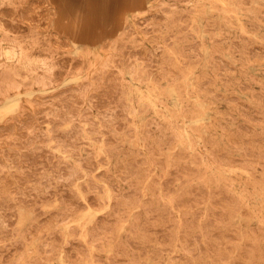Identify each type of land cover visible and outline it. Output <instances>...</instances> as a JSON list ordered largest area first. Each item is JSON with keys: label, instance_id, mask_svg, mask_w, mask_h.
Masks as SVG:
<instances>
[{"label": "rangeland", "instance_id": "obj_1", "mask_svg": "<svg viewBox=\"0 0 264 264\" xmlns=\"http://www.w3.org/2000/svg\"><path fill=\"white\" fill-rule=\"evenodd\" d=\"M0 18H3L2 21H0V112H3L6 115L8 114V116L6 117H2L0 116V184L3 185V188H9L8 191L5 192L2 191L4 189H2V186L0 185V207H2V211H0V264H142L141 261L143 262V264H211V262H213L212 264H249L248 262L252 261L250 263L252 264H257L260 263L262 264L263 259H264V219H262L264 217V178H262L264 175V137L262 138V136H264V98L262 96H264V91L262 89H264L263 85H264V60H262V57L264 55V22L260 21V19H264V0H140L141 6L138 9H134V8H127L125 10H123L121 12V16H120V23L118 25H114L111 23H107V28L108 31L110 32V34H107L101 43H99L98 45H92V46H74L72 43V36L71 34L67 31L64 32L62 30H59L56 26V20L58 17V7L57 4L55 2V0H0ZM8 1V2H7ZM24 1V2H23ZM160 1V2H159ZM190 1V2H189ZM206 1H209V3H207ZM214 1H215V5H214ZM236 4H234L235 2ZM15 2V3H14ZM35 2V3H33ZM166 4H165V3ZM169 2V6L166 7V5H168ZM172 2V3H171ZM185 2V3H184ZM197 2V3H196ZM204 2V3H202ZM224 2V3H223ZM238 2V3H237ZM241 2L242 5H239ZM247 2V3H245ZM10 3V4H9ZM14 3V4H11ZM18 3V4H17ZM30 3V4H29ZM164 3V4H161ZM189 3V4H187ZM202 3V4H201ZM212 3V4H210ZM222 3V4H221ZM253 3V4H252ZM260 3V5H259ZM3 4V5H2ZM25 4V5H24ZM30 6H29V5ZM32 4V5H31ZM35 4V5H34ZM45 4V5H44ZM180 4V5H179ZM201 4V5H199ZM204 4V5H203ZM210 4V5H209ZM224 4V5H223ZM239 7H238V5ZM263 4V5H262ZM15 7H13V6ZM161 5V7H160ZM173 5V7H171ZM198 5V6H196ZM245 5V7H244ZM250 5V7H249ZM254 5V6H253ZM255 5H259L258 8ZM21 6V7H20ZM48 6V7H47ZM155 6V7H154ZM214 6V8L212 7ZM247 6V7H246ZM251 6H253L251 8ZM5 7V8H4ZM32 7V9H31ZM47 7V8H46ZM156 7H158L156 9ZM241 7V8H240ZM256 7V8H254ZM262 7V9L260 8ZM20 10H17L19 9ZM38 12H37V9ZM40 8V10H39ZM49 8V9H48ZM154 8V9H153ZM163 8V9H162ZM167 10H166V9ZM191 8H193L194 10H192ZM203 8V9H202ZM248 8V10L245 12V10ZM252 10H257L254 12ZM261 10H260V9ZM28 9V10H27ZM30 9V11H29ZM34 9V10H33ZM151 9V10H150ZM170 9V10H168ZM186 9V10H185ZM187 9H190L189 11ZM228 9V10H227ZM250 9V11H249ZM2 10V11H1ZM11 10L13 12H11ZM36 10V11H35ZM162 12H159V11ZM175 12H173V11ZM180 10V11H179ZM234 10V11H233ZM260 10V11H259ZM263 10V11H262ZM17 11V12H16ZM31 12L33 14V16H31L32 14H30L28 12V14H30V16L27 14V12ZM37 12V14L35 12ZM172 11V12H170ZM183 11V12H182ZM198 11V12H197ZM45 12V13H44ZM142 14H140V13ZM150 12V13H149ZM157 12V14H156ZM167 12H170V14H167ZM192 12L194 14H192ZM200 12V14H199ZM202 12V13H201ZM231 12V13H230ZM251 12V14H250ZM253 12L256 14H253ZM260 12V13H259ZM4 13V14H3ZM35 13V14H34ZM154 16H153V14ZM162 13V14H161ZM164 13L165 16H164ZM174 16H173V14ZM178 14H182V16ZM185 13V14H184ZM215 13V14H213ZM259 15H258V14ZM156 14V16H155ZM159 14V16H157ZM184 14V15H183ZM187 14V15H186ZM2 15V16H1ZM4 15V16H3ZM42 15V16H40ZM152 15V16H151ZM168 15V16H166ZM172 15V16H171ZM188 19V21H184L187 20L186 17ZM253 15L257 16L254 17ZM22 18H21V17ZM25 16V18H24ZM27 16V18H26ZM48 16V17H47ZM51 16V17H49ZM54 16V17H53ZM135 16V17H134ZM147 16V17H145ZM164 16V17H162ZM177 16V17H175ZM189 16V17H188ZM204 16V17H203ZM222 16V17H221ZM253 16V17H252ZM5 17V18H4ZM10 19H9V18ZM29 17V18H28ZM45 17V18H43ZM131 17V18H130ZM145 17V18H144ZM161 17V18H160ZM169 17V18H168ZM174 17V18H173ZM180 17V18H179ZM191 17V18H190ZM228 17V18H227ZM248 19H246V18ZM43 20H42V19ZM144 18V19H143ZM157 18V19H156ZM178 18V19H177ZM185 18V19H184ZM227 18V20H226ZM231 18V21H228V19ZM235 18V19H233ZM254 18V19H253ZM27 19V21H26ZM34 21L33 23L30 20ZM34 19V20H33ZM41 19V20H40ZM137 19V20H136ZM155 19V20H154ZM158 19H159V24H158ZM162 19V20H161ZM183 19V20H181ZM223 19V20H222ZM1 20V19H0ZM15 20V21H14ZM136 20V21H135ZM165 20V21H164ZM167 20V21H166ZM172 20V21H171ZM177 20V21H176ZM178 20H180V24L178 23ZM190 20V21H189ZM251 20V21H250ZM255 22H253V21ZM259 20V21H258ZM5 21V22H4ZM24 21V22H23ZM26 21V23H25ZM37 21V22H36ZM39 21H41V23H39ZM135 21V22H134ZM151 26H150V23ZM164 21V22H162ZM210 21V22H207ZM264 21V20H263ZM4 24H3V23ZM142 22V23H141ZM171 22V24L169 23ZM173 22H175L173 24ZM183 22V24L181 23ZM189 22V23H188ZM212 22V23H211ZM215 22V23H213ZM230 22V23H229ZM235 22V24H234ZM245 22V23H243ZM259 22V23H256ZM262 22V23H261ZM12 23V24H11ZM15 23V24H14ZM35 23V24H34ZM36 23L38 25H36ZM157 23V24H156ZM165 23V25H164ZM177 23V24H176ZM191 23V25H190ZM229 27H227L225 24ZM250 23V24H249ZM7 24V25H5ZM129 24V25H128ZM146 27H145V25ZM150 27H148L147 26ZM158 26H156V25ZM179 24V25H178ZM182 24V26H181ZM187 24V25H186ZM207 24V26L205 25ZM212 26H211V25ZM248 24V25H247ZM258 25V26H254V25ZM263 24V26L261 25ZM5 25V26H4ZM135 25V26H134ZM144 27H143V26ZM153 25H154V29H153ZM161 27H160V26ZM163 25V26H162ZM174 25V26H171ZM185 25V26H184ZM216 25V26H215ZM230 25L233 27H230ZM235 25V27H234ZM244 25V26H243ZM2 26V27H1ZM4 26V27H3ZM130 26V27H129ZM164 26H166V29L164 28ZM189 26V27H188ZM203 26L205 29H203ZM253 30H252V27ZM9 27V29L7 30V28ZM13 27V28H10ZM143 27V28H142ZM148 27V28H147ZM152 27V28H151ZM159 28L157 30V28ZM163 27V28H162ZM182 27V29H181ZM210 29L207 30L206 29ZM212 29H211V28ZM237 27V28H236ZM246 27V28H245ZM251 27V28H250ZM3 28V30H2ZM22 28V29H21ZM139 28V29H137ZM162 28V29H161ZM195 28V29H194ZM235 28V29H234ZM254 31L252 33L249 32L250 30ZM256 28L259 30L258 33L255 30ZM5 29V30H4ZM13 29V30H12ZM43 29V30H42ZM123 29V30H122ZM130 31L132 32H129ZM146 29V30H145ZM148 29V30H147ZM163 31H161V30ZM165 29V30H164ZM167 29H171L167 30ZM197 29V30H196ZM241 29V30H240ZM246 31H245V30ZM22 30V31H21ZM27 30V31H26ZM127 30V32H126ZM140 30V31H139ZM142 30V31H141ZM177 30V31H176ZM187 30V31H186ZM190 30V31H189ZM213 32H212V31ZM221 30V31H220ZM249 30V31H248ZM10 31V32H9ZM149 33H148V32ZM154 31V32H152ZM166 33H165V32ZM182 33H180V32ZM186 31V32H185ZM189 31V32H188ZM196 31V32H194ZM4 35H3V33ZM32 32V33H31ZM121 32V33H120ZM126 32V33H125ZM143 34H141V33ZM146 32V34H145ZM157 32V33H155ZM177 32V33H176ZM188 32V33H187ZM191 32V33H190ZM221 32V33H220ZM248 32V34H247ZM23 33V34H22ZM134 33V34H133ZM148 33V35H147ZM161 33V34H160ZM166 35H164V34ZM172 33V34H171ZM179 33V34H178ZM186 33V34H184ZM204 33V34H203ZM213 33V36H212ZM246 33V34H245ZM250 33V34H249ZM255 33V34H254ZM34 34V35H33ZM66 34V35H65ZM125 34V35H124ZM133 34V35H132ZM152 34V37L151 35ZM156 34V35H154ZM158 34L160 36H158ZM215 34V37H214ZM229 34V35H228ZM23 35V36H21ZM49 35V36H48ZM52 35H56L55 37H53ZM132 35V36H131ZM161 35H164L161 37ZM171 38L172 35V39H169V37ZM183 35V37L181 36ZM192 35V36H191ZM211 35V36H210ZM240 35V36H239ZM242 35V36H241ZM17 38H16V37ZM21 36V37H20ZM34 36V37H33ZM154 36V37H153ZM190 36V37H189ZM263 36V38H262ZM10 38V40L8 41V39ZM15 37V38H14ZM117 37L119 38V40L117 39ZM123 37V38H122ZM127 37V38H126ZM134 37V38H133ZM136 37V39H135ZM151 37V38H149ZM157 37V38H156ZM176 37V38H175ZM186 37V38H185ZM210 37V38H209ZM212 37V38H211ZM238 37L240 39H238ZM250 37V38H249ZM261 37V38H260ZM8 38V39H7ZM12 38V40H11ZM122 38V39H121ZM133 38V39H132ZM155 38L152 42L149 41V39ZM181 38V39H180ZM188 38V39H187ZM191 38V39H190ZM227 38V39H226ZM244 40H243V39ZM246 38V39H245ZM248 39H252L250 42L247 40ZM5 39V40H4ZM19 39V40H18ZM29 39V41H28ZM50 41H49V40ZM64 39V41H63ZM131 39V41H130ZM139 39V41H138ZM163 39H165L163 41ZM183 39V40H182ZM203 39V41H202ZM214 39V40H213ZM229 39V40H228ZM16 40V41H15ZM46 40V41H45ZM48 40V42H47ZM115 40V41H114ZM122 40V41H121ZM128 40V42H127ZM135 40V41H133ZM138 41V44H136L134 46L133 49V45ZM145 40V41H144ZM148 40V41H147ZM170 40V41H168ZM176 40V41H175ZM187 40V41H186ZM189 40V41H188ZM197 44H195V41ZM199 40V42H198ZM211 42H209V41ZM216 40L218 41V43L216 42ZM222 40V41H221ZM242 40V41H241ZM24 41V42H23ZM32 41V42H31ZM141 41V42H140ZM156 41L158 42V44L156 43ZM202 41V42H201ZM219 41L222 42L219 44ZM244 41V42H243ZM248 41V44L246 45L245 43ZM256 41V42H255ZM27 42V43H26ZM105 42V43H104ZM115 42V43H114ZM127 42V43H126ZM131 42V43H130ZM156 44H155V43ZM163 42V43H162ZM189 42V43H188ZM192 42V44H191ZM200 42L202 44H200ZM216 45H212L215 44ZM231 42V43H230ZM233 42V43H232ZM234 42H236V44H234ZM13 43V44H12ZM26 43V44H25ZM40 43V45L44 44L43 46L38 45ZM50 43V44H49ZM113 43V44H112ZM123 43V44H122ZM153 43V44H152ZM199 43V44H198ZM230 43V44H229ZM239 43V44H238ZM250 43V46H249ZM252 43V44H251ZM115 44V45H114ZM149 44V45H148ZM152 44V45H151ZM166 44V45H165ZM168 44V45H167ZM191 44V45H189ZM194 44V45H193ZM212 46H211V45ZM219 44V45H218ZM257 46H256V45ZM3 45V46H2ZM30 45V46H29ZM112 45V47H111ZM114 45V46H113ZM121 45V46H120ZM124 45V46H123ZM126 45V47H125ZM139 45V46H138ZM198 45V46H197ZM225 45V46H224ZM234 45V46H233ZM246 45V46H245ZM251 45H255V46H251ZM7 46V47H6ZM45 46V47H44ZM48 46V47H47ZM68 48H67V47ZM103 46V47H102ZM107 46V47H106ZM125 47V48H122ZM131 48H129V47ZM153 46V47H152ZM185 46V47H184ZM196 47V48H193ZM221 46V47H220ZM236 46V47H235ZM249 46V47H248ZM31 47V48H30ZM40 47V48H39ZM66 47V48H65ZM106 47V48H105ZM137 47V48H136ZM139 47V48H138ZM163 47V48H161ZM165 47V48H164ZM168 47V48H167ZM184 47V48H183ZM213 47V48H211ZM218 49H215V48ZM235 51H234V49ZM240 47V48H239ZM246 47V48H245ZM253 49H252V48ZM258 47V49H256ZM3 48V49H2ZM11 48V49H10ZM16 48V49H15ZM24 48V49H23ZM33 48V49H32ZM43 48V49H42ZM47 48V49H45ZM58 48V50H57ZM143 48V49H142ZM157 48V49H156ZM183 48V49H182ZM187 48V50H186ZM193 48V49H192ZM197 48L199 51H197ZM211 48V49H210ZM227 48V49H226ZM231 48L233 50H231ZM239 48V49H237ZM245 48V49H243ZM263 48V49H262ZM7 49V50H6ZM45 49V50H44ZM62 51H61V50ZM117 49V50H115ZM131 49V50H130ZM146 49V51H145ZM153 49L156 51H153ZM163 49V50H162ZM182 49V50H181ZM185 49V51H184ZM190 49V50H189ZM214 49V50H213ZM222 49L223 55H222V51L220 50ZM242 49V50H241ZM255 49V50H254ZM38 50V51H37ZM51 52H50V51ZM127 50V58H126V52ZM130 50V51H129ZM141 50L144 51L142 52L143 55L141 54ZM212 50V52L210 51ZM227 52H226V51ZM249 52H248V51ZM252 50V51H251ZM256 50H260L259 55L256 53ZM19 51V52H18ZM26 51V52H25ZM46 51V52H45ZM118 51V52H116ZM150 51V52H149ZM161 51V52H159ZM194 51V52H193ZM197 53H196V52ZM217 51V52H216ZM234 51V52H233ZM240 51V52H239ZM242 51L247 52L246 53H242ZM5 52V53H4ZM17 52V53H16ZM44 52V53H43ZM54 52V53H53ZM122 52V53H121ZM137 52V54H136ZM146 52V54H145ZM182 54H181V53ZM254 52V53H253ZM13 53V54H12ZM48 53V54H47ZM117 53V54H116ZM124 53V54H123ZM130 53V54H129ZM140 55H139V54ZM160 53V54H159ZM162 53V55H161ZM174 53V54H173ZM217 55V53L221 54V55ZM233 53V54H232ZM235 53H238L239 55H235ZM251 55H249V54ZM3 54V55H2ZM25 54V55H24ZM34 54V57L32 56ZM41 54V55H40ZM50 54V55H49ZM115 54V55H114ZM159 56L157 57L156 56ZM159 54V55H158ZM180 54V55H179ZM188 54V56H187ZM190 54H193L194 57H191ZM214 56H211V55ZM230 54V55H229ZM244 54V55H243ZM255 54V55H254ZM262 54V55H261ZM5 55V56H4ZM27 55V56H26ZM31 58H29L28 57ZM46 58H44V56H46ZM117 55V56H116ZM122 55V56H121ZM133 55V56H132ZM136 55V56H135ZM138 55H139V59H138ZM182 55V56H181ZM185 55V56H184ZM199 55H202L201 57H199ZM237 57L235 58L234 57ZM249 55V56H248ZM254 57H253V56ZM256 55H258L256 57ZM26 56V57H25ZM32 56V57H31ZM152 56V57H151ZM157 58H156V57ZM161 56V57H160ZM167 56V57H165ZM173 56V58H172ZM221 58H219V57ZM223 56V57H222ZM247 56V57H244ZM253 57L250 59V57ZM6 57V58H5ZM28 57V58H27ZM41 59L39 60L38 58ZM119 58L117 60V58ZM134 57V59H133ZM143 57V59H142ZM163 57V58H162ZM171 57V59H170ZM187 57V58H186ZM197 57V58H196ZM198 57L201 59H198ZM213 57V58H211ZM243 58L245 60V62H243ZM259 58V64L255 65L256 63H258L256 58ZM49 58V59H48ZM51 58V59H50ZM67 58V59H66ZM137 58V59H136ZM159 58H161V60H159ZM165 58V60H164ZM177 58V59H176ZM179 58V59H178ZM185 58V59H184ZM193 58V59H192ZM211 58V62L209 63ZM218 58V59H215ZM247 58V60H246ZM27 59V60H26ZM30 59V60H29ZM37 59V60H35ZM43 59V60H42ZM45 59V61H44ZM54 59V60H52ZM126 59V61H125ZM128 59V60H127ZM130 59V60H129ZM146 61H145V60ZM170 59V60H169ZM214 59V60H213ZM221 59V60H220ZM222 59L225 60L222 61ZM250 59V60H249ZM253 59H256V63L253 66V63L255 62ZM264 59V58H263ZM35 60V61H34ZM60 60L61 63H60ZM117 60V61H116ZM135 60V61H134ZM141 60V61H139ZM144 60V61H143ZM148 60V61H147ZM164 60V61H163ZM173 60V61H172ZM180 60V61H179ZM183 60V61H182ZM186 60H189L186 62ZM200 62H198V61ZM220 60V61H218ZM242 60V61H241ZM252 60V62H251ZM262 60V61H261ZM31 61V62H30ZM37 61V62H36ZM39 61V62H38ZM76 61V62H75ZM119 61V62H118ZM121 61V63H120ZM127 61L129 63H127ZM133 63H132V62ZM138 61V62H137ZM150 61V62H149ZM155 61V63H154ZM160 61V62H159ZM162 61V63H161ZM171 61V62H170ZM197 61V65L196 64H191V62L196 63ZM214 61H216L217 65L219 67H216V64L213 63ZM233 61L235 63H233ZM248 63H247V62ZM249 61L252 63H249ZM261 61V62H260ZM47 64L44 65L43 64ZM46 62V63H45ZM52 62V63H51ZM119 64H117V63ZM136 62V63H135ZM174 62V63H173ZM176 62V63H175ZM180 62V63H179ZM186 62V63H183ZM219 62V63H218ZM228 62V63H227ZM238 64H237V63ZM32 65H31V64ZM34 63V64H33ZM55 63V64H53ZM57 63V64H56ZM160 63L162 65H160ZM165 63V64H163ZM172 65H168L171 64ZM184 65H183V64ZM199 63V64H198ZM213 63V64H212ZM229 66H227L226 65ZM243 63V64H242ZM52 64V65H51ZM59 64V65H58ZM65 66H60V65H65ZM73 64V65H72ZM75 64V65H74ZM126 64V65H125ZM128 64V65H127ZM131 64V66H130ZM134 64V66H132ZM145 64V65H144ZM149 64V65H148ZM156 66H155V65ZM160 66H159V65ZM177 65V68L174 67ZM189 64V65H188ZM191 64V65H190ZM242 66H241V65ZM245 64V65H244ZM248 64V65H247ZM35 65V66H34ZM41 67H40V66ZM77 65V66H76ZM121 65V66H120ZM147 65V66H146ZM153 67H152V66ZM166 65V66H165ZM210 65V66H209ZM225 65V68L223 67L221 69L222 66ZM243 65L248 66L245 69H243ZM34 66L32 69H28L29 67ZM39 66V67H38ZM53 66V67H52ZM76 66V67H75ZM108 66L110 68H108ZM113 66V67H112ZM126 66V67H125ZM131 68H130V67ZM138 66V67H137ZM145 66V68L143 67ZM162 66V67H161ZM170 66V67H169ZM187 66V67H186ZM240 66V68H239ZM4 67V68H3ZM6 67V68H5ZM8 67V68H7ZM28 67V68H27ZM37 69H36V68ZM49 67V70H47ZM57 67V69H56ZM61 67V68H60ZM63 67V68H62ZM65 67V68H64ZM76 69H74V68ZM130 69H129V68ZM134 69H133V68ZM163 68L165 70V72L161 69ZM169 67V68H168ZM182 67V68H181ZM211 67V68H210ZM216 67V69H215ZM227 67V68H226ZM234 69H232V68ZM19 68V69H18ZM21 68V69H20ZM23 68V69H22ZM28 70H26V69ZM41 68V69H40ZM51 68V69H50ZM73 68V69H72ZM120 68V69H119ZM141 68H144L141 69ZM153 68V69H151ZM158 68V69H157ZM167 69H170L168 71H166ZM215 70H214V69ZM7 69V70H6ZM39 69V71H38ZM56 69V70H55ZM66 69V70H65ZM111 69V70H110ZM141 69V70H140ZM160 69V70H159ZM180 69V70H179ZM213 69V70H212ZM244 71H243V70ZM6 70V71H5ZM30 70V71H29ZM35 72H34V71ZM37 70V71H36ZM45 70V72H44ZM53 70V71H52ZM74 70V71H73ZM122 70V71H121ZM128 70V71H127ZM130 70V71H129ZM134 70V72H132ZM147 70V71H146ZM172 70H175L172 71ZM221 70V73H220ZM229 76H228V72ZM2 71V72H1ZM21 71V72H20ZM28 71V72H27ZM42 71V72H40ZM50 73H49V72ZM61 74H60V72ZM150 71V72H148ZM162 73H161V72ZM172 73H170V72ZM183 71H185V73H183ZM224 71L226 72L225 75L228 76L226 77L224 75ZM10 72V73H8ZM26 72V73H25ZM40 72V73H38ZM47 72V73H46ZM51 72L56 75L54 76L53 74H51ZM62 72H65L62 73ZM70 72V74H69ZM117 72V74H116ZM148 72V73H147ZM160 72V73H159ZM192 72V73H191ZM16 73V74H15ZM32 73V74H31ZM57 73V74H56ZM59 73V74H58ZM130 73V74H129ZM140 73V74H139ZM146 73V74H145ZM151 73V75L149 74ZM160 74L157 76V74ZM174 74V77H177L179 74V76L177 78H170L169 74ZM178 74L176 76V74ZM183 73V74H182ZM219 73L220 76L222 75V82L220 81L219 78ZM235 75H234V74ZM263 73V74H262ZM2 74V75H1ZM46 74V75H45ZM49 74V75H48ZM64 74V75H63ZM149 74L148 76H145ZM167 75V77L164 76V78L162 77L163 75ZM185 74V75H184ZM197 74V75H196ZM233 74V76H231ZM14 75V76H13ZM104 75V76H103ZM135 75V76H134ZM154 77H158L153 78ZM197 79H201V81L203 82L204 86H209L210 91L213 92V94H210V91L207 90L205 87L203 88V86H201L202 83L200 80L199 81H195L196 80V76ZM202 75V76H201ZM218 75V76H217ZM250 75V76H249ZM17 76V77H16ZM36 76V78H35ZM42 76V77H41ZM78 76V77H77ZM110 76V77H109ZM195 76V77H194ZM235 76V77H234ZM13 77V78H12ZM40 77V80H39ZM45 77V78H44ZM51 79H48V78ZM56 77V80H52V78ZM59 77V78H58ZM135 77V79H134ZM160 77V79H159ZM173 77V75L171 76ZM201 77V78H200ZM206 82H211V80L214 82L209 85ZM212 77V78H210ZM230 77V78H229ZM232 77V78H231ZM250 77V78H249ZM252 77V78H251ZM257 79V82L259 80H261V82L263 84L260 83H252L254 78ZM10 78V79H9ZM111 78V79H109ZM113 78V80H112ZM161 78L164 81H161ZM170 78V79H169ZM216 78V79H215ZM224 78V79H223ZM228 78L229 80H226ZM262 78V79H261ZM36 79V80H35ZM38 79V80H37ZM46 79V80H45ZM93 79V80H92ZM141 79V82H140ZM144 79V80H143ZM153 79V80H151ZM155 79V80H154ZM176 81H172V80ZM180 79V80H178ZM195 79V80H194ZM211 79V80H209ZM254 79V82H256ZM9 80V81H8ZM68 80V81H67ZM112 80V82H111ZM134 80V82H133ZM136 80V81H135ZM143 80V82H142ZM156 84L155 81H157ZM178 80V81H177ZM236 80V81H235ZM252 80V81H251ZM39 81V82H38ZM46 81V83H45ZM53 81V82H52ZM67 83H64L66 82ZM151 81V82H150ZM153 81V83H152ZM172 81V82H171ZM183 81V82H182ZM195 83H194V82ZM220 81V82H219ZM243 81V82H242ZM83 82V83H82ZM96 82V83H95ZM101 82V84H100ZM109 82V83H108ZM115 82V83H114ZM119 82V83H117ZM146 82V83H145ZM171 82V83H170ZM205 82V84H204ZM225 82V83H224ZM49 83V84H47ZM63 83V84H62ZM141 83V84H140ZM167 83V86L165 85ZM169 83V84H168ZM178 83V84H177ZM187 83V85H186ZM198 83V84H197ZM229 83V84H228ZM230 83H233L230 84ZM242 83V85H241ZM34 84H36L34 86ZM42 84V85H41ZM44 84V85H43ZM82 84V85H81ZM113 84V85H112ZM120 84V85H119ZM159 84V85H158ZM196 84V87L195 85ZM228 84V85H227ZM245 84V86H244ZM4 85V86H3ZM48 85V86H47ZM62 85V86H61ZM75 85V86H74ZM132 85V86H131ZM134 85V87H133ZM157 85V86H155ZM176 85H180L177 86ZM183 85V86H182ZM200 85V86H197ZM231 85V86H230ZM263 86V87H259ZM31 88H30V87ZM41 86V87H40ZM50 86V87H49ZM68 86V87H67ZM81 86V88H80ZM86 86V87H85ZM117 86V87H116ZM162 86V87H161ZM181 86L183 88H181ZM219 89H216L218 88ZM237 86H240L239 88ZM244 86V87H242ZM248 86V88H247ZM11 87V88H10ZM113 87V89H112ZM119 87V89H118ZM130 87V88H129ZM133 87V88H132ZM137 87V88H136ZM162 89H160V88ZM174 87L176 90H174ZM180 87V88H179ZM195 87V89H194ZM225 89H224V88ZM233 87V88H232ZM241 87L246 91V89L248 91H246L245 93L243 92V89H241ZM28 88V89H27ZM71 88V89H70ZM97 88V89H96ZM118 90H117V89ZM227 88V89H226ZM250 88V90H249ZM50 89V90H49ZM64 89V90H63ZM74 89V90H73ZM136 89V90H135ZM164 89V90H163ZM182 93H181V91ZM197 89V90H196ZM203 89V91L201 90ZM206 89V91H204ZM241 89V90H240ZM43 90V91H42ZM46 90V91H45ZM79 90V91H78ZM97 90V92H96ZM178 90V91H177ZM191 90V91H190ZM262 90V92H261ZM40 91V92H39ZM70 91V92H69ZM74 91V92H73ZM78 91V92H75ZM115 91V92H114ZM124 91V92H123ZM152 91V92H151ZM204 92V94L202 93L199 97V94L201 92ZM242 91V92H241ZM256 91L258 93V95L256 94ZM13 92V93H12ZM31 92V93H30ZM35 92V93H34ZM114 92V95H113ZM140 94H139V93ZM148 92V93H147ZM163 92V93H161ZM190 92V93H189ZM195 92V93H194ZM199 92V94H198ZM211 92V93H212ZM229 92V93H228ZM254 92V93H253ZM27 93V94H26ZM30 93V96H28V94ZM33 93V94H32ZM63 93V94H62ZM82 93V94H81ZM126 93V94H125ZM179 95H177V94ZM184 93V94H183ZM189 93V94H188ZM193 93V94H192ZM197 93V94H196ZM209 93V94H206ZM234 93V94H233ZM251 93V94H250ZM262 95H260V94ZM20 94H26V95H21ZM32 94V95H31ZM181 94V97H180ZM194 96H192V95ZM219 94V95H218ZM222 94V95H221ZM250 94V95H249ZM253 95H257V96H252ZM65 97H64V96ZM95 97H92V96ZM107 95V96H106ZM111 95V96H110ZM119 95V96H118ZM140 95V97H139ZM165 95H167L165 97ZM190 95V96H189ZM204 95V96H203ZM218 95V97H217ZM235 95V96H234ZM84 96V97H83ZM89 96V97H88ZM91 96V97H90ZM99 96V97H98ZM109 96V97H108ZM116 96V97H115ZM178 96V97H177ZM214 97L211 98V97ZM222 96V97H221ZM251 96V97H250ZM261 96V97H258ZM20 97V98H19ZM60 97V98H59ZM62 97V98H61ZM71 97V98H70ZM82 97V98H81ZM120 97V98H119ZM142 97V98H141ZM152 97V99H151ZM168 97V98H167ZM236 97H238L239 99H237ZM7 98V99H6ZM30 98V99H29ZM51 98V99H50ZM67 98V99H66ZM88 98H90L88 100ZM114 98V99H112ZM148 100H147V99ZM194 98V99H193ZM220 98V99H219ZM228 98V99H226ZM229 98L232 100H229ZM233 98V99H232ZM255 99V101H253ZM258 98V99H257ZM11 101H8L10 100ZM45 99V100H44ZM83 99V100H82ZM93 99V100H92ZM106 99V100H105ZM146 99V100H144ZM161 99V100H160ZM204 99V101H202ZM207 99V100H206ZM234 99H236L234 101ZM260 99V100H259ZM262 99V100H261ZM18 100V101H17ZM69 100V101H68ZM81 102H80V101ZM91 100V102H90ZM105 101L102 102V101ZM122 100H124L122 102ZM130 100V101H129ZM158 100V101H157ZM213 103H212V101ZM259 100V101H258ZM5 101H8L9 103H5ZM17 101V103L15 102ZM66 101V102H64ZM89 101V102H88ZM110 101L112 102V105L110 103ZM114 101V102H113ZM136 101V103H135ZM144 101V102H143ZM149 101V103H148ZM207 101H209V103H207ZM211 101V102H210ZM230 101V106L228 102ZM242 101V102H241ZM13 102V103H12ZM72 102V103H71ZM102 102V103H100ZM110 104H109V103ZM117 102V105H116ZM122 102V103H121ZM151 102H153V104H151ZM161 102V103H160ZM190 102V103H189ZM192 102V104H191ZM200 102V103H199ZM261 104H260V103ZM12 103V104H11ZM19 103V104H18ZM40 103V104H39ZM58 103V104H57ZM64 103V104H63ZM96 103V105H94ZM119 103V105H118ZM121 103V104H120ZM161 105H160V104ZM187 103V104H185ZM212 103V104H211ZM220 103V104H219ZM238 105H237V104ZM11 106H8L10 105ZM37 104V105H36ZM73 104V105H72ZM77 104V105H76ZM99 104V105H98ZM146 104V105H144ZM151 104V107H150ZM190 104V105H189ZM236 104V105H235ZM242 104V105H241ZM12 105H17L12 106ZM19 105V106H18ZM62 105V106H60ZM103 105V106H101ZM122 107H121V106ZM154 105V106H153ZM214 105V106H213ZM216 105V107H215ZM219 105V106H218ZM221 105V106H220ZM234 105V106H233ZM240 105V106H239ZM248 105V106H246ZM66 106V107H65ZM94 106V107H92ZM97 106V107H96ZM99 106L101 108H99ZM109 106V107H108ZM120 108H119V107ZM146 106V109H145ZM153 106V107H152ZM186 106V107H184ZM188 106H190V110L188 113ZM210 108H207L209 107ZM226 106V107H225ZM239 106V107H238ZM5 107L8 108L7 112L5 109H3ZM13 107V109H12ZM62 107V108H61ZM68 107V108H67ZM155 107V108H154ZM183 111H182V109ZM194 107V108H193ZM196 107V109H195ZM206 107V109H205ZM236 107V108H235ZM238 107V108H237ZM244 107H246V111L244 109ZM15 108V109H14ZM71 108V110H70ZM75 108V110H74ZM95 108V109H94ZM99 110H98V109ZM110 110H109V109ZM126 108V110H125ZM159 108V109H158ZM161 108V109H160ZM186 108V109H185ZM192 108L195 109L197 112V116L194 115L192 112ZM213 108V109H212ZM227 108V109H226ZM234 108V109H233ZM240 108V109H239ZM253 108V109H252ZM255 108V109H254ZM2 109V111H1ZM50 109V110H49ZM63 109V110H62ZM84 109V110H83ZM86 109V110H85ZM117 109L118 114H117ZM139 109V110H138ZM214 109L217 110L218 112H214ZM221 109V110H220ZM238 109V110H237ZM11 110V111H10ZM14 110V111H13ZM101 110V113H100ZM114 110V111H113ZM124 110V111H123ZM204 110V111H203ZM231 110V111H230ZM236 110V111H235ZM256 110V111H255ZM6 111V112H4ZM45 111V112H44ZM50 111V112H49ZM108 111V112H107ZM148 111V112H147ZM175 114V119L174 116H172V113ZM186 111V112H185ZM194 111V110H193ZM201 111V112H200ZM228 113H227V112ZM238 111V112H237ZM242 113H241V112ZM244 111V112H243ZM248 111L250 113H248ZM252 111V112H251ZM14 112H16L14 114ZM67 112V113H65ZM82 112V115H81ZM84 112V113H83ZM90 112V113H88ZM99 112V113H98ZM110 112V113H109ZM132 112V114H131ZM141 112V113H138ZM182 112V113H181ZM184 112V113H183ZM214 112V113H213ZM229 112H233L231 114H229ZM246 112V113H245ZM257 116L255 117L253 115ZM7 113V114H6ZM87 113V114H86ZM97 113V114H96ZM115 116H113L112 115ZM120 113V114H119ZM137 113V115H136ZM171 113V114H169ZM181 113V114H180ZM187 113V114H185ZM202 113V114H201ZM223 115H221V114ZM225 113V114H224ZM241 113V114H240ZM249 115H248V114ZM256 113V114H255ZM260 113V114H257ZM0 114V115H1ZM46 114V116H45ZM51 114V115H50ZM60 114V115H59ZM74 114V115H73ZM84 114V117H83ZM96 116H95V115ZM102 114V115H101ZM108 114V115H106ZM124 116H123V115ZM146 114V115H145ZM183 114H185L186 116H184ZM189 114V115H188ZM217 114V116L215 115ZM219 114V115H218ZM251 114V115H250ZM11 115V116H10ZM48 115V116H47ZM50 115V116H49ZM98 115V116H97ZM106 115V117H105ZM111 115V116H110ZM183 117H182V116ZM225 115V116H224ZM233 115V116H231ZM13 116V117H12ZM85 120H83L82 118ZM90 116V117H89ZM102 116V117H99ZM112 116L114 118H116L115 120L112 118ZM118 116V117H117ZM121 116V117H120ZM128 116V117H127ZM192 116V117H191ZM219 119V120H216ZM220 116V118H219ZM222 116V117H221ZM229 116V117H228ZM237 116V117H236ZM244 116V117H241ZM250 118H247V117ZM260 116L261 118H263V120L258 117ZM60 117L65 120L63 121L62 119H60ZM97 117V118H96ZM99 117V118H98ZM109 117V118H108ZM120 117V118H119ZM127 117V118H126ZM173 117V118H172ZM177 117V118H176ZM189 117V118H187ZM212 117H214L212 119ZM234 117V118H233ZM246 117V118H245ZM254 118V120L256 121H252V119ZM4 118V119H3ZM59 118V120H58ZM71 118V119H70ZM91 118V119H90ZM107 120V121H103ZM108 118V119H107ZM223 120H222V119ZM232 118V119H231ZM245 118V119H243ZM252 118V119H251ZM257 118V119H256ZM261 121H260V119ZM67 119V120H66ZM69 119V121H68ZM92 121H90V120ZM98 119V120H97ZM111 119V120H109ZM119 119V120H118ZM127 119V120H126ZM129 119V120H128ZM183 119V120H182ZM188 119V120H187ZM230 120V122L228 123L226 120ZM251 119V121H250ZM3 120V121H2ZM40 120V122L38 121ZM54 120V121H53ZM71 120V122H70ZM76 120V121H75ZM88 120V121H86ZM95 120V121H94ZM190 120V121H189ZM235 120V121H234ZM247 120V121H246ZM259 120V121H258ZM63 121V122H61ZM74 121V122H73ZM84 121V122H83ZM108 121H110L109 123L112 124V126H115L114 128L112 126H110L113 128L112 130L108 129L109 127V123ZM129 121V122H128ZM146 121V123H145ZM215 121V124L212 123L210 125V122ZM221 121V122H220ZM225 121V122H223ZM246 121V122H245ZM258 121V122H257ZM5 122H8L5 123ZM57 122V123H56ZM82 122V123H81ZM86 122V123H85ZM90 122V124H88ZM95 122V123H94ZM104 122V124H103ZM109 124H107V123ZM116 122H122V123H116ZM128 122V123H127ZM151 122V123H150ZM153 122V123H152ZM155 122V124H154ZM171 122V123H170ZM181 122V123H180ZM220 122V123H219ZM248 122V123H247ZM258 124H257V123ZM3 123V124H2ZM20 123V124H19ZM28 123V124H27ZM53 125H52V124ZM63 125H62V124ZM66 123V124H65ZM92 123V124H91ZM108 125H106V124ZM149 123L151 124L149 126ZM159 123V124H158ZM186 123V124H185ZM221 123L223 125H221ZM227 123V124H226ZM256 123V124H255ZM55 124V125H54ZM61 124V126H60ZM75 124V125H74ZM114 124V125H113ZM116 124V125H115ZM119 124H121L122 126H118ZM147 124V126H145ZM205 124L210 125L211 127L209 128V126H205ZM220 124V125H219ZM237 124V125H236ZM263 125L262 127L259 125ZM33 125V127H32ZM79 125V126H78ZM89 126V128H91V126L95 129L93 130V128L89 129L87 128ZM96 125V126H95ZM102 125V126H101ZM106 125V126H105ZM125 128H124V126ZM162 126V128L159 127ZM201 125V126H200ZM214 125V126H213ZM229 125V126H228ZM251 125V126H250ZM257 125V126H256ZM53 126V127H52ZM77 126H78V130H77ZM104 126V127H103ZM149 126V127H148ZM190 126V128H189ZM217 126V127H216ZM222 126V127H221ZM224 126V127H223ZM227 126V127H226ZM244 126V127H242ZM249 126V127H248ZM259 126V127H258ZM46 127V128H45ZM74 127V129H73ZM81 127V128H80ZM96 127V128H95ZM106 127V128H105ZM142 127V129H141ZM146 129H145V128ZM149 130H147L148 128ZM164 127H166L164 129ZM180 127L179 129H176ZM193 127V129H192ZM204 127H207L204 129ZM222 129V131L220 132L219 129ZM237 127H241L240 130ZM31 128V129H30ZM73 130H72V129ZM80 128V129H79ZM83 128V130L81 131V129ZM87 128V129H86ZM122 128V129H121ZM135 128V129H134ZM157 128H160L157 130ZM194 128H198L196 129L198 132L194 131ZM214 128H218V129H214ZM227 128V129H226ZM247 128V131H245ZM251 128H254V132L253 133L251 131ZM97 129V130H96ZM121 129V130H120ZM161 129L163 131H161ZM236 129H238L239 134L238 135V131H236ZM242 129V130H241ZM248 129H250V131H248ZM263 129V130H262ZM3 130V131H2ZM71 130V131H70ZM88 130V131H87ZM108 130V131H107ZM118 130V132H117ZM120 130V131H119ZM132 130V131H131ZM209 130V131H207ZM228 131V133H232V134H226ZM57 131V132H56ZM78 131V132H77ZM87 131V134L86 132ZM94 131V132H93ZM104 131V132H102ZM122 131V132H121ZM127 131V133H126ZM151 131L149 134H151V139L149 138L147 132ZM161 131V132H160ZM166 131V132H165ZM168 131V132H167ZM172 131V132H171ZM207 131V132H206ZM224 131V132H223ZM243 131H245L246 133H244ZM259 131V132H258ZM59 132V133H58ZM77 135H75L74 134ZM79 134H77V133ZM92 132V133H90ZM97 132V134H96ZM114 132V133H113ZM146 132V133H144ZM159 132V133H158ZM164 132V133H163ZM193 132V133H192ZM215 132V133H213ZM236 132V133H235ZM243 132V133H242ZM63 135H61V134ZM68 133V136H67ZM73 133L71 135L70 138V134ZM94 134V135H90V134ZM112 133V134H111ZM122 133V134H120ZM125 133V134H124ZM162 133L160 136L158 134ZM166 136L168 137H165ZM188 133V134H187ZM198 133V134H197ZM224 133V135H223ZM248 133V134H247ZM27 134V135H26ZM37 134V135H36ZM59 138H56V136ZM58 134V135H57ZM66 134V136H65ZM108 134V135H107ZM154 134V137L153 136ZM196 134L198 135V137L196 136ZM213 136H212V135ZM236 134V135H235ZM244 134V135H243ZM247 134V136H246ZM254 134V135H253ZM260 134V135H259ZM76 137H75V136ZM79 135V136H78ZM114 135V136H113ZM128 135V136H127ZM172 136L170 137V136ZM211 135V136H210ZM242 135V136H241ZM252 135V137L250 136ZM44 136V137H43ZM54 137V139L51 138ZM61 136L63 137L62 140ZM99 136V137H98ZM110 136V138L108 137ZM127 136V137H126ZM162 136V137H161ZM176 136V138H175ZM215 136L216 141H214L215 139H213ZM222 136H225L224 138ZM228 139H226L227 137ZM246 136V137H245ZM257 136V137H256ZM260 136V137H259ZM27 137V138H26ZM65 137V138H64ZM69 137L70 141H68L67 138ZM73 137L75 138L76 142H72L74 145H72L70 142L73 141ZM79 137V138H77ZM103 137V138H102ZM107 137L108 140H104ZM115 137V138H114ZM122 137V139H121ZM131 137H133L131 139ZM165 137V138H164ZM170 137V138H169ZM191 139H190V138ZM203 137V140L201 139ZM213 137V138H212ZM222 137V138H221ZM231 137V138H229ZM235 139H234V138ZM88 138V139H87ZM99 138V140L97 139ZM112 138V139H111ZM173 139V144H171L172 141L167 140V144L166 146H162L165 145L163 142H166L165 139ZM175 138V140H174ZM210 139V140H205V139ZM221 138V140H220ZM245 138V139H243ZM249 140H248V139ZM254 143H252L251 141ZM256 138V139H255ZM28 139V140H27ZM72 139V140H71ZM93 139V140H91ZM95 139V140H94ZM118 139V140H117ZM120 139V140H119ZM147 139H149L151 142H149ZM154 139V141H153ZM161 139V140H160ZM201 139V140H200ZM230 139V140H229ZM234 139V140H233ZM242 139V140H241ZM247 139V140H246ZM17 140V141H16ZM45 142H44V141ZM54 140V141H53ZM58 140V141H57ZM79 140V141H78ZM104 140V141H102ZM111 140V143H110ZM117 140V141H116ZM122 140V141H121ZM157 140L159 141V143H161L162 145H160ZM164 140V141H162ZM192 140V143H191ZM223 140V141H222ZM228 140V141H226ZM238 140V141H236ZM257 140V141H256ZM259 140V141H258ZM30 141V142H29ZM32 141V142H31ZM88 141V142H87ZM107 141V145L106 142ZM156 141V142H155ZM162 141V142H161ZM170 141V142H168ZM176 141V142H175ZM178 141L180 143H178ZM203 141V142H202ZM215 144H214V142ZM218 141V142H217ZM222 141V142H220ZM230 141V142H229ZM240 141H244L243 144ZM56 142V143H55ZM61 142V144H60ZM65 142V144H64ZM69 142V143H68ZM100 142H102L100 144ZM104 142V143H103ZM116 145H114L113 144ZM155 142V143H154ZM235 144H233V143ZM239 142V143H238ZM250 144H248V143ZM256 142V144H255ZM258 142V143H257ZM31 143V144H30ZM38 143V144H37ZM48 143V144H47ZM58 143V145H56ZM148 143V144H147ZM155 146H154V144ZM169 143V144H168ZM202 143V144H201ZM204 143H206V145H204ZM212 143V144H210ZM223 143V144H222ZM228 143V144H227ZM231 143V144H230ZM237 143V144H236ZM262 143V144H261ZM33 144V145H32ZM55 144V145H54ZM60 144V145H59ZM68 144V146L66 145V147H64V145ZM76 144V146H75ZM80 144V145H79ZM86 144V145H85ZM91 144V145H90ZM97 144V145H96ZM109 144V145H108ZM113 144V145H112ZM146 144V145H145ZM151 144V145H150ZM158 144V145H157ZM189 144V145H188ZM213 144L215 146H213ZM226 144V145H225ZM240 144V145H239ZM261 144V145H259ZM29 145V146H27ZM37 145V146H36ZM54 145V146H53ZM71 145V146H69ZM88 145V146H87ZM101 145V146H100ZM106 145V147H105ZM142 145V146H141ZM145 145V146H144ZM148 145V146H147ZM173 145V146H171ZM204 145V146H203ZM209 145V146H207ZM226 147H225V146ZM232 145V146H230ZM235 147H234V146ZM239 145V146H236ZM244 146V148L242 146ZM248 145H250L249 147H247ZM18 146V147H17ZM27 146V147H26ZM56 146V148H55ZM61 146V147H60ZM64 150H63V147ZM75 146V147H74ZM148 147V151H144L147 150ZM150 146V147H149ZM162 146V147H161ZM170 146V148L168 150H166L168 147ZM189 146V147H188ZM212 146V147H211ZM219 146V147H218ZM68 147L67 150H65ZM113 147V149H112ZM144 147L146 149H144ZM157 147V148H156ZM162 148V151L159 150ZM173 149H172V148ZM194 147V148H193ZM210 147L212 149H210ZM262 147V148H261ZM55 148V149H54ZM69 148H71L70 151ZM152 149V151H150ZM166 148V149H165ZM207 148V149H206ZM217 148V149H216ZM219 148V149H218ZM228 148V149H227ZM233 148V149H232ZM235 148H237L238 150H236ZM247 148V149H246ZM252 148V151L249 150ZM28 149V150H27ZM38 149V150H37ZM76 149V152L74 151ZM78 149V151H77ZM83 149H85V153L83 152ZM108 149V150H107ZM111 149V150H110ZM117 149V150H116ZM158 149V150H156ZM166 151H165V150ZM172 149V150H170ZM180 149V150H178ZM182 149V150H181ZM216 149V151H214ZM222 149L224 151L225 154H228L225 156V154H222ZM231 149V150H230ZM240 149V150H239ZM243 149L245 150V153L243 151ZM260 149V151H258ZM3 150V151H2ZM69 150V151H68ZM106 150V151H105ZM110 150V151H109ZM113 150V151H112ZM124 152H122V151ZM184 150V151H183ZM220 151L219 153L217 152ZM227 150V151H226ZM61 153H60V152ZM66 151V152H65ZM68 151V152H67ZM88 151V152H87ZM91 152V156L90 152ZM137 151V152H136ZM138 151L140 153H138ZM169 151V152H168ZM179 151V152H178ZM183 151L184 154L181 152ZM202 151V152H201ZM218 153L215 154L213 152ZM232 151V152H231ZM239 151V152H238ZM249 151V152H248ZM46 152V153H45ZM48 152V154H47ZM83 152V153H82ZM121 152V153H120ZM152 153V155H150V153ZM207 152V153H206ZM211 154H210V153ZM230 152V153H229ZM257 158L258 160L254 157V159L252 158V154ZM258 152V155H257ZM7 153V154H6ZM25 153V154H24ZM29 153V155H27ZM33 153V154H32ZM64 153V154H62ZM76 153V154H75ZM120 153V154H119ZM126 153V154H125ZM176 153V154H175ZM181 153V154H180ZM213 153V154H212ZM233 153V154H232ZM238 153V154H237ZM250 153V154H248ZM256 153V154H255ZM9 154V155H8ZM74 154V155H73ZM78 154V155H77ZM111 154V155H110ZM135 156H133V155ZM141 154H143L142 156H140ZM154 154V155H153ZM171 154V155H170ZM196 154V155H195ZM232 154V155H231ZM249 155V156H244V155ZM27 155V156H26ZM31 155V156H30ZM88 155V156H87ZM131 155V156H130ZM137 155V156H136ZM180 155V157H179ZM193 155V156H192ZM197 155L199 156V158L201 159V161L198 159ZM217 155V156H216ZM221 155V156H219ZM263 155V156H262ZM14 156V157H13ZM109 156V157H108ZM149 156H151L149 158ZM181 156L183 158H181ZM186 158H185V157ZM190 156L193 157L190 159ZM196 156V158H195ZM213 156L215 157V159H213ZM225 157L222 158L223 161L220 160V157ZM231 158V163L229 158ZM17 159H16V158ZM91 157V158H89ZM129 157V158H128ZM140 157V158H139ZM144 157V158H143ZM154 157V158H153ZM179 157V158H177ZM210 157H212L210 159ZM219 157V158H217ZM243 157V158H242ZM249 158L251 161H249V159H245V158ZM263 157V158H262ZM15 158V159H14ZM57 158V159H56ZM97 158V159H96ZM124 158V159H123ZM135 160H134V159ZM156 160H153V159ZM173 158L175 159V162L177 160V162H173ZM188 158V159H187ZM259 158H261L260 161ZM2 159V160H1ZM10 159V160H9ZM12 159V160H11ZM14 159V160H13ZM20 159V160H19ZM121 159V160H118ZM130 161H128V160ZM141 159L145 160L142 161ZM157 159H161L160 161ZM168 159V160H167ZM179 159V160H178ZM237 161H236V160ZM240 159H244L242 162L238 161ZM256 159V160H255ZM80 160V161H78ZM91 160V161H90ZM117 160L119 161L117 164ZM136 161V163H138V165L134 164ZM155 162H153V161ZM182 160H186L185 162ZM195 160V162L193 161ZM205 160V161H204ZM214 160V161H213ZM227 160V161H226ZM30 161V162H27ZM50 161V162H48ZM78 161V162H77ZM82 161V163H81ZM87 161V162H86ZM116 161V163H115ZM121 161V162H120ZM128 162L127 163H125ZM132 161V162H131ZM142 163H141V162ZM154 165H153V163ZM201 163H200V162ZM215 161H218L217 163H215ZM226 161V162H224ZM236 161V162H235ZM245 161H247L246 165L241 164ZM254 161V162H252ZM256 161V162H255ZM12 162V164H11ZM14 162V163H13ZM57 162V163H56ZM85 162V163H83ZM91 162V163H90ZM123 162V163H122ZM143 162H145L143 164ZM160 162V163H158ZM163 162V165H162ZM177 164V166L174 164ZM195 163L194 165H192L193 163ZM223 162V163H221ZM234 162L236 163V166L234 165ZM238 162H240L238 164ZM248 162L250 165H248ZM262 162V163H259ZM29 163V164H28ZM56 163V164H55ZM77 163V164H76ZM81 163V164H80ZM88 166H87V164ZM121 163V165L119 164ZM130 163L131 166H130ZM184 163V164H183ZM186 163V164H185ZM188 163V164H187ZM203 163V164H202ZM225 163V165H224ZM254 163L255 166H253L252 164ZM259 163V164H258ZM5 164V165H2ZM31 164V166H30ZM61 164V165H60ZM142 164V165H141ZM180 165V169H179V165ZM182 164V165H181ZM191 164V166H190ZM229 164H233V166H230ZM261 164V165H260ZM263 164V166H262ZM7 165V166H6ZM33 165V167H32ZM80 165V167H79ZM120 165V166H119ZM124 165V167H123ZM132 165L134 167L137 166V168H132ZM158 165V166H157ZM161 165V167H160ZM173 166L171 168V166ZM185 165V166H184ZM200 167H199V166ZM218 165V166H217ZM229 165V166H228ZM241 165V166H240ZM252 165V166H251ZM257 165V166H256ZM2 166V167H1ZM4 166V167H3ZM6 166V167H5ZM12 166L13 168L11 169ZM28 166V168H27ZM53 166H55L53 168ZM69 166V168H68ZM94 166V167H93ZM113 166V167H112ZM119 166L116 171L115 168ZM126 166V167H125ZM141 166V167H140ZM163 166V167H162ZM188 168H187V167ZM192 168H190V167ZM198 166V168H197ZM251 166V167H250ZM261 168H259V167ZM17 169H16V168ZM61 167V169H60ZM66 167V168H64ZM85 167V168H84ZM109 167V168H108ZM122 167V168H121ZM129 167V168H128ZM132 170H131V168ZM146 167V168H145ZM159 167V168H158ZM177 167V172L176 168ZM186 167V168H184ZM196 167V168H195ZM243 167V168H242ZM249 167V169H248ZM15 168V169H14ZM83 168V169H82ZM128 172H127V169ZM145 168V169H144ZM163 168V169H160ZM171 168V169H170ZM217 168V169H215ZM255 172H252L254 171ZM6 169V170H5ZM14 169V170H13ZM28 169L30 172H28ZM32 169V170H31ZM34 169V170H33ZM84 169L86 171H84ZM94 169V171L92 170ZM125 173V171L127 173L123 174L120 172ZM124 169V171H122ZM126 169V170H125ZM136 169V170H135ZM140 169V171L138 170ZM147 169V170H146ZM175 169V171H174ZM192 170V171H188V170ZM230 169V170H228ZM246 169V170H245ZM251 169V170H250ZM3 170V171H2ZM12 170V171H11ZM20 170V171H17ZM47 170V171H46ZM59 170V172H57ZM65 170V171H63ZM67 170V172H66ZM69 170V172H68ZM88 170V171H87ZM97 170V171H96ZM129 170H131L129 172ZM137 172H135V171ZM143 170V171H142ZM152 170V171H151ZM188 172H187V171ZM196 170V171H194ZM198 170V171H197ZM204 170V171H203ZM234 170V171H233ZM240 170V171H239ZM12 174H11V172ZM23 171V172H22ZM39 173H38V172ZM64 172L62 174V172ZM91 171V172H90ZM93 171V172H92ZM104 171V172H102ZM113 171V172H112ZM181 171V172H179ZM185 171V172H183ZM223 171V172H222ZM229 171V172H228ZM231 171V173H230ZM239 171V172H238ZM243 171V172H242ZM26 172V173H25ZM41 172V173H40ZM54 172V173H53ZM87 172V173H86ZM90 172V173H89ZM133 172V173H131ZM135 172V173H134ZM143 172V173H142ZM147 172V174H146ZM173 172V173H171ZM193 172V173H191ZM199 172L198 175H200L198 178L196 177L197 174ZM247 172V173H246ZM263 172V173H261ZM15 173V174H14ZM33 173L36 175L33 176ZM68 173V175H66ZM86 173V174H85ZM99 173V176H98ZM100 173H103V175ZM117 173V174H115ZM121 173V174H120ZM145 177H142V175ZM169 173V174H168ZM183 174V175H180ZM222 173V174H221ZM227 173V174H226ZM244 173V174H243ZM262 176H261V174ZM2 174V175H1ZM32 176H31V175ZM41 176H38V175ZM78 174V175H77ZM89 174V176H88ZM91 174V175H90ZM114 174L116 175V177L114 176ZM119 174V175H118ZM123 174V175H122ZM134 174H136L137 176L140 174V178L138 176L139 179H137V176L135 175V178H133L132 176H134ZM172 174V175H170ZM176 174V175H175ZM178 174V175H177ZM185 174V176H184ZM189 176H187V175ZM196 174V175H195ZM224 174V175H223ZM230 174V175H229ZM11 175V176H10ZM66 175V176H65ZM76 175V176H75ZM97 178H96V176ZM125 175V176H124ZM128 175V176H127ZM132 175V176H131ZM147 175V176H146ZM157 175V177H156ZM161 175V177H159ZM190 175H194L193 177ZM39 177V181L42 182V184L40 182H38L37 179H35L36 177ZM68 176V177H67ZM71 176V178H70ZM78 176V177H77ZM86 176V177H85ZM94 176V177H93ZM102 176V177H101ZM110 176H112L113 178H111ZM122 178L121 176L125 177L121 179V181L118 180L119 177ZM152 176L154 178H152ZM171 176H177V177H171ZM182 176V178H181ZM12 177H14L12 179ZM21 177V179H20ZM37 177V178H38ZM41 177V178H40ZM60 179H58V178ZM63 177V178H62ZM65 177V178H64ZM84 177V178H83ZM92 177V178H91ZM101 177V178H98ZM107 177H110L107 179ZM129 177V178H128ZM132 177V178H131ZM170 177V180H168ZM179 177L181 179H179ZM186 177V178H185ZM188 177V178H187ZM194 180H192L191 179ZM195 177L197 178V180H195ZM221 177V178H220ZM15 178L17 180H15ZM31 178V179H28ZM32 178H34L32 180ZM70 178V179H68ZM73 178V179H72ZM77 178V179H76ZM83 178V179H82ZM96 178V180H95ZM117 178V179H116ZM128 178V180L130 179V184L132 185L131 189H130V184L128 183V180L126 179ZM145 180H144V179ZM154 180L152 181L151 180ZM156 178V180H155ZM159 178H161V180H159ZM174 178V179H172ZM209 178V179H207ZM227 178V180H226ZM2 179V180H1ZM18 179H20L21 181H19ZM41 179V180H40ZM48 179V180H47ZM50 179V180H49ZM71 184V186L68 184ZM76 179V180H75ZM101 179V180H100ZM104 179H106L107 181H109L110 183H107V181ZM110 179V180H109ZM116 179V180H115ZM137 179V181H136ZM167 179L166 184L165 181ZM178 179V180H176ZM187 179V180H186ZM191 182H190V180ZM206 179V180H205ZM232 179H235L234 182ZM260 179V182L259 180ZM9 180V181H8ZM25 180V183L23 182ZM29 180V181H28ZM31 180V182H30ZM37 180V181H35ZM46 180V181H45ZM65 180V181H64ZM115 180V181H113ZM118 180V181H117ZM139 180V181H138ZM142 180H144L145 182H143ZM185 180L187 182H185ZM246 180V182H245ZM256 180V181H255ZM262 180V181H261ZM5 181V182H4ZM11 181V183H10ZM27 181V182H26ZM48 181V182H47ZM70 181L72 183H70ZM75 181V182H74ZM86 181V182H85ZM89 181V182H88ZM142 181V182H141ZM153 183H152V182ZM174 181V182H171ZM184 181V182H182ZM206 181V182H205ZM207 181H211L207 182ZM214 181V182H213ZM230 181V182H228ZM7 182V183H6ZM18 182H20V184L24 183V186H21ZM23 182V183H22ZM35 182V183H34ZM47 182V183H44ZM91 182V183H90ZM106 182V184H105ZM116 182V183H114ZM139 182V183H138ZM189 182V183H188ZM9 183V184H8ZM34 183V185H33ZM66 183V184H65ZM89 183V184H88ZM123 183V184H121ZM142 183V184H140ZM152 183V184H151ZM182 183V184H181ZM202 183V184H201ZM229 184V187L227 184ZM260 183V184H259ZM115 185L112 187V185ZM134 184L139 185L140 186H136L134 187ZM148 184V186L146 187V185ZM151 184V186L149 185ZM158 184V185H156ZM189 184V185H188ZM8 187H7V186ZM47 185V186H46ZM100 185V186H99ZM128 185V186H127ZM142 185V186H141ZM156 185V186H155ZM166 185V186H165ZM168 185V186H167ZM204 185V187H203ZM227 185V186H225ZM232 185V186H231ZM260 185V187L258 186ZM6 186V187H4ZM26 186V187H25ZM39 186V187H38ZM41 186V188H40ZM44 189H43V187ZM52 186V187H50ZM58 186V189H57ZM70 186V188H69ZM82 186V188H81ZM86 186V188H85ZM92 186V187H91ZM162 186V188L160 187ZM163 186L167 187L166 189L163 188ZM173 186V187H172ZM181 186V187H180ZM189 186L191 187L190 189ZM218 186V187H217ZM224 186V187H222ZM22 187V188H21ZM47 187V188H46ZM66 189H65V188ZM80 187V188H79ZM100 187V189H98ZM118 187V188H117ZM138 189L135 190L134 188ZM201 187V189L199 188ZM228 187V188H227ZM262 187V188H261ZM17 188V190H16ZM21 188V189H20ZM33 188V189H32ZM46 188V189H45ZM63 188V189H62ZM91 188V189H90ZM95 188V189H93ZM110 188V189H109ZM112 188V189H111ZM117 188V189H115ZM122 188V189H121ZM149 188V189H147ZM170 188V189H168ZM187 191H185L186 189ZM203 188V189H202ZM222 188V189H221ZM227 188V190H225ZM261 188V189H260ZM24 189V190H23ZM30 189V190H27ZM37 189V191H36ZM82 189V190H80ZM89 189V190H88ZM102 189V190H101ZM109 189V190H108ZM128 189V191H127ZM134 189V190H133ZM147 189V190H146ZM152 189V191H151ZM179 189V191L177 190ZM198 189V190H197ZM207 189V190H206ZM212 189V190H210ZM23 190V191H22ZM34 190V191H33ZM40 190V191H39ZM48 192H47V191ZM57 190V191H56ZM59 190V191H58ZM63 190V191H62ZM70 190V191H68ZM86 192H85V191ZM98 190V192H97ZM114 190V191H113ZM118 190V191H117ZM130 190V191H129ZM149 190V191H148ZM157 190V191H156ZM162 193H161V191ZM194 190V191H193ZM215 190V191H214ZM218 192V200L221 202H219L217 200L216 196V192ZM263 190V191H262ZM10 191V192H9ZM17 191V192H15ZM26 191H31V192H26ZM74 194H73V192ZM76 191V192H75ZM82 191V192H81ZM91 191V192H90ZM102 191V192H101ZM108 191V192H107ZM125 193H123V192ZM136 191V192H135ZM140 191V192H139ZM149 193H148V192ZM167 191V192H165ZM174 191V192H173ZM181 191L183 194H181ZM197 191V194H195V192ZM198 191H200L198 193ZM205 191V192H204ZM210 191V192H209ZM224 191V192H223ZM3 192V193H2ZM8 193V195L6 196V194ZM13 192V193H12ZM22 192V193H21ZM45 192V193H44ZM51 192V193H50ZM56 192V193H55ZM60 192V193H59ZM71 192V193H70ZM85 192V193H84ZM115 192V193H113ZM119 192V193H118ZM135 192V193H134ZM138 192V194H137ZM144 192V193H143ZM152 192V193H151ZM171 192V193H170ZM194 194L195 197L190 196L191 193ZM14 195H12V194ZM31 193V195H30ZM67 195H66V194ZM121 193V194H120ZM132 193V194H131ZM164 193V194H163ZM167 193H169L167 195ZM204 193V194H203ZM209 193V194H206ZM211 193H215L214 195ZM225 193V197L224 194ZM2 194V195H1ZM5 197H4V195ZM11 196H10V195ZM34 194V195H32ZM45 194H48L45 195ZM50 194V195H49ZM65 194V195H64ZM94 194V195H93ZM108 194V195H107ZM117 194V195H115ZM124 194V195H123ZM130 196H127V195ZM152 194V195H150ZM154 194V195H153ZM156 194V195H155ZM166 194V195H165ZM187 194V196L185 195ZM221 194V195H220ZM240 194V195H239ZM263 194V195H262ZM17 195V196H16ZM38 195L40 198L42 197V199L36 197ZM45 195V196H44ZM58 195V197L56 196ZM64 195V196H63ZM134 195V196H133ZM144 195V196H143ZM180 197H178V196ZM184 195V198L182 199ZM199 195V196H198ZM202 195V197H201ZM207 195V196H206ZM228 195V196H227ZM234 196V202L232 200H230L231 196ZM252 195V196H251ZM13 196V197H12ZM25 196V197H24ZM28 196V197H27ZM31 196V198H30ZM70 196V197H69ZM74 196V197H73ZM93 196V197H91ZM115 196V197H114ZM119 196V197H117ZM121 196L123 198H121ZM137 196V198H136ZM152 198H151V197ZM155 196V197H154ZM182 196V197H181ZM185 196L187 198H185ZM196 196H198V198H196ZM204 196V197H203ZM223 196V197H222ZM24 197V198H23ZM36 197V198H35ZM48 199H47V198ZM62 199H61V198ZM90 197V199L88 198ZM113 197V198H112ZM130 197V198H129ZM140 197V198H139ZM158 197V198H157ZM177 197V202L175 201ZM211 197H215L216 200L214 198L211 199ZM18 198V199H17ZM22 198V199H21ZM49 198L51 200H49ZM57 198H59L58 200L62 201L60 203V201L57 200ZM65 198V199H63ZM78 199V200H74V199ZM94 201H92V199ZM118 198V199H117ZM132 198V201H130ZM136 198V199H135ZM156 198V200H155ZM175 198V200H173ZM194 198V200H193ZM220 198V199H219ZM225 198V200H224ZM4 199V201L2 202V200ZM13 199V200H12ZM18 201H17V200ZM23 199L25 200L24 202ZM29 199H31L32 201H30ZM35 199V200H34ZM81 199V200H80ZM88 199V200H87ZM96 199V200H95ZM99 199V200H97ZM115 201H114V200ZM123 199V200H122ZM127 199V200H125ZM134 199L136 200V203L134 202ZM148 199V200H147ZM151 199V200H150ZM181 199V200H179ZM207 199V200H206ZM228 199V201L226 200ZM16 200V201H15ZM20 200V201H19ZM40 200V201H39ZM49 200V201H48ZM64 200V201H63ZM83 201L82 203L80 201ZM89 201L88 203H86V201ZM106 200V202H105ZM118 200V201H117ZM125 200V201H124ZM139 202H138V201ZM150 200V202H152L151 204H148V201ZM183 200V201H182ZM201 200V202H200ZM202 200H204L202 202ZM211 200V202H209ZM8 201V202H7ZM29 201V203H28ZM36 203H35V202ZM42 201V202H41ZM52 201V202H51ZM70 201V202H69ZM72 201V202H71ZM93 203H91V202ZM104 201V202H103ZM108 201V202H107ZM117 201V202H116ZM127 201V202H126ZM130 201V202H129ZM145 201V202H144ZM157 201V203H156ZM182 201V203H181ZM192 201V202H191ZM232 201V202H231ZM239 201V202H238ZM262 201V202H261ZM19 202V203H18ZM24 204H22V203ZM27 202V203H26ZM58 202V203H57ZM78 202V205H77ZM98 202V203H97ZM116 204H115V203ZM132 202V203H131ZM186 202V203H185ZM196 202V203H195ZM206 202V203H204ZM216 202V203H214ZM227 206L229 205H233V211H237V213L231 210V206L230 208L227 206H224L223 203ZM226 202V203H225ZM231 202V203H230ZM238 204H236V203ZM12 206H11V204ZM17 203V204H16ZM33 203V204H32ZM35 203V204H34ZM64 203V205H63ZM97 203V205L95 204ZM104 203V206H103ZM112 203V204H111ZM120 203H122V207L119 205ZM125 203V204H124ZM129 203V204H126ZM135 203V204H133ZM142 205H147L146 208L145 206ZM168 203V204H167ZM180 203V205H179ZM220 203V204H219ZM229 203V204H228ZM235 203V206L234 204ZM18 204H21L19 206ZM62 206H61V205ZM90 204V205H89ZM93 206H92V205ZM114 204V205H113ZM167 204V205H166ZM187 204V206H186ZM200 204V205H197ZM202 204V205H201ZM204 204V206H203ZM207 204H211V208L209 205ZM214 204V205H213ZM7 205V206H6ZM31 205V206H29ZM33 205V206H32ZM38 206L36 208V206ZM80 205V206H79ZM86 205V206H85ZM102 205V206H101ZM130 205V206H129ZM135 205V206H134ZM139 207H138V206ZM141 205V206H140ZM172 205V206H171ZM174 205H179V206H175ZM189 205V206H188ZM219 205V206H217ZM12 208H10V207ZM15 206V209H14ZM29 206V207H28ZM64 206V207H63ZM90 206V207H89ZM114 206V207H113ZM119 207L118 209H115L116 207ZM125 206V208H124ZM129 206V208H128ZM132 208L135 207V208ZM148 206H151V210L150 208L148 209ZM164 206V207H162ZM194 206V207H193ZM197 208H196V207ZM203 206V208L201 207ZM209 206V207H207ZM214 206V208L212 207ZM27 207V208H25ZM66 207V209H65ZM68 207V208H67ZM93 207H97L98 210L95 209L93 210ZM114 210H112L113 208ZM142 207V208H141ZM156 207V208H155ZM176 207L180 208L178 210H176ZM183 207V208H181ZM185 207V208H184ZM188 209H187V208ZM220 207V208H219ZM239 207V208H236ZM243 207V209H242ZM5 210H4V209ZM39 208V209H38ZM71 208V209H70ZM88 208V209H85ZM123 208V209H121ZM132 210H131V209ZM145 208V210H144ZM164 208V209H163ZM175 208V209H174ZM227 208V209H226ZM11 209V210H8ZM14 209V211L12 210ZM22 209V210H21ZM33 209V210H32ZM36 209V211H35ZM67 211V214L65 213V211ZM82 209V210H81ZM125 209H130V211H126ZM155 209V210H154ZM166 209V210H165ZM174 209V210H173ZM184 210H192L191 214L189 215L188 213H190V211H183ZM200 209V210H199ZM210 209V210H209ZM219 209V210H218ZM225 209V210H223ZM230 209V210H229ZM237 209V210H236ZM242 209V210H241ZM259 209V210H258ZM35 212L33 213L32 211ZM75 212H74V211ZM78 210H80L78 212ZM87 210V212H86ZM102 212H101V211ZM112 210V211H111ZM150 212H149V211ZM154 212H153V211ZM160 210V212H159ZM169 210V211H168ZM194 210H196L194 212ZM207 210V211H206ZM214 210V212H213ZM219 212H218V211ZM248 210V211H247ZM4 211V212H3ZM27 211V212H26ZM40 213H39V212ZM52 211V212H51ZM64 211V212H62ZM100 211V212H99ZM117 211V213H116ZM125 211V212H124ZM147 211L148 214L145 212ZM152 211V212H151ZM156 211V212H155ZM165 211L167 214H165ZM168 211V212H167ZM178 211V212H177ZM183 211V212H182ZM221 211V212H220ZM224 211V213H223ZM229 211V212H228ZM243 211V212H242ZM260 211V212H258ZM2 212V213H1ZM10 212V213H8ZM17 212V213H16ZM56 212V213H55ZM61 214H57L60 213ZM73 212V214H72ZM86 212V213H85ZM128 212V213H127ZM142 212H145V214H143ZM199 212V213H198ZM206 212V213H205ZM214 214H213V213ZM218 212V213H217ZM242 212V213H241ZM246 212V213H245ZM248 212V213H247ZM5 213V214H3ZM12 213V214H11ZM16 213V215H15ZM96 213V214H94ZM122 213V214H121ZM124 213V215H123ZM150 213V214H149ZM155 213V215H154ZM171 213V214H169ZM184 213H186L185 215H183ZM236 213V214H235ZM245 213V214H244ZM11 214V215H10ZM55 214V215H54ZM102 214V215H101ZM105 214V216H103ZM126 214V216H125ZM136 216H134V215ZM182 214V215H181ZM194 214V215H193ZM213 214V216H211ZM216 214V216H215ZM230 214H232L231 216L233 218H230ZM240 214V215H239ZM243 214V215H242ZM249 214V215H248ZM7 217H6V216ZM8 215L10 217H8ZM37 215V216H36ZM58 215V216H57ZM61 215V216H59ZM93 215V216H92ZM101 215V216H100ZM145 215V216H143ZM148 215V216H147ZM152 215L157 216L158 219L152 217ZM165 215V216H164ZM170 215V216H169ZM171 215L173 217H171ZM185 219L182 218L181 216ZM188 215V216H187ZM199 217H197V216ZM236 215V216H235ZM248 215V216H247ZM256 215V216H255ZM13 216V217H12ZM16 216V217H14ZM36 216V217H35ZM40 216V217H39ZM43 216H46L45 218ZM55 216V217H53ZM91 216V217H90ZM103 216V217H102ZM115 216V217H114ZM117 216L120 218H117ZM122 216V217H121ZM148 218H147V217ZM163 216V217H162ZM187 216V217H186ZM192 216V217H191ZM210 218L212 220H207V218ZM244 218H243V217ZM5 217H6V221H5ZM13 219H12V218ZM40 219H39V218ZM53 217V218H52ZM71 217V218H70ZM73 217V218H72ZM106 217V218H105ZM134 217V218H133ZM144 217H145V221H144ZM160 217V219H159ZM167 217V218H165ZM171 217V218H169ZM192 219H191V218ZM213 217H215L213 219ZM222 217V218H221ZM226 217V218H225ZM262 217V218H261ZM9 218V219H8ZM15 218V219H14ZM50 218V219H49ZM55 218V219H54ZM69 218V219H68ZM113 218H116L117 220L114 221ZM122 218V219H121ZM136 218V219H135ZM151 218V219H150ZM165 218V219H163ZM179 218V219H178ZM206 218V220H205ZM34 219H37L36 221H34ZM39 219V220H38ZM52 219V220H51ZM57 219V220H56ZM68 219V221H67ZM95 219H97V221H95ZM119 219V220H118ZM121 219V221H120ZM125 219V220H124ZM134 219V220H132ZM148 219V221H147ZM154 221H153V220ZM187 219V220H186ZM199 219V220H198ZM248 219V220H246ZM3 220V221H2ZM11 222H10V221ZM15 220V221H14ZM41 220V222H40ZM46 220V221H44ZM103 220V221H102ZM108 220V222L106 221ZM111 220V222H110ZM113 220V221H112ZM158 220V222H157ZM160 220V221H159ZM165 220V221H164ZM169 220V221H168ZM215 220V222H214ZM218 222H217V221ZM4 221L6 223H4ZM9 221V222H8ZM57 221V222H56ZM61 221V222H60ZM141 221H144V225ZM150 221V222H149ZM157 222L160 224L154 223ZM162 221H164V225L162 223ZM171 221V224H170ZM174 221V222H173ZM177 224H175L176 222ZM182 221V222H181ZM191 221V222H190ZM202 221V224H201ZM206 221V222H205ZM221 221L222 224H219ZM228 221V223H227ZM3 222V223H2ZM33 222H37L39 224H35ZM67 222V223H65ZM69 222V223H68ZM96 222V223H95ZM105 222V223H102ZM115 222V223H114ZM187 222V223H185ZM190 222V223H189ZM224 222V223H223ZM12 223V224H11ZM31 223V224H30ZM45 223L47 225H45ZM59 223V224H58ZM62 223V224H61ZM81 223V224H80ZM100 223V225H99ZM110 224L109 227L106 224ZM114 223V224H113ZM119 223V224H118ZM151 226H150V224ZM166 223V224H165ZM174 223V226H173ZM183 225H182V224ZM197 223V224H196ZM205 223V224H203ZM216 223V225H215ZM227 223V224H226ZM4 224V226H3ZM8 227L9 230H5L6 225ZM10 224L11 226H13V228H10ZM49 224H52L49 225ZM57 227H56V225ZM62 226H61V225ZM65 224V225H64ZM72 224V225H71ZM97 224V225H96ZM105 224V225H104ZM145 226L143 228V225ZM169 224V226H168ZM186 224V226H185ZM224 226L226 227H223ZM232 224V225H231ZM237 224V225H235ZM44 225V226H43ZM55 225V226H53ZM60 225V226H59ZM78 225V226H77ZM100 227H99V226ZM111 225H116L115 226H111ZM132 225V226H131ZM134 225V226H133ZM136 225V226H135ZM141 225V226H140ZM159 225V226H158ZM177 227H176V226ZM188 225V226H187ZM191 225V227H190ZM197 227L195 228L194 227ZM199 225V226H198ZM206 229H205V226ZM28 227V229L26 230V227ZM35 226V228H34ZM37 226V227H36ZM86 226V227H85ZM92 226V227H91ZM97 226V227H96ZM107 226V227H105ZM149 226V227H148ZM153 226H155L153 228ZM200 226L202 228H200ZM210 226V227H207ZM232 226V228H231ZM239 226V228L237 227ZM257 226V227H256ZM5 227V228H4ZM17 227V228H16ZM32 227V228H31ZM40 229L42 230H39ZM55 227V228H54ZM91 227V228H89ZM105 227V228H102ZM113 227V228H112ZM115 227V229H114ZM134 229L133 230H131ZM141 227V229H140ZM148 227V228H146ZM160 227V228H159ZM175 227V228H173ZM183 227V228H182ZM190 227V228H189ZM223 228V230L221 228ZM253 227V228H252ZM262 227V228H261ZM38 228V229H37ZM67 228V229H66ZM82 228V229H81ZM87 228V229H86ZM97 228V229H94ZM136 228V229H135ZM139 228V229H138ZM150 228V230H149ZM164 228V229H163ZM174 230H172V229ZM200 228V231H199ZM211 228V229H210ZM221 230H220V229ZM225 228L228 229L225 231ZM251 228V229H249ZM257 228V231L259 230V232L263 231L262 233L257 232L255 229ZM7 229V228H6ZM16 229V230H15ZM31 229V230H30ZM32 229L34 232H32ZM84 229V230H83ZM94 229V230H93ZM101 229V230H100ZM105 229V232L104 230ZM107 229V231H106ZM110 229V230H108ZM144 229V230H143ZM159 229V230H158ZM167 230V232H165ZM192 229V230H191ZM202 229V230H201ZM213 229V230H212ZM216 229V230H215ZM232 229V230H231ZM237 229V230H236ZM254 229V230H253ZM6 232H5V231ZM39 234H37V232H39ZM72 230V231H71ZM76 230V231H75ZM78 230V231H77ZM90 230L91 233L88 231ZM103 230V231H102ZM113 230V231H111ZM137 230V233H135ZM148 230V231H146ZM152 230V231H151ZM156 230V231H155ZM170 230V231H169ZM172 233L171 236L169 234V232ZM181 230V232H180ZM184 230V231H183ZM190 230V231H189ZM205 230V231H204ZM215 230V231H214ZM14 233L16 234H13ZM18 231V232H17ZM28 232V233H25ZM30 231V232H29ZM45 231V232H43ZM58 231V232H57ZM75 231V232H74ZM81 231V232H80ZM102 231V232H99ZM109 231V232H108ZM130 231V233H129ZM140 231V232H139ZM159 234L158 235V232ZM161 231V232H160ZM163 231V232H162ZM169 231V232H168ZM210 231V232H209ZM228 231V232H227ZM239 231V232H238ZM248 231V232H247ZM250 231V232H249ZM43 232V233H42ZM70 232V235L68 234ZM94 232V234H93ZM150 233V236L149 233ZM165 232V233H164ZM187 234H185V233ZM188 232V233H187ZM198 232V233H197ZM207 234H206V233ZM216 232V233H215ZM225 232H227L225 234ZM230 232V233H229ZM237 232L239 233L238 235ZM243 232V233H242ZM247 232V233H246ZM256 232V233H255ZM2 233V234H1ZM4 233V235H3ZM22 233V234H20ZM78 236H77V234ZM88 233V234H87ZM90 233V234H89ZM99 235H98V234ZM103 233V234H102ZM105 233V234H104ZM110 235H108V234ZM133 233V234H132ZM140 233V234H139ZM142 233V234H141ZM144 233V235H143ZM146 233V234H145ZM153 233V234H152ZM155 233V234H154ZM164 235H163V234ZM182 233V234H181ZM184 233V234H183ZM196 233V234H195ZM210 233V234H209ZM232 233V234H231ZM235 233V234H234ZM241 233V234H240ZM250 233V234H249ZM253 233L255 234V236H251L253 235ZM8 234V235H7ZM11 234V235H10ZM42 236H41V235ZM45 236H44V235ZM93 234V236L91 235ZM101 234V235H100ZM107 234V235H106ZM113 236H112V235ZM139 235L137 237H135L136 235ZM153 236H152V235ZM189 234V235H188ZM193 236H192V235ZM199 234V236H198ZM202 234V235H201ZM205 234V235H204ZM213 234V235H211ZM248 234V236L246 235ZM16 237H15V236ZM19 235V236H18ZM20 235H23L21 238ZM31 235V236H29ZM39 235L37 238L36 236ZM49 235V236H48ZM56 235V236H55ZM58 235V236H57ZM61 239H60V237ZM73 235V236H72ZM88 235V236H87ZM127 235V236H126ZM147 235V236H145ZM179 235V236H177ZM207 235V237L205 238V236ZM219 235V236H218ZM250 235V236H249ZM12 236V237H11ZM50 238H48V237ZM53 236V237H52ZM77 236V237H76ZM95 236V237H94ZM101 237V239H96ZM104 236V237H103ZM155 236V237H154ZM165 236V237H164ZM170 236V237H168ZM184 236V237H183ZM190 236V237H189ZM192 236V237H191ZM204 236V237H203ZM212 236V237H211ZM238 236V237H237ZM246 236V237H245ZM257 236V237H256ZM5 237V238H4ZM11 237V238H10ZM20 237V238H19ZM74 237V238H73ZM83 237V238H82ZM88 237V238H87ZM109 237V240H108ZM113 237V240H112ZM146 240H145V238ZM158 237V238H157ZM186 237V239H184ZM188 237V238H187ZM210 237V238H209ZM224 237V238H223ZM237 237V238H236ZM243 237V238H242ZM246 239H245V238ZM253 239H252V238ZM255 237V239H254ZM262 237V238H260ZM15 238V239H14ZM25 238V240H24ZM43 238V239H42ZM54 238V239H53ZM93 240H92V239ZM111 238V239H110ZM129 239L127 241V239ZM143 238V239H142ZM157 240H155V239ZM160 238V239H159ZM171 238L170 242L169 239ZM178 238V239H177ZM190 238V239H189ZM193 238V239H192ZM200 238V241H198ZM204 238V239H203ZM212 238V239H211ZM235 238V239H234ZM242 238V240H241ZM249 238H251L252 240H254V242H252L251 239H249L250 241L247 242V240ZM256 238H258L256 240ZM260 238V239H259ZM10 239V240H9ZM12 239V240H11ZM67 239V240H66ZM72 239V240H70ZM83 239H85L83 241ZM104 239V240H103ZM126 239V240H125ZM139 239V241H138ZM150 239V240H149ZM174 239V240H173ZM206 239V240H205ZM240 239V240H238ZM245 239V241H244ZM262 239V240H261ZM17 240V241H16ZM40 240V241H39ZM46 240V241H44ZM52 240V241H51ZM66 240V241H65ZM96 240V243L95 241ZM125 240V241H124ZM141 240H143L141 242ZM163 240V241H161ZM209 240V241H207ZM260 240V241H258ZM13 241V242H11ZM16 241V242H15ZM31 241V242H30ZM37 241V242H36ZM66 243H65V242ZM68 241V242H67ZM94 243H91V242ZM119 241V242H118ZM149 241V242H148ZM159 242L158 243L156 242ZM185 241V242H184ZM215 241V242H213ZM237 241V243H236ZM258 241V242H257ZM4 242V243H3ZM7 242V243H6ZM11 242V243H10ZM20 242V243H19ZM24 242V243H23ZM27 242V244H26ZM30 242V244H29ZM46 242V243H44ZM60 242H62L63 244H61ZM75 242V243H74ZM84 242V243H83ZM127 242V243H126ZM130 242V243H129ZM133 242V245H131ZM147 244H146V243ZM163 242V243H162ZM168 242V243H167ZM174 242V243H173ZM200 242V243H199ZM205 242V243H204ZM210 242V243H209ZM212 242V243H211ZM241 242V243H240ZM243 242V243H242ZM252 242V244H251ZM255 242H257V244H255ZM10 243V244H9ZM14 243V244H13ZM23 243V244H21ZM60 243V244H59ZM73 243V244H72ZM79 243V244H77ZM82 243V244H80ZM91 243V244H89ZM106 243V244H105ZM117 243V244H116ZM121 245H120V244ZM145 245H144V244ZM168 245H167V244ZM180 243V245H179ZM197 243V244H196ZM234 246L235 247H231ZM246 243V244H245ZM250 243V244H247ZM6 244V245H5ZM9 244V245H7ZM13 246H12V245ZM40 244V245H39ZM48 244V245H47ZM52 244V245H51ZM65 244V245H64ZM70 244V245H69ZM89 244V245H88ZM94 244V245H92ZM110 244V245H109ZM129 244V245H128ZM141 244V245H140ZM165 244V246H164ZM171 244V245H170ZM197 246H194V245ZM207 244V245H206ZM216 244V245H214ZM228 244V246H226ZM238 244V245H237ZM254 244V246H253ZM4 247H3V246ZM57 245V246H56ZM88 245V246H87ZM99 246L98 247H96ZM153 245V246H152ZM162 245L164 247H162ZM170 245V246H169ZM173 245V246H172ZM183 245V246H182ZM237 245V246H236ZM243 245V247L241 246ZM48 248H47V247ZM52 246V247H51ZM59 246V247H58ZM86 246V248L84 247ZM113 246H115L116 248H114ZM128 246V247H127ZM140 246V248H139ZM146 246V247H145ZM150 246V248H149ZM169 246V248H168ZM190 246V247H189ZM239 246V248H238ZM241 246V247H240ZM263 246V248H262ZM43 247L47 248L44 249ZM54 247V248H53ZM95 247V248H93ZM131 247V249L129 248ZM144 247V248H143ZM174 249H173V248ZM177 247V248H176ZM182 247V249H181ZM191 249H189V248ZM198 250H196L195 248ZM246 247V248H245ZM259 247V248H258ZM3 248V249H2ZM9 248V249H8ZM40 248H43L42 250ZM61 250H59V249ZM67 248V249H65ZM75 248V249H73ZM85 248V249H84ZM98 248V249H97ZM136 248V249H135ZM152 248V249H151ZM156 248V249H155ZM164 248V249H162ZM172 248V249H171ZM179 248V249H178ZM188 248V249H187ZM225 248V249H224ZM233 248L234 254H233ZM241 248V249H240ZM15 249V250H14ZM17 249V250H16ZM52 249V250H50ZM63 249V250H62ZM83 249V250H81ZM92 249V250H91ZM119 249V250H118ZM122 249V250H121ZM130 249V251H129ZM139 251H138V250ZM162 251H161V250ZM186 249V250H185ZM206 249V250H205ZM224 249V250H223ZM246 249V250H245ZM260 252H259V250ZM6 250V251H4ZM11 250V251H10ZM24 250V251H23ZM30 250V251H29ZM56 250V251H55ZM74 252H72V251ZM120 251L117 252L118 255H116V251ZM127 250V251H126ZM144 250V251H143ZM155 250V251H154ZM183 252H182V251ZM184 250L186 252H184ZM203 250V251H202ZM5 252V255L3 254ZM9 251V252H8ZM18 251V252H17ZM23 251V253H22ZM32 251V252H31ZM45 251V255L43 254V252ZM59 251V252H58ZM71 251V252H70ZM102 251V252H101ZM138 251V252H136ZM141 251V253H140ZM151 251V252H150ZM159 251V252H157ZM168 251H170L168 253ZM190 251V252H189ZM195 251V252H194ZM224 251V252H223ZM228 253H226V252ZM240 251V252H238ZM254 251V252H252ZM3 252V253H2ZM7 252V253H6ZM16 252V255H14ZM29 252V253H27ZM52 252V253H50ZM76 252V253H75ZM83 252V253H82ZM91 252V253H90ZM124 252V253H123ZM134 254H133V253ZM154 252V253H152ZM162 252V254H161ZM188 252V254H186ZM200 252V253H199ZM205 252H210L205 254ZM251 252V254L249 253ZM258 252V253H257ZM21 254V259L19 254ZM39 253V254H38ZM50 253V255H48ZM55 253V254H54ZM70 253V254H69ZM108 253V254H107ZM116 253V254H115ZM134 258H132V256ZM151 253V254H150ZM158 253V254H157ZM184 253V254H183ZM191 253V254H190ZM202 255V257H200V255ZM215 253V255H214ZM254 253V254H252ZM261 253V254H260ZM3 254V255H2ZM8 254V255H7ZM24 254V255H23ZM64 254V255H63ZM79 258H78V255ZM114 254V255H113ZM138 254V255H137ZM153 254V255H152ZM156 254V255H155ZM170 254V255H169ZM205 254V255H203ZM209 254H212L211 256ZM245 254V255H244ZM250 254V256L248 255ZM258 254V255H257ZM263 254V255H262ZM11 255V256H10ZM44 257H42V256ZM48 255V257H46ZM55 257H54V256ZM57 255V256H56ZM89 255V257L87 256ZM125 255V256H124ZM127 255V257H126ZM162 255V256H160ZM165 255V256H164ZM180 255V256H179ZM199 255V256H198ZM214 255V256H213ZM229 255V256H228ZM233 255V256H232ZM252 255V256H251ZM255 255V256H254ZM2 256V257H1ZM19 256V257H18ZM24 256V257H23ZM54 258H53V257ZM62 256V257H61ZM85 256V258H84ZM120 256V257H119ZM139 256V258L137 257ZM144 256V257H143ZM147 256V257H146ZM149 256V257H148ZM154 256V257H153ZM170 256V257H169ZM175 256V257H174ZM186 256V257H185ZM192 256V258H191ZM204 256V257H203ZM217 256V257H216ZM221 256V257H220ZM231 256V257H230ZM238 256V257H237ZM263 256V257H262ZM4 257V258H3ZM23 257V258H22ZM35 257V258H33ZM41 257V258H40ZM67 259H65V258ZM77 257V258H76ZM95 257V258H94ZM119 257V258H118ZM143 257V259L141 258ZM159 257V258H158ZM162 257V258H161ZM196 259H195V258ZM214 257V259H213ZM220 257V258H219ZM226 257V259H225ZM228 257V258H227ZM235 257V258H234ZM261 258L259 260V262L257 261L256 258ZM13 258V259H11ZM18 258V259H17ZM38 258V259H37ZM62 258V259H61ZM81 258V259H80ZM87 258V259H86ZM93 258V259H92ZM99 260H98V259ZM101 258V260H100ZM113 258V259H112ZM118 259V261L116 259ZM122 258V259H120ZM138 258V259H136ZM148 258H150V261ZM158 258V259H157ZM173 259L172 261L170 259ZM175 258V259H174ZM198 258V259H197ZM212 258V259H211ZM240 258V259H239ZM9 259V260H8ZM36 259V261H35ZM41 259L43 261H41ZM48 259V260H47ZM52 259V260H50ZM91 259V260H90ZM97 259V261H96ZM107 259V260H106ZM128 259V260H126ZM132 259V260H131ZM135 259V260H134ZM177 259V260H176ZM192 259V260H191ZM199 259H201V261H199ZM218 259V261H217ZM232 259H235L233 261H230ZM238 259V261H237ZM255 259V260H254ZM18 260V261H16ZM20 260V261H19ZM31 260V261H30ZM38 260H40L38 262ZM72 260H75L74 262ZM89 260V261H88ZM113 260H116L114 262H112ZM120 260V261H119ZM130 260V262H129ZM139 260V261H138ZM146 260V261H145ZM158 260V261H157ZM185 260V261H184ZM197 260V261H196ZM207 260V262H206ZM228 260V262H227ZM246 260V261H245ZM12 261V262H11ZM14 261V262H13ZM49 261V262H48ZM77 261V262H76ZM99 261V262H98ZM104 261V262H101ZM125 261V262H124ZM132 261V262H131ZM135 261V262H134ZM154 261V262H153ZM171 263H170V262ZM176 261V262H174ZM191 261V262H190ZM217 261V262H216ZM220 261V262H219ZM20 262V263H19ZM25 262V263H24ZM29 262V263H28ZM36 262V263H35ZM43 262V263H42ZM64 262V263H62ZM73 262V263H72ZM89 262V263H88ZM164 262V263H163ZM181 262V263H180ZM244 262V263H243ZM264 264V263H263Z\"/></svg>", "mask_w": 264, "mask_h": 264}, {"label": "bare ground", "instance_id": "obj_2", "mask_svg": "<svg viewBox=\"0 0 264 264\" xmlns=\"http://www.w3.org/2000/svg\"><path fill=\"white\" fill-rule=\"evenodd\" d=\"M162 1H163V0H162ZM186 1H187V0H186ZM217 1H218V0H217ZM240 1H242V0H240ZM249 1H250V0H249ZM253 1H254V0H253ZM0 2H1V1H0ZM7 2H8V1H7ZM23 2H24V1H23ZM55 2H56L57 7H58V17H57V20H56V26H57V28H58L59 30H62V31H64V32H67V31H68V32L71 34V36H72V43H73V45H74V46H77V47H78V46H92V45H98L99 43L102 42L103 38H104L107 34H110V32L108 31V28H107V23H111V24H114V25H118V24L120 23L121 12H122L123 10H125V9H127V8L138 9V8L141 6L140 0H55ZM159 2H160V1H159ZM189 2H190V1H189ZM206 2L209 3V1H206ZM234 2H235V1H234ZM242 2H243V1H242ZM14 3H15V2H14ZM14 3H11V4H14ZM33 3H35V2H33ZM164 3H165V2H164ZM164 3H161V4H164ZM171 3H172V2H171ZM184 3H185V2H184ZM196 3H197V2H196ZM202 3H204V2H202ZM202 3H201V4H202ZM223 3H224V2H223ZM237 3H238V2H237ZM245 3H247V2H245ZM9 4H10V3H9ZM17 4H18V3H17ZM29 4H30V3H29ZM29 4H28V5H29ZM165 4H166V3H165ZM187 4H189V3H187ZM201 4H199V5H201ZM210 4H212V3H210ZM210 4H209V5H210ZM221 4H222V3H221ZM234 4H236V2H235ZM252 4H253V3H252ZM2 5H3V4H2ZM24 5H25V4H24ZM31 5H32V4H31ZM34 5H35V4H34ZM44 5H45V4H44ZM169 5H170V4H169V2H168V5H166V7L169 6ZM179 5H180V4H179ZM203 5H204V4H203ZM214 5H215V1H214ZM216 5H217V3H216ZM216 5H215V7H216ZM223 5H224V4H223ZM237 5H238V4H237ZM239 5H242L241 2H240ZM239 5H238V7H239ZM259 5H260V3H259ZM259 5H258V6H259ZM262 5H263V4H262ZM12 6H13V5H12ZM29 6H30V5H29ZM196 6H198V5H196ZM253 6H254V5H253ZM253 6H251V8H252ZM255 6H257V5H255ZM258 6H257V8H258ZM13 7H15V6H13ZM20 7H21V6H20ZM47 7H48V6H47ZM47 7H46V8H47ZM154 7H155V6H154ZM160 7H161V5H160ZM169 7H170V6H169ZM171 7H173V5H172ZM198 7H199V6H198ZM212 7L214 8V6H212ZM244 7H245V5H244ZM246 7H247V6H246ZM249 7H250V5H249ZM0 8H1V7H0ZM4 8H5V7H4ZM157 8H158V7H156V9H157ZM216 8H217V7H216ZM240 8H241V7H240ZM251 8H250V9H251ZM254 8H256V7H254ZM260 8L262 9V7H260ZM260 8H259V9H260ZM263 8H264V7H263ZM31 9H32V7H31ZM36 9H37V8H36ZM48 9H49V8H48ZM153 9H154V8H153ZM162 9H163V8H162ZM165 9H166V8H165ZM191 9L194 10L193 8H191ZM202 9H203V8H202ZM250 9H249V11H250ZM261 9H260V10H261ZM17 10H20V8L17 9ZM27 10H28V9H27ZM33 10H34V9H33ZM39 10H40V8H39ZM150 10H151V9H150ZM166 10H167V9H166ZM168 10H170V9H168ZM185 10H186V9H185ZM187 10L189 11L190 9H187ZM227 10H228V9H227ZM247 10H248V8L245 10V12H246ZM251 10H252V9H251ZM256 10H257V12H258V9H256ZM256 10H252V11L255 12ZM260 10H259V11H260ZM1 11H2V10H1ZM29 11H30V9H29ZM29 11H28V12H29ZM35 11H36V10H35ZM35 11H34V12H35ZM40 11H41V10H40ZM158 11H159V10H158ZM162 11H163V10H162ZM162 11H159V12H162ZM172 11H173V10H172ZM172 11H170V12H172ZM175 11H176V10H175ZM175 11H173V12H175ZM179 11H180V10H179ZM194 11H195V10H194ZM233 11H234V10H233ZM262 11H263V10H262ZM11 12H13V11L11 10ZM16 12H17V11H16ZM26 12H27V11H26ZM28 12H27V14H28ZM37 12H38V9H37ZM37 12H35V13L37 14ZM170 12H167V14H170ZM182 12H183V11H182ZM197 12H198V11H197ZM254 12H253V14L256 13V12H255V13H254ZM29 13L32 14L31 12H29ZM35 13H34V14H35ZM44 13H45V12H44ZM139 13H140V12H139ZM149 13H150V12H149ZM162 13H163V12H162ZM162 13H161V14H162ZM201 13H202V12H201ZM230 13H231V12H230ZM246 13H247V12H246ZM259 13H260V12H259ZM3 14H4V13H3ZM30 14H28V15L30 16ZM140 14H142V13H140ZM152 14H153V13H152ZM156 14H157V12H156ZM156 14H155V16H156ZM165 14H166V13H164V16H165ZM172 14H173V13H172ZM184 14H185V13H184ZM184 14H183V15H184ZM192 14H194V13L192 12ZM199 14H200V12H199ZM213 14H215V13H213ZM250 14H251V12H250ZM257 14H258V13H257ZM176 15H177V13H176ZM178 15H179V16H180V15L182 16V14H178ZM178 15H177V16H178ZM186 15H187V14H186ZM186 15H185V17H186ZM255 15H256V14H255ZM255 15H253V16H254V17H257V16H255ZM258 15H259V14H258ZM1 16H2V15H1ZM3 16H4V15H3ZM31 16H33V14H32ZM40 16H42V15H40ZM151 16H152V15H151ZM153 16H154V14H153ZM157 16H159V14H158ZM164 16H162V17H164ZM166 16H168V15H166ZM171 16H172V15H171ZM173 16H174V14H173ZM177 16H175V17H177ZM253 16H252V17H253ZM20 17H21V16H20ZM47 17H48V16H47ZM49 17H51V16H49ZM53 17H54V16H53ZM134 17H135V16H134ZM145 17H147V16H145ZM145 17H144V18H145ZM188 17H189V16H188ZM203 17H204V16H203ZM221 17H222V16H221ZM263 17H264V16H263ZM4 18H5V17H4ZM8 18H9V17H8ZM21 18H22V17H21ZM24 18H25V16H24ZM26 18H27V16H26ZM28 18H29V17H28ZM43 18H45V17H43ZM130 18H131V17H130ZM144 18H143V19H144ZM160 18H161V17H160ZM168 18H169V17H168ZM173 18H174V17H173ZM179 18H180V17H179ZM190 18H191V17H190ZM227 18H228V17H227ZM227 18H226V20H227ZM245 18H246V17H245ZM0 19H1L0 21H2L3 18H0ZM9 19H10V18H9ZM41 19H42V18H41ZM41 19H40V20H41ZM156 19H157V18H156ZM177 19H178V18H177ZM184 19H185V18H184ZM186 19H187V17H186ZM188 19H189V18H188ZM188 19H187V20H184V21H188ZM230 19H231V18H229L228 21H231ZM233 19H235V18H233ZM246 19H248V18H246ZM253 19H254V18H253ZM257 19H258V17H257ZM29 20H30V19H29ZM33 20H34V19H33ZM42 20H43V19H42ZM136 20H137V19H136ZM136 20H135V21H136ZM154 20H155V19H154ZM161 20H162V19H161ZM181 20H183V19H181ZM222 20H223V19H222ZM259 20L262 21V22H264V21H263L264 19L262 20V19L259 18ZM259 20H258V21H259ZM14 21H15V20H14ZM26 21H27V19H26ZM26 21H25V23H26ZM30 21H31L32 23L34 22V21H32V20H30ZM135 21H134V22H135ZM164 21H165V20H164ZM164 21H162V22H164ZM166 21H167V20H166ZM171 21H172V20H171ZM176 21H177V20H176ZM189 21H190V20H189ZM250 21H251V20H250ZM252 21H253V20H252ZM4 22H5V21H4ZM23 22H24V21H23ZM36 22H37V21H36ZM159 22H160V21H159V19H158V24H159ZM179 22H180V20H178V23H179ZM207 22H210V21H207ZM253 22H254V21H253ZM262 22H261V23H262ZM2 23H3V22H2ZM39 23H41V21H39ZM141 23H142V22H141ZM149 23H150V21H149ZM169 23L171 24V22H169ZM174 23H175V22H173V24H174ZM181 23L183 24V22H181ZM188 23H189V22H188ZM211 23H212V22H211ZM213 23H215V22H213ZM229 23H230V22H229ZM243 23H245V22H243ZM254 23H255V22H254ZM256 23H259V22H256ZM0 24H1V23H0ZM3 24H4V23H3ZM11 24H12V23H11ZM14 24H15V23H14ZM34 24H35V23H34ZM156 24H157V23H156ZM156 24H155V25H156ZM176 24H177V23H176ZM179 24H180V23H179ZM179 24H178V25H179ZM182 24H181V26H182ZM215 24H216V23H215ZM224 24H225V23H224ZM226 24H227V23H226ZM226 24H225V25H226ZM234 24H235V22H234ZM249 24H250V23H249ZM5 25H7V24H5ZM5 25H4V26H5ZM36 25H38V24L36 23ZM128 25H129V24H128ZM144 25H145V24H144ZM164 25H165V23H164ZM174 25H175V24H174ZM174 25H171V26H174ZM186 25H187V24H186ZM190 25H191V23H190ZM205 25L207 26V24H205ZM210 25H211V24H210ZM212 25H213V24H212ZM212 25H211V26H212ZM227 25H228V24H227ZM227 25H226V26H227ZM247 25H248V24H247ZM253 25H254V24H253ZM261 25L263 26V24H261ZM4 26H3V27H4ZM134 26H135V25H134ZM142 26H143V25H142ZM147 26H148V24H147ZM150 26H151V23H150ZM156 26H157V25H156ZM159 26H160V25H159ZM162 26H163V25H162ZM184 26H185V25H184ZM215 26H216V25H215ZM232 26H233V25H232ZM232 26L230 25V27H232ZM243 26H244V25H243ZM254 26H258V25L256 24V25H254ZM254 26H253V27H254ZM1 27H2V26H1ZM129 27H130V26H129ZM143 27H144V26H143ZM143 27H142V28H143ZM145 27H146V25H145ZM148 27H149V26H148ZM148 27H147V28H148ZM157 27H158V26H157ZM157 27H156V28H157ZM160 27H161V26H160ZM182 27H183V26H182ZM182 27H181V29H182ZM188 27H189V26H188ZM227 27H229V26H227ZM234 27H235V25H234ZM251 27H252V26H251ZM251 27H250V28H251ZM253 27H252V30H253ZM6 28H7V27H6ZM10 28H13V27H10ZM149 28H150V27H149ZM151 28H152V27H151ZM162 28H163V27H162ZM162 28H161V29H162ZM164 28L166 29V26H164ZM210 28H211V27H210ZM232 28H233V27H232ZM236 28H237V27H236ZM245 28H246V27H245ZM250 28H249V30H250ZM8 29H9V27L7 28V30H8ZM21 29H22V28H21ZM137 29H139V28H137ZM153 29H154V25H153ZM158 29H159V28H157V30H158ZM161 29H160V30H161ZM165 29H164V30H165ZM194 29H195V28H194ZM203 29H205L204 26H203ZM206 29H207V27H206ZM211 29H212V28H211ZM234 29H235V28H234ZM2 30H3V28H2ZM4 30H5V29H4ZM12 30H13V29H12ZM42 30H43V29H42ZM122 30H123V29H122ZM145 30H146V29H145ZM147 30H148V29H147ZM167 30H170V31H171V29H167ZM196 30H197V29H196ZM207 30H210V29H207ZM240 30H241V29H240ZM244 30H245V29H244ZM249 30H248V31H249ZM252 30H250L249 32H251ZM21 31H22V30H21ZM26 31H27V30H26ZM132 31H133V30H132ZM132 31H130V29H129V32H132ZM139 31H140V30H139ZM141 31H142V30H141ZM161 31H162V30H161ZM176 31H177V30H176ZM186 31H187V30H186ZM186 31H185V32H186ZM189 31H190V30H189ZM189 31H188V32H189ZM211 31H212V30H211ZM220 31H221V30H220ZM245 31H246V30H245ZM256 31H257V33H258L259 30L256 28L255 33H256ZM9 32H10V31H9ZM126 32H127V30H126ZM126 32H125V33H126ZM147 32H148V31H147ZM152 32H154V31H152ZM162 32H163V31H162ZM164 32H165V31H164ZM179 32H180V31H179ZM188 32H187V33H188ZM194 32H196V31H194ZM212 32H213V31H212ZM253 32H254V31H252V33H253ZM2 33H3V32H2ZM31 33H32V32H31ZM120 33H121V32H120ZM140 33H141V32H140ZM148 33H149V32H148ZM148 33H147V35H148ZM155 33H157V32H155ZM165 33H166V32H165ZM176 33H177V32H176ZM180 33H182V32H180ZM190 33H191V32H190ZM220 33H221V32H220ZM255 33H254V34H255ZM22 34H23V33H22ZM133 34H134V33H133ZM133 34H132V35H133ZM141 34H142V33H141ZM143 34H144V33H143ZM143 34H142V35H143ZM145 34H146V32H145ZM160 34H161V33H160ZM163 34H164V33H163ZM171 34H172V33H171ZM178 34H179V33H178ZM184 34H186V33H184ZM203 34H204V33H203ZM245 34H246V33H245ZM247 34H248V32H247ZM249 34H250V33H249ZM3 35H4V33H3ZM33 35H34V34H33ZM65 35H66V34H65ZM124 35H125V34H124ZM132 35H131V36H132ZM150 35H151V37H152V34H150ZM154 35H156V34H154ZM164 35H165V34H164ZM164 35H161L160 38H162V36H164ZM228 35H229V34H228ZM21 36H23V35H21ZM21 36H20V37H21ZM48 36H49V35H48ZM52 36L55 37L56 35H52ZM158 36H160V35L158 34ZM165 36H166V35H165ZM181 36L183 37V35H181ZM191 36H192V35H191ZM210 36H211V35H210ZM212 36H213V33H212ZM239 36H240V35H239ZM241 36H242V35H241ZM15 37H16V36H15ZM15 37H14V38H15ZM33 37H34V36H33ZM151 37H149V38H151ZM153 37H154V36H153ZM168 37H169V35H168ZM172 37H173V35H172ZM172 37H171V38L169 37V39H172ZM189 37H190V36H189ZM214 37H215V34H214ZM8 38H9V37H8ZM8 38H7V39H8ZM16 38H17V37H16ZM122 38H123V37H122ZM122 38H121V39H122ZM126 38H127V37H126ZM133 38H134V37H133ZM133 38H132V39H133ZM149 38H148V39H149ZM156 38H157V37H156ZM175 38H176V37H175ZM185 38H186V37H185ZM209 38H210V37H209ZM211 38H212V37H211ZM249 38H250V37H249ZM260 38H261V37H260ZM262 38H263V36H262ZM117 39L119 40L118 37H117ZM135 39H136V37H135ZM154 39H155V38H153V40H154ZM180 39H181V38H180ZM187 39H188V38H187ZM190 39H191V38H190ZM226 39H227V38H226ZM238 39H240V38L238 37ZM242 39H243V38H242ZM245 39H246V38H245ZM4 40H5V39H4ZM9 40H10V38L8 39V41H9ZM11 40H12V38H11ZM18 40H19V39H18ZM48 40H49V39H48ZM48 40H47V42H48ZM150 40H152V39H149V41H150ZM153 40H152V41H153ZM164 40H165V39H163V41H164ZM182 40H183V39H182ZM213 40H214V39H213ZM228 40H229V39H228ZM243 40H244V39H243ZM247 40L249 41L250 39L247 38ZM251 40H252V39H251ZM251 40H250V41H251ZM15 41H16V40H15ZM28 41H29V39H28ZM45 41H46V40H45ZM49 41H50V40H49ZM63 41H64V39H63ZM114 41H115V40H114ZM121 41H122V40H121ZM130 41H131V39H130ZM133 41H135V40H133ZM136 41H137V40H136ZM138 41H139V39H138ZM138 41L133 45V49H134V46H135L136 44H138ZM144 41H145V40H144ZM147 41H148V40H147ZM152 41H150V42H152ZM154 41H155V40H154ZM168 41H170V40H168ZM175 41H176V40H175ZM186 41H187V40H186ZM188 41H189V40H188ZM194 41H195V40H194ZM202 41H203V39H202ZM202 41H201V42H202ZM207 41H209V40H207ZM221 41H222V40H221ZM241 41H242V40H241ZM248 41L245 43L246 45L248 44ZM250 41H249V42H250ZM23 42H24V41H23ZM31 42H32V41H31ZM127 42H128V40H127ZM127 42H126V43H127ZM140 42H141V41H140ZM198 42H199V40H198ZM201 42H200V44H202ZM209 42H211V41H209ZM216 42L218 43L217 40H216ZM243 42H244V41H243ZM251 42H252V41H251ZM255 42H256V41H255ZM26 43H27V42H26ZM26 43H25V44H26ZM104 43H105V42H104ZM114 43H115V42H114ZM130 43H131V42H130ZM154 43H155V42H154ZM156 43L158 44L157 41H156ZM156 43H155V44H156ZM162 43H163V42H162ZM188 43H189V42H188ZM214 43H215V42H214ZM220 43H222V42L219 41V44H220ZM230 43H231V42H230ZM230 43H229V44H230ZM232 43H233V42H232ZM12 44H13V43H12ZM49 44H50V43H49ZM112 44H113V43H112ZM122 44H123V43H122ZM152 44H153V43H152ZM152 44H151V45H152ZM191 44H192V42H191ZM191 44H189V45H191ZM195 44H197L196 41H195ZM198 44H199V43H198ZM203 44H204V43H203ZM203 44H202V45H203ZM219 44H218V45H219ZM234 44H236V42H234ZM238 44H239V43H238ZM251 44H252V43H251ZM38 45H40V43H39ZM41 45H42V44H41ZM41 45H40V46H41ZM43 45H44V44H43ZM43 45H42V46H43ZM114 45H115V44H114ZM114 45H113V46H114ZM148 45H149V44H148ZM165 45H166V44H165ZM167 45H168V44H167ZM193 45H194V44H193ZM204 45H205V44H204ZM204 45H203V46H204ZM210 45H211V44H210ZM212 45L214 46V45H216V43H215V44L212 43ZM212 45H211V46H212ZM236 45H237V44H236ZM246 45H245V46H246ZM255 45H256V44H255ZM255 45H251V46H255ZM2 46H3V45H2ZM29 46H30V45H29ZM120 46H121V45H120ZM123 46H124V45H123ZM123 46H122V48H125V47H126V45H125V47H123ZM138 46H139V45H138ZM197 46H198V45H197ZM197 46H196V47H197ZM224 46H225V45H224ZM233 46H234V45H233ZM249 46H250V43H249ZM249 46H248V47H249ZM256 46H257V45H256ZM6 47H7V46H6ZM44 47H45V46H44ZM47 47H48V46H47ZM66 47H67V46H66ZM66 47H65V48H66ZM102 47H103V46H102ZM106 47H107V46H106ZM106 47H105V48H106ZM111 47H112V45H111ZM128 47H129V46H128ZM152 47H153V46H152ZM184 47H185V46H184ZM184 47H183V48H184ZM191 47H192V45H191ZM196 47L193 46V48H196ZM220 47H221V46H220ZM220 47H218V48H220ZM235 47H236V46H235ZM0 48H1V47H0ZM30 48H31V47H30ZM39 48H40V47H39ZM67 48H68V47H67ZM129 48H131V47H129ZM136 48H137V47H136ZM138 48H139V47H138ZM161 48H163V47H161ZM164 48H165V47H164ZM167 48H168V47H167ZM183 48H182V49H183ZM193 48H192V49H193ZM211 48H213V47H211ZM211 48H210V49H211ZM218 48L216 47L215 49H218ZM232 48H233V47H232ZM232 48H231V50L234 49V48H233V49H232ZM239 48H240V47H239ZM239 48H237V49H239ZM245 48H246V47H245ZM245 48H243V49H245ZM251 48H252V47H251ZM263 48H264V47H263ZM263 48H262V49H263ZM2 49H3V48H2ZM10 49H11V48H10ZM15 49H16V48H15ZM23 49H24V48H23ZM32 49H33V48H32ZM42 49H43V48H42ZM45 49H47V48H45ZM45 49H44V50H45ZM131 49H132V48H131ZM131 49H130V50H131ZM142 49H143V48H142ZM156 49H157V48H156ZM156 49H155V50H156ZM182 49H181V50H182ZM226 49H227V48H226ZM252 49H253V48H252ZM256 49H258V47H257ZM6 50H7V49H6ZM57 50H58V48H57ZM60 50H61V49H60ZM115 50H117V49H115ZM130 50H129V51H130ZM134 50H135V49H134ZM155 50L153 49V51H155ZM162 50H163V49H162ZM186 50H187V48H186ZM189 50H190V49H189ZM213 50H214V49H213ZM219 50H220V49H219ZM241 50H242V49H241ZM254 50H255V49H254ZM37 51H38V50H37ZM49 51H50V50H49ZM51 51H52V50H51ZM51 51H50V52H51ZM61 51H62V50H61ZM145 51H146V49H145ZM184 51H185V49H184ZM187 51H188V50H187ZM197 51H199L198 48H197ZM210 51L212 52V50H210ZM220 51H222V49H221ZM225 51H226V50H225ZM227 51H228V50H227ZM227 51H226V52H227ZM234 51H235V49H234ZM234 51H233V52H234ZM247 51H248V50H247ZM251 51H252V50H251ZM262 51H264V50H262ZM18 52H19V51H18ZM25 52H26V51H25ZM45 52H46V51H45ZM116 52H118V51H116ZM142 52H144V51L141 50V54L143 55ZM149 52H150V51H149ZM155 52H156V51H155ZM159 52H161V51H159ZM193 52H194V51H193ZM195 52H196V51H195ZM216 52H217V51H216ZM223 52H224V51H222V55H223ZM239 52H240V51H239ZM243 52H244V51H242V53H243ZM248 52H249V51H248ZM259 52H260V50H259ZM259 52H258V50H256V53H257L258 55H259ZM4 53H5V52H4ZM16 53H17V52H16ZM43 53H44V52H43ZM53 53H54V52H53ZM121 53H122V52H121ZM127 53H128V52H127V50H126V52H125V54H126V58H127ZM180 53H181V52H180ZM196 53H197V52H196ZM244 53L247 54V52H244ZM253 53H254V52H253ZM12 54H13V53H12ZM47 54H48V53H47ZM116 54H117V53H116ZM123 54H124V53H123ZM129 54H130V53H129ZM136 54H137V52H136ZM138 54H139V53H138ZM145 54H146V52H145ZM159 54H160V53H159ZM159 54H158V55H159ZM173 54H174V53H173ZM181 54H182V53H181ZM212 54H214V53H212ZM218 54H219V53H217V55H218ZM232 54H233V53H232ZM236 54L239 55L238 53H235V55H236ZM248 54H249V53H248ZM2 55H3V54H2ZM24 55H25V54H24ZM40 55H41V54H40ZM49 55H50V54H49ZM114 55H115V54H114ZM139 55H140V54H139ZM139 55H138V59H139ZM161 55H162V53H161ZM179 55H180V54H179ZM190 55H191V57H194V58H195V56H193V54H190ZM210 55H211V54H210ZM214 55H216V54H214ZM214 55H211V56H214ZM217 55H216V56H217ZM219 55H221V54H219ZM229 55H230V54H229ZM235 55H234V57H235ZM243 55H244V54H243ZM249 55H251V54H249ZM249 55H248V56H249ZM254 55H255V54H254ZM258 55H256V57H257ZM261 55H262V54H261ZM4 56H5V55H4ZM26 56H27V55H26ZM26 56H25V57H26ZM32 56L34 57V54H33ZM32 56H31V57H32ZM116 56H117V55H116ZM121 56H122V55H121ZM132 56H133V55H132ZM135 56H136V55H135ZM156 56H157V54H156ZM156 56H155V57H156ZM181 56H182V55H181ZM184 56H185V55H184ZM187 56H188V54H187ZM201 56H202V55H199V57H201ZM252 56H253V55H252ZM252 56L250 57V59L254 57V56H253V57H252ZM28 57H29V55H28ZM28 57H27V58H28ZM46 57H47V55L44 56V58H46ZM151 57H152V56H151ZM157 57H159V56H157ZM157 57H156V58H157ZM160 57H161V56H160ZM165 57H167V56H165ZM199 57H198V59H200ZM214 57H215V56H214ZM218 57H219V56H218ZM222 57H223V56H222ZM244 57H247V56H244ZM256 57H255V58H256ZM5 58H6V57H5ZM29 58H30V57H29ZM116 58H117V57H116ZM119 58H120V57H119ZM119 58H117V60H118ZM162 58H163V57H162ZM172 58H173V56H172ZM186 58H187V57H186ZM196 58H197V57H196ZM211 58H213V57H211ZM211 58H209V59H210L209 63H210L211 60H212ZM219 58H221V57H219ZM235 58H237V57H235ZM240 58H241V57H240ZM247 58H248V57H247ZM247 58H246V60H247ZM263 58H264V55H263V57H262V60H264ZM30 59H31V58H30ZM30 59H29V60H30ZM38 59L40 60L41 57L38 58ZM48 59H49V58H48ZM50 59H51V58H50ZM66 59H67V58H66ZM133 59H134V57H133ZM136 59H137V58H136ZM142 59H143V57H142ZM170 59H171V57H170ZM170 59H169V60H170ZM173 59H174V58H173ZM176 59H177V58H176ZM178 59H179V58H178ZM184 59H185V58H184ZM192 59H193V58H192ZM215 59H218V58H215ZM241 59H243V58H241ZM250 59H249V60H250ZM256 59H257V61H258L259 58H256ZM256 59H253V60L255 61V62L253 63V66H254V64L257 62ZM26 60H27V59H26ZM35 60H37V59H35ZM35 60H34V61H35ZM42 60H43V59H42ZM52 60H54V59H52ZM117 60H116V61H117ZM127 60H128V59H127ZM129 60H130V59H129ZM144 60H145V59H144ZM144 60H143V61H144ZM159 60H161V58H159ZM164 60H165V58H164ZM164 60H163V61H164ZM213 60H214V59H213ZM220 60H221V59H220ZM220 60H218V61H220ZM224 60H225V59H224ZM224 60L222 59V61H224ZM262 60H261V61H262ZM44 61H45V59H44ZM61 61H62V60H60V63H61ZM125 61H126V59H125ZM134 61H135V60H134ZM139 61H141V60H139ZM145 61H146V60H145ZM147 61H148V60H147ZM172 61H173V60H172ZM179 61H180V60H179ZM182 61H183V60H182ZM187 61H189V60H186V62H187ZM197 61H198V60H197ZM197 61H196V63L191 62V64H192V65H193V64H196V65H197ZM200 61H201V59H200ZM200 61H198V62H200ZM241 61H242V60H241ZM261 61H260V62H261ZM30 62H31V61H30ZM36 62H37V61H36ZM38 62H39V61H38ZM75 62H76V61H75ZM118 62H119V61H118ZM131 62H132V61H131ZM137 62H138V61H137ZM141 62H142V61H141ZM149 62H150V61H149ZM159 62H160V61H159ZM170 62H171V61H170ZM186 62H183V63H186ZM225 62H226V60H225ZM225 62H222V63H225ZM243 62H245L244 59H243ZM246 62H247V61H246ZM251 62H252V60H251ZM251 62L249 61V63H251ZM263 62H264V61H263ZM45 63H46V62H45ZM51 63H52V62H51ZM116 63H117V62H116ZM120 63H121V61H120ZM127 63H129V62L127 61ZM132 63H133V62H132ZM135 63H136V62H135ZM142 63H143V62H142ZM154 63H155V61H154ZM161 63H162V61H161ZM161 63H160V65H162ZM173 63H174V62H173ZM175 63H176V62H175ZM179 63H180V62H179ZM183 63H182V64H183ZM213 63L216 64V67H219V66L222 64V63H221V64L218 66L217 63H216V61H214ZM213 63H212V64H213ZM218 63H219V62H218ZM227 63H228V62H227ZM227 63H226V65H227ZM233 63H235V62L233 61ZM236 63H237V62H236ZM247 63H248V62H247ZM30 64H31V63H30ZM33 64H34V63H33ZM43 64H44V62H43ZM53 64H55V63H53ZM56 64H57V63H56ZM117 64H119V63H117ZM163 64H165V63H163ZM191 64H190V65H191ZM198 64H199V63H198ZM237 64H238V63H237ZM242 64H243V63H242ZM257 64H259V61H258V63H256L255 65H257ZM31 65H32V64H31ZM44 65L47 66V64H44ZM51 65H52V64H51ZM58 65H59V64H58ZM72 65H73V64H72ZM74 65H75V64H74ZM125 65H126V64H125ZM127 65H128V64H127ZM144 65H145V64H144ZM148 65H149V64H148ZM154 65H155V64H154ZM158 65H159V64H158ZM160 65H159V66H160ZM168 65H172V63H171V64H168ZM173 65H174V67L177 68V65H176V66H175V64H173ZM183 65H184V64H183ZM188 65H189V64H188ZM240 65H241V64H240ZM244 65H245V64H244ZM244 65H243V69H245L246 67H248V66H245V67H244ZM247 65H248V64H247ZM251 65H252V63H251ZM34 66H35V65H34ZM34 66H32V68H33ZM39 66H40V65H39ZM39 66H38V67H39ZM60 66H65V67H66V64H65V65H60ZM76 66H77V65H76ZM76 66H75V67H76ZM120 66H121V65H120ZM130 66H131V64H130ZM130 66H129V67H130ZM132 66H134V64H133ZM146 66H147V65H146ZM151 66H152V65H151ZM155 66H156V65H155ZM165 66H166V65H165ZM209 66H210V65H209ZM227 66H228V65H227ZM241 66H242V65H241ZM40 67H41V66H40ZM52 67H53V66H52ZM65 67H64V68H65ZM110 67H111V66H110ZM110 67L108 66V68H110ZM112 67H113V66H112ZM125 67H126V66H125ZM129 67H128V68H129ZM137 67H138V66H137ZM143 67L145 68V66H143ZM152 67H153V66H152ZM161 67H162V66H161ZM161 67H159V68H161ZM169 67H170V66H169ZM169 67H168V68H169ZM186 67H187V66H186ZM216 67H215V69H216ZM223 67L225 68V65L222 66L221 69H222ZM228 67H229V66H228ZM3 68H4V67H3ZM5 68H6V67H5ZM7 68H8V67H7ZM27 68H28V67H27ZM32 68H31V66H30L28 69H32ZM35 68H36V67H35ZM60 68H61V67H60ZM62 68H63V67H62ZM73 68H74V67H73ZM73 68H72V69H73ZM130 68H131V67H130ZM130 68H129V69H130ZM132 68H133V67H132ZM144 68H141V69L144 70ZM181 68H182V67H181ZM210 68H211V67H210ZM226 68H227V67H226ZM231 68H232V67H231ZM239 68H240V66H239ZM18 69H19V68H18ZM20 69H21V68H20ZM22 69H23V68H22ZM25 69H26V68H25ZM28 69H26V70H28ZM33 69H34V68H33ZM36 69H37V68H36ZM40 69H41V68H40ZM50 69H51V68H50ZM56 69H57V67H56ZM56 69H55V70H56ZM74 69H75V68H74ZM119 69H120V68H119ZM133 69H134V68H133ZM141 69H140V70H141ZM151 69H153V68H151ZM157 69H158V68H157ZM161 69L165 72V70H164L163 68H161ZM170 69H171V68H170ZM170 69H167V68H166V71H168V70H170ZM213 69H214V68H213ZM213 69H212V70H213ZM215 69H214V70H215ZM232 69H233V68H232ZM243 69H242V70H243ZM6 70H7V69H6ZM6 70H5V71H6ZM47 70H49V67H48ZM65 70H66V69H65ZM75 70H76V69H75ZM110 70H111V69H110ZM159 70H160V69H159ZM179 70H180V69H179ZM233 70H234V69H233ZM29 71H30V70H29ZM33 71H34V70H33ZM36 71H37V70H36ZM38 71H39V69H38ZM52 71H53V70H52ZM73 71H74V70H73ZM121 71H122V70H121ZM127 71H128V70H127ZM129 71H130V70H129ZM146 71H147V70H146ZM172 71L175 72V70H172ZM243 71H244V70H243ZM1 72H2V71H1ZM20 72H21V71H20ZM27 72H28V71H27ZM34 72H35V71H34ZM40 72H42V71H40ZM40 72H38V73H40ZM44 72H45V70H44ZM48 72H49V71H48ZM59 72H60V71H59ZM132 72H134V70H133ZM148 72H150V71H148ZM148 72H147V73H148ZM160 72H161V71H160ZM160 72H159V73H160ZM169 72H170V71H169ZM227 72H228V70H227ZM8 73H10V72H8ZM25 73H26V72H25ZM46 73H47V72H46ZM49 73H50V72H49ZM62 73L65 74V72H62ZM161 73H162V72H161ZM170 73H172V72H170ZM183 73H185V71H183ZM183 73H182V74H183ZM191 73H192V72H191ZM220 73H221V70H220ZM220 73H219V78H220V77L222 78V75H223V74L220 76ZM225 73H226V72L224 71V75H225ZM229 73H231V72H228V76H229ZM263 73H264V72H263ZM263 73H262V74H263ZM15 74H16V73H15ZM31 74H32V73H31ZM40 74H41V73H40ZM51 74H53V73L51 72ZM56 74H57V73H56ZM58 74H59V73H58ZM60 74H61V72H60ZM64 74H63V75H64ZM69 74H70V72H69ZM116 74H117V72H116ZM129 74H130V73H129ZM134 74H135V72H134ZM139 74H140V73H139ZM145 74H146V73H145ZM149 74L151 75V73H149ZM149 74H147V75H145V76H148ZM156 74H157V73H156ZM168 74H169V73H168ZM168 74H167V75H168ZM175 74H176V73H175ZM233 74H234V73H233ZM233 74H232L231 76H233ZM1 75H2V74H1ZM45 75H46V74H45ZM48 75H49V74H48ZM53 75H54V74H53ZM158 75H160V74H157V76H158ZM161 75H163V74H161ZM167 75H163L162 77H163V78H164V76L167 77ZM169 75H170V78H174V79H175V78H177L180 74H179V75L176 74V76L178 75L177 77H174V74H169ZM172 75H173V77H171ZM184 75H185V74H184ZM196 75H197V74H196ZM196 75H195V76H196ZM224 75H223V77H224ZM226 75H227V74H226ZM226 75H225V76H226ZM234 75H235V74H234ZM263 75H264V74H263ZM13 76H14V75H13ZM54 76H56V75H54ZM103 76H104V75H103ZM134 76H135V75H134ZM152 76H153V75H152ZM195 76H194V77H195ZM201 76H202V75H201ZM217 76H218V75H217ZM228 76H226V77H228ZM249 76H250V75H249ZM16 77H17V76H16ZM41 77H42V76H41ZM77 77H78V76H77ZM109 77H110V76H109ZM234 77H235V76H234ZM12 78H13V77H12ZM35 78H36V76H35ZM44 78H45V77H44ZM55 78H56V77L52 78V80H53V79L56 80ZM58 78H59V77H58ZM153 78H156V77L153 76ZM157 78H158V77H157ZM157 78H156V79H157ZM170 78H169V79H170ZM195 78H196V80H195V79H194V80H195L196 82L199 81V80L201 81V79H202V78L200 77L201 79L198 80V79H197V76H196ZM210 78H212V77H210ZM221 78H220V81L222 80ZM229 78H230V77H229ZM231 78H232V77H231ZM249 78H250V77H249ZM251 78H252V77H251ZM253 78H254V77H253ZM263 78H264V77H263ZM0 79H2V78H0ZM9 79H10V78H9ZM48 79H51V78L49 77ZM109 79H111V78H109ZM134 79H135V77H134ZM159 79H160V77H159ZM215 79H216V78H215ZM223 79H224V78H223ZM225 79H226V78H225ZM254 79H256V78H254ZM254 79H253V82H252V83H259V81H260V83L263 84V83H262L263 81L261 82V80H259V81L257 82V79L255 80L256 82H254ZM261 79H262V78H261ZM35 80H36V79H35ZM37 80H38V79H37ZM39 80H40V77H39ZM45 80H46V79H45ZM92 80H93V79H92ZM112 80H113V78H112ZM112 80H111V82H112ZM143 80H144V79H143ZM143 80H142V82H143ZM151 80H153V79H151ZM154 80H155V79H154ZM164 80H165V79H164ZM164 80L161 78V81H164ZM171 80H172V79H171ZM178 80H180V79H178ZM178 80H177V81H178ZM203 80H204V77H203ZM209 80H211V79H209ZM226 80H229V79L227 78ZM8 81H9V80H8ZM67 81H68V80H67ZM67 81L64 82V83H67ZM135 81H136V80H135ZM161 81H160V83H161ZM165 81H166V80H165ZM172 81H174V80H172ZM172 81H171V82H172ZM204 81H205V80H204ZM220 81H219V82H220ZM229 81H231V80H229ZM235 81H236V80H235ZM251 81H252V80H251ZM38 82H39V81H38ZM52 82H53V81H52ZM133 82H134V80H133ZM140 82H141V79H140ZM150 82H151V81H150ZM156 82H158V80L155 81V83H153V81H152L153 84H156ZM171 82H170V83H171ZM174 82H176V81H174ZM182 82H183V81H182ZM193 82H194V81H193ZM205 82H206V81H205ZM205 82H204V84H205ZM211 82L213 83L214 80H213V81L211 80ZM221 82H222V81H221ZM242 82H243V81H242ZM45 83H46V81H45ZM82 83H83V82H82ZM95 83H96V82H95ZM108 83H109V82H108ZM114 83H115V82H114ZM117 83H119V82H117ZM134 83H135V82H134ZM145 83H146V82H145ZM158 83H159V82H158ZM160 83H159V84H160ZM194 83H195V82H194ZM199 83H202L201 86H203V88H204V87H205V88H206V87L209 88V86H207L206 84H205L206 86H204L202 81L199 82ZM206 83L209 84L210 81H209V82H206ZM212 83H210L209 85H211ZM224 83H225V82H224ZM47 84H49V83H47ZM62 84H63V83H62ZM100 84H101V82H100ZM140 84H141V83H140ZM159 84H158V85H159ZM168 84H169V83H168ZM177 84H178V83H177ZM197 84H198V83H197ZM228 84H229V83H228ZM228 84H227V85H228ZM230 84L233 85V83H230ZM35 85H36V84H34V86H35ZM41 85H42V84H41ZM43 85H44V84H43ZM81 85H82V84H81ZM112 85H113V84H112ZM119 85H120V84H119ZM165 85L167 86V83H166ZM186 85H187V83H186ZM194 85H195V87H196V84H194ZM241 85H242V83H241ZM3 86H4V85H3ZM47 86H48V85H47ZM61 86H62V85H61ZM74 86H75V85H74ZM131 86H132V85H131ZM155 86H157V85H155ZM177 86H180V85H176V87H177ZM182 86H183V85H182ZM182 86H181V88H183ZM197 86H200V85H197ZM201 86H200V87H201ZM230 86H231V85H230ZM244 86H245V84H244ZM244 86H242V87H244ZM263 86H264V85H263ZM263 86H260V85H259L260 88L263 87ZM29 87H30V86H29ZM40 87H41V86H40ZM49 87H50V86H49ZM67 87H68V86H67ZM85 87H86V86H85ZM116 87H117V86H116ZM133 87H134V85H133ZM133 87H132V88H133ZM161 87H162V86H161ZM195 87H194V89H195ZM237 87L239 88L240 86H237ZM242 87H241V89H243ZM10 88H11V87H10ZM30 88H31V87H30ZM80 88H81V86H80ZM129 88H130V87H129ZM134 88H135V87H134ZM136 88H137V87H136ZM159 88H160V87H159ZM179 88H180V87H179ZM207 88H206V89H207ZM223 88H224V87H223ZM232 88H233V87H232ZM247 88H248V86H247ZM263 88H264V87H263ZM27 89H28V88H27ZM70 89H71V88H70ZM96 89H97V88H96ZM112 89H113V87H112ZM116 89H117V88H116ZM118 89H119V87H118ZM118 89H117V90H118ZM160 89H162V88H160ZM206 89H205L204 91H206ZM210 89H211V88H210ZM210 89H207V90L210 91ZM216 89H219V86H218V88H216ZM224 89H225V88H224ZM226 89H227V88H226ZM241 89H240V90H241ZM49 90H50V89H49ZM63 90H64V89H63ZM73 90H74V89H73ZM135 90H136V89H135ZM163 90H164V89H163ZM174 90H176L175 87H174ZM179 90H180V89H179ZM181 90H182V89H181ZM181 90H180V91H181ZM196 90H197V89H196ZM200 90H201V89H200ZM249 90H250V88H249ZM262 90L264 91V89H262ZM262 90H261V92H262ZM42 91H43V90H42ZM45 91H46V90H45ZM78 91H79V90H78ZM78 91H75V92H78ZM177 91H178V90H177ZM190 91H191V90H190ZM201 91H203V89H202ZM201 91H199V92H201ZM212 91H213V90H212ZM212 91H210V94H213L214 91H213V92H212ZM246 91H248V90L246 89ZM246 91L243 89V92H244V93H245ZM39 92H40V91H39ZM69 92H70V91H69ZM73 92H74V91H73ZM96 92H97V90H96ZM114 92H115V91H114ZM114 92H113V95H114ZM123 92H124V91H123ZM151 92H152V91H151ZM199 92H198V94H199ZM211 92H212V93H211ZM241 92H242V91H241ZM12 93H13V92H12ZM30 93H31V92H30ZM30 93L28 94V96L26 95L27 93H26V94H20V96H21V95H26L27 97H29V96H30ZM34 93H35V92H34ZM138 93H139V92H138ZM147 93H148V92H147ZM161 93H163V92H161ZM181 93H182V91H181ZM189 93H190V92H189ZM189 93H188V94H189ZM194 93H195V92H194ZM202 93L204 94V92H201V93L199 94V97H201L200 95H201ZM228 93H229V92H228ZM253 93H254V92H253ZM32 94H33V93H32ZM32 94H31V95H32ZM62 94H63V93H62ZM81 94H82V93H81ZM125 94H126V93H125ZM139 94H140V93H139ZM176 94H177V93H176ZM183 94H184V93H183ZM192 94H193V93H192ZM192 94H191V95H192ZM196 94H197V93H196ZM206 94H209V93H206ZM233 94H234V93H233ZM250 94H251V93H250ZM250 94H249V95H250ZM256 94L258 95L257 91H256ZM259 94H260V93H259ZM261 94H262V93H261ZM261 94H260V95H261ZM263 94H264V93H263ZM177 95H179V94H177ZM218 95H219V94H218ZM218 95H217V97H218ZM221 95H222V94H221ZM257 95H253V94H252V96H254V97L257 96ZM63 96H64V95H63ZM106 96H107V95H106ZM110 96H111V95H110ZM118 96H119V95H118ZM166 96H167V95H165V97H166ZM189 96H190V95H189ZM192 96H194V95H192ZM203 96H204V95H203ZM234 96H235V95H234ZM261 96H262V95H261ZM261 96H258V97H261ZM0 97H1V96H0ZM21 97H22V96H21ZM64 97H65V96H64ZM83 97H84V96H83ZM88 97H89V96H88ZM90 97H91V96H90ZM92 97H95V96L93 95ZM98 97H99V96H98ZM108 97H109V96H108ZM115 97H116V96H115ZM139 97H140V95H139ZM177 97H178V96H177ZM180 97H181V94H180ZM214 97H215V96H213V97H211V98L214 99ZM221 97H222V96H221ZM250 97H251V96H250ZM262 97L264 98V96H262ZM19 98H20V97H19ZM59 98H60V97H59ZM61 98H62V97H61ZM70 98H71V97H70ZM81 98H82V97H81ZM119 98H120V97H119ZM141 98H142V97H141ZM167 98H168V97H167ZM236 98L239 99L238 97H236ZM6 99H7V98H6ZM29 99H30V98H29ZM50 99H51V98H50ZM66 99H67V98H66ZM89 99H90V98H88V100H89ZM112 99H114V98H112ZM146 99H147V98H146ZM146 99H144V100H146ZM151 99H152V97H151ZM193 99H194V98H193ZM215 99H216V98H215ZM215 99H214V100H215ZM219 99H220V98H219ZM226 99H228V98H226ZM232 99H233V98H232ZM255 99H256V98H254L253 101H255ZM257 99H258V98H257ZM44 100H45V99H44ZM82 100H83V99H82ZM92 100H93V99H92ZM105 100H106V99H105ZM147 100H148V99H147ZM160 100H161V99H160ZM206 100H207V99H206ZM216 100H217V99H216ZM229 100H231V99L229 98ZM235 100H236V99H234V101H235ZM239 100H240V99H239ZM259 100H260V99H259ZM259 100H258V101H259ZM261 100H262V99H261ZM8 101H11V99L8 100ZM8 101H5V103H6V102L9 103ZM17 101H18V100H17ZM17 101H15V102L17 103ZM68 101H69V100H68ZM79 101H80V100H79ZM123 101H124V100H122V102H123ZM129 101H130V100H129ZM157 101H158V100H157ZM202 101H204V99H203ZM211 101H212V100H211ZM211 101H210V102H211ZM231 101H232V100H231ZM234 101H233V102H234ZM64 102H66V101H64ZM80 102H81V101H80ZM88 102H89V101H88ZM90 102H91V100H90ZM102 102L105 103L104 100H103ZM102 102H100V103H102ZM113 102H114V101H113ZM122 102H121V103H122ZM143 102H144V101H143ZM227 102H228V101H227ZM233 102H232V104H233ZM235 102H236V101H235ZM241 102H242V101H241ZM255 102H256V101H255ZM12 103H13V102H12ZM12 103H11V104H12ZM71 103H72V102H71ZM108 103H109V102H108ZM110 103H111V105H112V102H111V101H110ZM110 103H109V104H110ZM121 103H120V104H121ZM123 103H124V102H123ZM135 103H136V101H135ZM148 103H149V101H148ZM160 103H161V102H160ZM160 103H159V104H160ZM189 103H190V102H189ZM199 103H200V102H199ZM207 103H209V101H207ZM212 103H213V101H212ZM212 103H211V104H212ZM228 103H229V105H230V101H229ZM259 103H260V102H259ZM11 104L8 105V106H11ZM18 104H19V103H18ZM39 104H40V103H39ZM57 104H58V103H57ZM63 104H64V103H63ZM151 104H153V102H151ZM151 104H150V107H151ZM185 104H187V103H185ZM191 104H192V102H191ZM219 104H220V103H219ZM232 104H231V105H232ZM236 104H237V103H236ZM236 104H235V105H236ZM260 104H261V103H260ZM36 105H37V104H36ZM72 105H73V104H72ZM76 105H77V104H76ZM94 105H96V103H95ZM98 105H99V104H98ZM116 105H117V102H116ZM118 105H119V103H118ZM144 105H146V104H144ZM160 105H161V104H160ZM189 105H190V104H189ZM192 105H193V104H192ZM231 105H230V106H231ZM237 105H238V104H237ZM241 105H242V104H241ZM12 106H15V105H12ZM16 106H17V105H16ZM16 106H15V107H16ZM18 106H19V105H18ZM60 106H62V105H60ZM101 106H103V105H101ZM120 106H121V105H120ZM153 106H154V105H153ZM153 106H152V107H153ZM213 106H214V105H213ZM218 106H219V105H218ZM220 106H221V105H220ZM233 106H234V105H233ZM239 106H240V105H239ZM239 106H238V107H239ZM246 106H248V105H246ZM263 106H264V105H263ZM65 107H66V106H65ZM92 107H94V106H92ZM96 107H97V106H96ZM108 107H109V106H108ZM118 107H119V106H118ZM121 107H122V106H121ZM184 107H186V106H184ZM188 107H189V108H187V109H188L187 111H188V113H190L189 110H190L191 107H190V106H188ZM215 107H216V105H215ZM225 107H226V106H225ZM238 107H237V108H238ZM61 108H62V107H61ZM67 108H68V107H67ZM99 108H101V107L99 106ZM119 108H120V107H119ZM154 108H155V107H154ZM193 108H194V107H193ZM193 108H192V112H195L197 109H196V107H195L196 110L193 109ZM207 108H210V106L207 107ZM235 108H236V107H235ZM245 108H246V107H244V109H245ZM3 109H5V107H4ZM7 109H8V108H6L5 110L7 111ZM12 109H13V107H12ZM14 109H15V108H14ZM94 109H95V108H94ZM97 109H98V108H97ZM108 109H109V108H108ZM145 109H146V106H145ZM158 109H159V108H158ZM160 109H161V108H160ZM181 109H182V107H181ZM185 109H186V108H185ZM205 109H206V107H205ZM212 109H213V108H212ZM226 109H227V108H226ZM233 109H234V108H233ZM239 109H240V108H239ZM246 109H247V108H246ZM246 109H245V111H246ZM252 109H253V108H252ZM254 109H255V108H254ZM49 110H50V109H49ZM62 110H63V109H62ZM70 110H71V108H70ZM74 110H75V108H74ZM83 110H84V109H83ZM85 110H86V109H85ZM98 110H99V109H98ZM109 110H110V109H109ZM125 110H126V108H125ZM138 110H139V109H138ZM193 110H194V111H193ZM206 110H207V109H206ZM220 110H221V109H220ZM237 110H238V109H237ZM1 111H2V109H1ZM6 111H4V112H6ZM8 111H9V110H8ZM8 111H7V112H8ZM10 111H11V110H10ZM13 111H14V110H13ZM113 111H114V110H113ZM118 111H119V110L117 109V114H118ZM123 111H124V110H123ZM182 111H183V109H182ZM203 111H204V110H203ZM215 111L218 112L217 110L214 109V112H215ZM230 111H231V110H230ZM235 111H236V110H235ZM255 111H256V110H255ZM44 112H45V111H44ZM49 112H50V111H49ZM107 112H108V111H107ZM147 112H148V111H147ZM185 112H186V111H185ZM197 112H198V111H196V112L193 113V114L197 116V115H198ZM200 112H201V111H200ZM214 112H213V113H214ZM226 112H227V111H226ZM237 112H238V111H237ZM240 112H241V111H240ZM243 112H244V111H243ZM251 112H252V111H251ZM1 113H2V114H5V113H3V112H0V114H1ZM8 113H9V112H8ZM15 113H16V112H14V114H15ZM65 113H67V112H65ZM83 113H84V112H83ZM88 113H90V112H88ZM98 113H99V112H98ZM100 113H101V110H100ZM109 113H110V112H109ZM138 113H141V112H138ZM171 113H172V111H171ZM171 113H169V114H171ZM181 113H182V112H181ZM181 113H180V114H181ZM183 113H184V112H183ZM227 113H228V112H227ZM231 113H233V112H231ZM231 113L229 112V114H231ZM235 113H236V112H235ZM235 113H233V114H235ZM241 113H242V112H241ZM241 113H240V114H241ZM245 113H246V112H245ZM248 113H250V112L248 111ZM248 113H247V114H248ZM2 114H1L0 116H2ZM6 114H7V113H6ZM86 114H87V113H86ZM90 114H91V113H90ZM96 114H97V113H96ZM119 114H120V113H119ZM131 114H132V112H131ZM185 114H187V113H185ZM185 114H183V115L186 116ZM201 114H202V113H201ZM220 114H221V113H220ZM224 114H225V113H224ZM255 114H256V113H255ZM257 114H260V113H257ZM50 115H51V114H50ZM50 115H49V116H50ZM59 115H60V114H59ZM73 115H74V114H73ZM81 115H82V112H81ZM94 115H95V114H94ZM101 115H102V114H101ZM106 115H108V114H106ZM106 115H105V117H106ZM112 115H113V113H112ZM122 115H123V114H122ZM136 115H137V113H136ZM145 115H146V114H145ZM188 115H189V114H188ZM215 115L217 116V114H215ZM218 115H219V114H218ZM221 115H223V114H221ZM248 115H249V114H248ZM250 115H251V114H250ZM253 115H254V112H253ZM3 116L5 117L6 115H3ZM3 116H2V117H3ZM7 116H8V114H7ZM7 116H6V117H7ZM10 116H11V115H10ZM45 116H46V114H45ZM47 116H48V115H47ZM95 116H96V115H95ZM97 116H98V115H97ZM110 116H111V115H110ZM113 116H114V115H113ZM113 116H112V118L115 120L116 118H114L115 116H114V117H113ZM123 116H124V115H123ZM172 116H174V118H173V117H172V118L175 119V114L172 113ZM181 116H182V115H181ZM224 116H225V115H224ZM231 116H233V115H231ZM254 116H255V115H254ZM12 117H13V116H12ZM83 117H84V114H83ZM85 117H86V116H85ZM85 117H84V118H85ZM89 117H90V116H89ZM99 117H102V116H99ZM99 117H98V118H99ZM117 117H118V116H117ZM120 117H121V116H120ZM120 117H119V118H120ZM127 117H128V116H127ZM127 117H126V118H127ZM182 117H183V116H182ZM191 117H192V116H191ZM214 117H215V116H214ZM214 117H212V119H213ZM221 117H222V116H221ZM228 117H229V116H228ZM236 117H237V116H236ZM241 117H244V116H241ZM246 117H247V116H246ZM246 117H245V118H246ZM250 117H251V116H250ZM250 117H247V118H250ZM255 117H257V116H255ZM255 117H253V119L251 118L252 121L254 120ZM258 117H260V116H258ZM263 117H264V115H263ZM81 118H82V116H81ZM96 118H97V117H96ZM108 118H109V117H108ZM108 118H107V119H108ZM176 118H177V117H176ZM187 118H189V117H187ZM219 118H220V116H219ZM233 118H234V117H233ZM245 118H243V119H245ZM260 118H261V117H260ZM260 118H259V119H260ZM0 119H1V118H0ZM3 119H4V118H3ZM60 119H62V118L60 117ZM70 119H71V118H70ZM82 119H83V118H82ZM90 119H91V118H90ZM90 119H89V120H90ZM102 119H103V118H102ZM189 119H190V118H189ZM215 119H216V117H215ZM221 119H222V118H221ZM231 119H232V118H231ZM251 119H250V121H251ZM256 119H257V118H256ZM261 119L263 120V118H261ZM261 119H260V121H261ZM58 120H59V118H58ZM62 120H63V119H62ZM66 120H67V119H66ZM83 120H84V119H83ZM97 120H98V119H97ZM109 120H111V119H109ZM118 120H119V119H118ZM126 120H127V119H126ZM128 120H129V119H128ZM182 120H183V119H182ZM187 120H188V119H187ZM190 120H191V119H190ZM190 120H189V121H190ZM216 120H219V119H216ZM222 120H223V119H222ZM225 120H226V119H225ZM2 121H3V120H2ZM38 121L40 122V120H38ZM53 121H54V120H53ZM63 121H65V120H63ZM63 121H61V122H63ZM68 121H69V119H68ZM75 121H76V120H75ZM84 121H85V120H84ZM84 121H83V122H84ZM86 121H88V120H86ZM90 121H91V120H90ZM94 121H95V120H94ZM103 121L105 122V121H107V120H104V119H103ZM226 121H227L228 123L230 122V120H229V121L226 120ZM234 121H235V120H234ZM246 121H247V120H246ZM246 121H245V122H246ZM252 121H251V122H252ZM254 121H256V120H254ZM258 121H259V120H258ZM258 121H257V122H258ZM70 122H71V120H70ZM73 122H74V121H73ZM91 122H92V121H91ZM104 122H103V124H104ZM109 122H110V121H108V123H109ZM128 122H129V121H128ZM128 122H127V123H128ZM220 122H221V121H220ZM220 122H219V123H220ZM223 122H225V121H223ZM257 122H256V123H257ZM262 122H264V121H262ZM5 123L8 124V122H5ZM56 123H57V122H56ZM81 123H82V122H81ZM85 123H86V122H85ZM94 123H95V122H94ZM106 123H107V122H106ZM106 123H105V124H106ZM108 123H107V124H108ZM110 123H111V122H110ZM110 123H109V124H110ZM116 123H122V122H116ZM145 123H146V121H145ZM150 123H151V122H150ZM150 123H149V126L151 125ZM152 123H153V122H152ZM170 123H171V122H170ZM180 123H181V122H180ZM212 123L215 124V121L210 122V125H211ZM247 123H248V122H247ZM256 123H255V124H256ZM2 124H3V123H2ZM19 124H20V123H19ZM27 124H28V123H27ZM51 124H52V123H51ZM61 124H62V123H61ZM61 124H60V126H61ZM63 124H64V123H63ZM63 124H62V125H63ZM65 124H66V123H65ZM88 124H90V122H89ZM91 124H92V123H91ZM107 124H106V125H107ZM109 124H108V125H109ZM122 124H124V123H122ZM154 124H155V122H154ZM158 124H159V123H158ZM185 124H186V123H185ZM226 124H227V123H226ZM257 124H258V123H257ZM262 124H264V123H262ZM52 125H53V124H52ZM54 125H55V124H54ZM74 125H75V124H74ZM106 125H105V126H106ZM108 125H107V126H108ZM113 125H114V124H113ZM115 125H116V124H115ZM117 125H118V124H117ZM119 125L122 126L121 124H119ZM119 125H118V126H119ZM155 125H156V124H155ZM206 125H207V124H205V126H206ZM210 125H207V126H209V128H210V127L212 126V125H211V126H210ZM219 125H220V124H219ZM221 125H223V124L221 123ZM236 125H237V124H236ZM259 125H260L261 127L263 126V125H261V124H259ZM78 126H79V125H78ZM78 126H77V130H78ZM89 126H90V125H88L87 128H89ZM92 126H93V125H92ZM92 126H91V128L94 127V126H93V127H92ZM95 126H96V125H95ZM101 126H102V125H101ZM110 126H112V124L109 125L108 129H110ZM120 126H119V127H120ZM123 126H124V125H123ZM145 126H147V124H146ZM149 126H148V127H149ZM162 126H163V125H162ZM162 126L160 127V125H159L160 128H162ZM200 126H201V125H200ZM213 126H214V125H213ZM228 126H229V125H228ZM250 126H251V125H250ZM256 126H257V125H256ZM32 127H33V125H32ZM52 127H53V126H52ZM103 127H104V126H103ZM112 127L114 128L115 126H112ZM112 127H111L110 130L113 129ZM148 127H147V128H148ZM216 127H217V126H216ZM221 127H222V126H221ZM221 127H220V128H221ZM223 127H224V126H223ZM226 127H227V126H226ZM242 127H244V126H242ZM248 127H249V126H248ZM258 127H259V126H258ZM45 128H46V127H45ZM80 128H81V127H80ZM80 128H79V129H80ZM87 128H86V129H87ZM91 128H89V129H91ZM95 128H96V127H95ZM105 128H106V127H105ZM115 128H116V127H115ZM124 128H125V126H124ZM144 128H145V127H144ZM160 128H157V130L160 129ZM165 128H166V127H164V129H165ZM189 128H190V126H189ZM205 128H207V127H204V129H205ZM237 128H239V130H240L241 127H237ZM30 129H31V128H30ZM71 129H72V128H71ZM73 129H74V127H73ZM73 129H72V130H73ZM121 129H122V128H121ZM121 129H120V130H121ZM134 129H135V128H134ZM141 129H142V127H141ZM145 129H146V128H145ZM162 129H163V128H162ZM162 129H161V131H163ZM176 129H179V130H180V127H179V128L176 127ZM190 129H191V128H190ZM192 129H193V127H192ZM196 129H198V128H196ZM196 129L194 128L193 132H194V131L198 132ZM214 129H218V128H214ZM222 129H223V128L219 129L220 132L222 131ZM226 129H227V128H226ZM82 130H83V128L81 129V131H82ZM93 130H95V129L93 128ZM96 130H97V129H96ZM120 130H119V131H120ZM147 130H149V128H148ZM205 130H206V129H205ZM241 130H242V129H241ZM253 130H254V128H253V129L251 128V131H252L253 133H256V132H254ZM262 130H263V129H262ZM2 131H3V130H2ZM70 131H71V130H70ZM87 131H88V130H87ZM87 131H85L86 134H87ZM107 131H108V130H107ZM131 131H132V130H131ZM161 131H160V132H161ZM207 131H209V130H207ZM207 131H206V132H207ZM236 131H238V129H236ZM245 131H247V128H246ZM245 131H243V132L246 133ZM248 131H250V129H248ZM56 132H57V131H56ZM77 132H78V131H77ZM77 132H76V133H77ZM93 132H94V131H93ZM102 132H104V131H102ZM117 132H118V130H117ZM121 132H122V131H121ZM150 132H151V131L147 132V134L150 133ZM165 132H166V131H165ZM167 132H168V131H167ZM171 132H172V131H171ZM193 132H192V133H193ZM223 132H224V131H223ZM225 132H227V133H225V135H226V134H228V135H229V134H232V133H228L227 130H226ZM243 132H242V133H243ZM258 132H259V131H258ZM58 133H59V132H58ZM90 133H92V132H90ZM90 133H89V134H90ZM104 133H105V132H104ZM113 133H114V132H113ZM118 133H119V132H118ZM126 133H127V131H126ZM144 133H146V132H144ZM151 133H152V132H151ZM158 133H159V132H158ZM163 133H164V132H163ZM213 133H215V132H213ZM235 133H236V132H235ZM60 134H61V133H60ZM69 134H70V133H69ZM72 134H73V133L70 134V138H71V135H72ZM74 134H75V132H74ZM77 134H79V133H77ZM94 134H95V133H94ZM94 134H90V135H94ZM96 134H97V132H96ZM96 134H95V135H96ZM111 134H112V133H111ZM120 134H122V133H120ZM124 134H125V133H124ZM161 134H162V133H160V134H158V135L160 136ZM187 134H188V133H187ZM197 134H198V133H197ZM197 134H196V136L198 137ZM247 134H248V133H247ZM247 134H246V136H247ZM26 135H27V134H26ZM36 135H37V134H36ZM54 135H55V134H54ZM57 135H58V134H57ZM61 135H62V134H61ZM75 135H76V134H75ZM75 135H74V136H75ZM87 135H88V134H87ZM107 135H108V134H107ZM211 135H212V134H211ZM211 135H210V136H211ZM223 135H224V133H223ZM235 135H236V134H235ZM238 135H240V134H239V131H238ZM243 135H244V134H243ZM253 135H254V134H253ZM259 135H260V134H259ZM262 135H263V134H262ZM262 135H261V137L263 138L264 136H262ZM55 136H56V135H55ZM62 136H63V135H62ZM62 136H61V139L63 138ZM65 136H66V134H65ZM67 136H68V133H67ZM76 136H77V135H76ZM76 136H75V137H76ZM78 136H79V135H78ZM113 136H114V135H113ZM127 136H128V135H127ZM127 136H126V137H127ZM148 136H149V134H148ZM150 136H151V134H150ZM150 136H149V138L151 139ZM164 136L167 137V136H166V133H165ZM169 136H170V135H169ZM171 136H172V135H171ZM171 136H170V137H171ZM212 136H213V135H212ZM241 136H242V135H241ZM246 136H245V137H246ZM250 136L252 137V135H250ZM43 137H44V136H43ZM98 137H99V136H98ZM107 137H108V136H107ZM107 137H106L104 140H108V141H109V139H107ZM152 137L155 138L156 136L154 137V134H153ZM161 137H162V136H161ZM165 137H164V138H165ZM170 137H169V138H170ZM222 137L224 138L225 136H222ZM222 137H221V138H222ZM226 137H227V136H226ZM256 137H257V136H256ZM259 137H260V136H259ZM26 138H27V137H26ZM51 138L54 139V137H52V136H51ZM56 138H58V137L56 136ZM64 138H65V137H64ZM66 138H67V137H66ZM77 138H79V137H77ZM102 138H103V137H102ZM108 138H110V136H109ZM114 138H115V137H114ZM132 138H133V137H131V139H132ZM167 138H168V137H167ZM167 138L165 139L166 142H163L164 144H165V143L167 144V140H170V139H167ZM172 138H173V136H172ZM175 138H176V136H175ZM175 138H174V140H175ZM189 138H190V137H189ZM212 138H213V137H212ZM221 138H220V140H221ZM229 138H231V137H229ZM233 138H234V137H233ZM58 139H59V138H58ZM67 139H68V141H70L69 137H68ZM73 139H74V140L70 142L72 145H74L72 142H76L74 137H73ZM87 139H88V138H87ZM97 139L99 140V138H97ZM111 139H112V138H111ZM121 139H122V137H121ZM190 139H191V138H190ZM201 139L203 140V137H202ZM201 139H200V140H201ZM204 139H205V138H204ZM213 139H215L214 141H216L215 136H214ZM226 139H228V137H227ZM234 139H235V138H234ZM234 139H233V140H234ZM243 139H245V138H243ZM247 139H248V138H247ZM247 139H246V140H247ZM255 139H256V138H255ZM27 140H28V139H27ZM54 140H55V139H54ZM54 140H53V141H54ZM62 140H64V139H62ZM71 140H72V139H71ZM91 140H93V139H91ZM94 140H95V139H94ZM104 140H102V141H104ZM117 140H118V139H117ZM117 140H116V141H117ZM119 140H120V139H119ZM147 140H148L149 142H151L149 139H147ZM151 140H152V139H151ZM160 140H161V139H160ZM172 140H173V139H171L170 141H172ZM205 140H210V139H207V138H206ZM229 140H230V139H229ZM241 140H242V139H241ZM248 140H249V139H248ZM16 141H17V140H16ZM43 141H44V140H43ZM57 141H58V140H57ZM78 141H79V140H78ZM121 141H122V140H121ZM153 141H154V139H153ZM162 141H164V140H162ZM162 141H161V142H162ZM170 141H168V142H170ZM214 141H213V142H214ZM222 141H223V140H222ZM222 141H220V142H222ZM226 141H228V140H226ZM236 141H238V140H236ZM251 141H252V138H251ZM253 141H255V140H253ZM253 141H252L251 144L254 143ZM256 141H257V140H256ZM258 141H259V140H258ZM29 142H30V141H29ZM31 142H32V141H31ZM44 142H45V141H44ZM87 142H88V141H87ZM105 142H106V145H107V141H105ZM155 142H156V141H155ZM155 142H154V143H155ZM157 142L159 143L158 140H157ZM175 142H176V141H175ZM202 142H203V141H202ZM217 142H218V141H217ZM229 142H230V141H229ZM240 142H242V141H240ZM243 142H244V141H243ZM243 142H242V144H243ZM55 143H56V142H55ZM68 143H69V142H68ZM101 143H102V142H100V144H101ZM103 143H104V142H103ZM110 143H111V140H110ZM154 143H153V144H154ZM178 143H180V142L178 141ZM191 143H192V140H191ZM232 143H233V142H232ZM238 143H239V142H238ZM247 143H248V142H247ZM257 143H258V142H257ZM30 144H31V143H30ZM37 144H38V143H37ZM47 144H48V143H47ZM60 144H61V142H60ZM60 144H59V145H60ZM64 144H65V142H64ZM64 144H63V145H64ZM113 144H114V142H113ZM113 144H112V145H113ZM147 144H148V143H147ZM159 144L162 145L161 143H159ZM166 144H165V145H162V146L165 147ZM168 144H169V143H168ZM171 144H173V141L171 142ZM201 144H202V143H201ZM210 144H212V143H210ZM214 144H215V142H214ZM214 144H213V146H215ZM222 144H223V143H222ZM227 144H228V143H227ZM230 144H231V143H230ZM233 144H235V143H233ZM236 144H237V143H236ZM248 144H250V143H248ZM255 144H256V142H255ZM261 144H262V143H261ZM261 144H259V145H261ZM32 145H33V144H32ZM54 145H55V144H54ZM54 145H53V146H54ZM56 145H58V143H57ZM66 145L68 146V144H66ZM66 145H64V147H66ZM79 145H80V144H79ZM85 145H86V144H85ZM90 145H91V144H90ZM96 145H97V144H96ZM106 145H105V147H106ZM108 145H109V144H108ZM114 145H115V144H114ZM145 145H146V144H145ZM145 145H144V146H145ZM150 145H151V144H150ZM157 145H158V144H157ZM188 145H189V144H188ZM204 145H206V143H204ZM204 145H203V146H204ZM225 145H226V144H225ZM225 145H224V146H225ZM239 145H240V144H239ZM239 145H236V146H239ZM243 145H244V144H243ZM27 146H29V145H27ZM27 146H26V147H27ZM36 146H37V145H36ZM69 146H71V145H69ZM75 146H76V144H75ZM75 146H74V147H75ZM87 146H88V145H87ZM100 146H101V145H100ZM115 146H116V145H115ZM141 146H142V145H141ZM147 146H148V145H147ZM147 146H146V147H147ZM154 146H155V144H154ZM162 146H161V147H162ZM171 146H173V145H171ZM207 146H209V145H207ZM230 146H232V145H230ZM233 146H234V145H233ZM241 146H242V145H241ZM249 146H250V145H248L247 147H249ZM17 147H18V146H17ZM60 147H61V146H60ZM62 147H63V146H62ZM64 147H63V150H64ZM76 147H77V146H76ZM149 147H150V146H149ZM167 147H168V146H167ZM188 147H189V146H188ZM211 147H212V146H211ZM211 147H210V149H212ZM218 147H219V146H218ZM225 147H226V146H225ZM234 147H235V146H234ZM242 147L244 148V146H242ZM55 148H56V146H55ZM55 148H54V149H55ZM156 148H157V147H156ZM169 148H170V146H169L167 149H166V148H165V149L168 150ZM171 148H172V147H171ZM193 148H194V147H193ZM261 148H262V147H261ZM67 149H68V147H67L65 150H67ZM70 149H71V148H69V150H70ZM112 149H113V147H112ZM144 149H146V148L144 147ZM152 149H153V148H151L150 151H152ZM165 149H164V150H165ZM172 149H173V148H172ZM172 149H170V150H172ZM206 149H207V148H206ZM216 149H217V148H216ZM216 149H215L214 151H216ZM218 149H219V148H218ZM227 149H228V148H227ZM232 149H233V148H232ZM235 149L238 150L237 148H235ZM246 149H247V148H246ZM263 149H264V148H263ZM27 150H28V149H27ZM37 150H38V149H37ZM69 150H68V151H69ZM107 150H108V149H107ZM110 150H111V149H110ZM110 150H109V151H110ZM116 150H117V149H116ZM156 150H158V149H156ZM159 150L162 151V148L160 149V147H159ZM166 150H165V151H166ZM178 150H180V149H178ZM181 150H182V149H181ZM230 150H231V149H230ZM239 150H240V149H239ZM249 150L252 151V148L249 149ZM2 151H3V150H2ZM68 151H67V152H68ZM70 151H71V150H70ZM74 151L76 152V149H75ZM77 151H78V149H77ZM84 151H85V149H83V152H84ZM105 151H106V150H105ZM112 151H113V150H112ZM120 151H122V150H120ZM144 151L147 152V151H148V147H147V150H144ZM153 151H154V149H153ZM153 151H152V153H153ZM183 151H184V150H183ZM183 151H181V152L184 154ZM220 151H221V150H220ZM220 151L217 150L218 153H219ZM222 151H223V149H222ZM224 151H225V150H224ZM224 151L222 152V154H225ZM226 151H227V150H226ZM243 151H244V153H245V150H244V149H243ZM258 151H260V149H259ZM59 152H60V151H59ZM65 152H66V151H65ZM71 152H72V151H71ZM83 152H82V153H83ZM87 152H88V151H87ZM89 152H90V151H89ZM122 152H124V151H122ZM136 152H137V151H136ZM168 152H169V151H168ZM178 152H179V151H178ZM201 152H202V151H201ZM212 152H213V151H212ZM231 152H232V151H231ZM238 152H239V151H238ZM248 152H249V151H248ZM45 153H46V152H45ZM60 153H61V152H60ZM84 153H85V152H84ZM120 153H121V152H120ZM120 153H119V154H120ZM138 153H140V152L138 151ZM149 153H150V155H152L151 152H149ZM206 153H207V152H206ZM209 153H210V152H209ZM213 153H215V154L218 155V153H216V152H213ZM213 153H212V154H213ZM229 153H230V152H229ZM250 153H251V152H250ZM250 153H248V154H250ZM6 154H7V153H6ZM24 154H25V153H24ZM32 154H33V153H32ZM47 154H48V152H47ZM62 154H64V153H62ZM75 154H76V153H75ZM125 154H126V153H125ZM175 154H176V153H175ZM180 154H181V153H180ZM210 154H211V153H210ZM232 154H233V153H232ZM232 154H231V155H232ZM237 154H238V153H237ZM245 154H246V153H245ZM248 154H247V155H244V156H245V157H246V156H249ZM251 154H252V153H251ZM255 154H256V153H255ZM8 155H9V154H8ZM27 155H29V153H28ZM27 155H26V156H27ZM73 155H74V154H73ZM77 155H78V154H77ZM90 155H91V152H90ZM110 155H111V154H110ZM132 155H133V154H132ZM142 155H143V154H141L140 156H142ZM153 155H154V154H153ZM170 155H171V154H170ZM195 155H196V154H195ZM217 155H216V156H217ZM226 155H228V154H225V156H226ZM257 155H258V152H257ZM30 156H31V155H30ZM87 156H88V155H87ZM91 156H93V155H91ZM130 156H131V155H130ZM133 156H135V155H133ZM136 156H137V155H136ZM192 156H193V155H192ZM219 156H221V155H219ZM253 156H254V155L252 154V158L254 159L255 156H254V157H253ZM262 156H263V155H262ZM13 157H14V156H13ZM108 157H109V156H108ZM150 157H151V156H149V158H150ZM179 157H180V155H179ZM179 157H177V158H179ZM184 157H185V156H184ZM197 157H198V159L201 161V159L199 158L198 155H197ZM227 157H228V156H227ZM245 157H244V158H245ZM263 157H264V156H263ZM263 157H262V158H263ZM15 158H16V157H15ZM15 158H14V159H15ZM89 158H91V157H89ZM128 158H129V157H128ZM139 158H140V157H139ZM143 158H144V157H143ZM153 158H154V157H153ZM153 158H152V159H153ZM181 158H183V157L181 156ZM185 158H186V157H185ZM191 158H193V157L190 156V159H191ZM195 158H196V156H195ZM211 158H212V157H210V159H211ZM217 158H219V157H217ZM222 158H225V157H223V156L220 157V160H221V161H223ZM228 158H229V157H228ZM242 158H243V157H242ZM247 158H248V157H247ZM247 158H245V159H247ZM249 158H250V157H249ZM249 158H248V159H249ZM255 158H256V157H255ZM14 159H13V160H14ZM16 159H17V158H16ZM56 159H57V158H56ZM96 159H97V158H96ZM123 159H124V158H123ZM133 159H134V158H133ZM150 159H151V158H150ZM187 159H188V158H187ZM213 159H215L214 156H213ZM230 159H231V158H229V160H230ZM250 159H251V158H250ZM250 159H249V161L252 160V159H251V160H250ZM256 159L258 160V157H257ZM256 159H255V160H256ZM260 159H261V158H259V160H260ZM1 160H2V159H1ZM9 160H10V159H9ZM11 160H12V159H11ZM19 160H20V159H19ZM118 160H121V159H118ZM118 160H117V164H118V162H119ZM126 160H128V159H126ZM130 160H131V159H130ZM130 160H128V161H130ZM134 160H135V159H134ZM134 160H132L133 163H134ZM141 160H142V161H145V160H143V159H141ZM153 160H156V159H153ZM153 160H152V161H153ZM157 160H159V159H157ZM160 160H161V159H160ZM160 160H159V161H160ZM167 160H168V159H167ZM178 160H179V159H178ZM231 160H232V159H231ZM231 160H230V163H231ZM235 160H236V159H235ZM241 160L243 161L244 159H240V160H238V161H241ZM262 160H263V159H262ZM262 160H260V161H262ZM78 161H80V160H78ZM78 161H77V162H78ZM90 161H91V160H90ZM132 161H131V162H132ZM136 161H137V160H136ZM136 161H135L134 164H135V165H136V164L138 165V163H136ZM152 161H151V162H152ZM182 161H184V160H182ZM185 161H186V160H185ZM185 161H184V162H185ZM193 161L195 162V160H193ZM200 161H199V162H200ZM204 161H205V160H204ZM213 161H214V160H213ZM226 161H227V160H226ZM226 161H224V162H226ZM236 161H237V160H236ZM236 161H235V162H236ZM242 161H241V162H242ZM27 162H30V161H27ZM48 162H50V161H48ZM86 162H87V161H86ZM120 162H121V161H120ZM140 162H141V161H140ZM153 162H155V161H153ZM153 162H152V163H153ZM173 162H175V159H174V158H173ZM173 162H172V164H173ZM176 162H177V160H176ZM176 162H175V163H176ZM217 162H218V161H215V163H217ZM235 162H234V165L236 166V163H235ZM252 162H254V161H252ZM255 162H256V161H255ZM13 163H14V162H13ZM56 163H57V162H56ZM56 163H55V164H56ZM81 163H82V161H81ZM81 163H80V164H81ZM83 163H85V162H83ZM90 163H91V162H90ZM115 163H116V161H115ZM122 163H123V162H122ZM125 163L128 164V162H126V161H125ZM141 163H142V162H141ZM144 163H145V162H143V164H144ZM158 163H160V162H158ZM175 163H174V164H175ZM177 163H178V162H177ZM192 163H193V162H192ZM200 163H201V162H200ZM218 163H219V162H218ZM221 163H223V162H221ZM239 163H240V162H238V164H239ZM244 163H245V161H244L243 163H241V164H244ZM246 163H247V161H246ZM246 163H245V165H246ZM259 163H262V162H259ZM259 163H258V164H259ZM11 164H12V162H11ZM28 164H29V163H28ZM76 164H77V163H76ZM86 164H87V163H86ZM119 164L121 165V163H119ZM131 164H132V163H130V166H131ZM145 164H146V163H145ZM174 164H173V165H174ZM183 164H184V163H183ZM185 164H186V163H185ZM187 164H188V163H187ZM194 164H195V163H193L192 165H194ZM202 164H203V163H202ZM251 164H252V163H251ZM2 165H5V164H2ZM60 165H61V164H60ZM120 165H119V166H120ZM141 165H142V164H141ZM153 165H154V163H153ZM162 165H163V162H162ZM175 165L177 166V164H175ZM178 165H179V164H178ZM181 165H182V164H181ZM224 165H225V163H224ZM229 165H230V166H233V164H232V165L229 164ZM229 165H228V166H229ZM248 165H250L249 162H248ZM252 165L255 166L254 163H253ZM252 165H251V166H252ZM260 165H261V164H260ZM6 166H7V165H6ZM6 166H5V167H6ZM30 166H31V164H30ZM87 166H88V164H87ZM119 166H117V167L115 168V171H116V169H117ZM154 166H155V165H154ZM157 166H158V165H157ZM170 166H171V165H170ZM184 166H185V165H184ZM190 166H191V164H190ZM190 166H189V167H190ZM194 166H195V165H194ZM198 166H199V165H198ZM198 166H197V168H198ZM217 166H218V165H217ZM240 166H241V165H240ZM251 166H250V167H251ZM256 166H257V165H256ZM262 166H263V164H262ZM262 166H261V167H262ZM1 167H2V166H1ZM3 167H4V166H3ZM10 167H11V169L13 168L12 166H10ZM32 167H33V165H32ZM54 167H55V166H53V168H54ZM79 167H80V165H79ZM88 167H89V166H88ZM93 167H94V166H93ZM112 167H113V166H112ZM123 167H124V165H123ZM125 167H126V166H125ZM133 167H134V166L132 165V168H133ZM140 167H141V166H140ZM160 167H161V165H160ZM162 167H163V166H162ZM172 167H173V166H171V168H172ZM177 167H178V166H177ZM177 167L175 168L176 171H175V169H174L175 172H177V170H178ZM186 167H187V166H186ZM186 167H184V168H186ZM192 167H193V166H192ZM192 167H190V168H192ZM199 167H200V166H199ZM236 167H237V166H236ZM258 167H259V166H258ZM261 167H259V168H261ZM263 167H264V166H263ZM263 167H262V168H263ZM15 168H16V167H15ZM15 168H14V169H15ZM17 168H18V167H17ZM17 168H16V169H17ZM27 168H28V166H27ZM64 168H66V167H64ZM68 168H69V166H68ZM84 168H85V167H84ZM108 168H109V167H108ZM121 168H122V167H121ZM128 168H129V167H128ZM130 168H131V167H130ZM132 168H131V170H132ZM134 168H137V166L134 167ZM145 168H146V167H145ZM145 168H144V169H145ZM158 168H159V167H158ZM171 168H170V169H171ZM187 168H188V167H187ZM195 168H196V167H195ZM242 168H243V167H242ZM0 169H1V168H0ZM14 169H13V170H14ZM60 169H61V167H60ZM82 169H83V168H82ZM126 169H127V168H126ZM126 169H125V170H126ZM160 169H163V168H160ZM179 169H180V165H179ZM215 169H217V168H215ZM248 169H249V167H248ZM253 169H254V168H253ZM5 170H6V169H5ZM31 170H32V169H31ZM33 170H34V169H33ZM92 170L94 171V169H92ZM117 170H118V169H117ZM119 170H120V169H119ZM131 170H129V172H130ZM135 170H136V169H135ZM135 170H134V171H135ZM138 170L140 171V169H138ZM146 170H147V169H146ZM187 170H188V169H187ZM187 170H186V171H187ZM228 170H230V169H228ZM245 170H246V169H245ZM250 170H251V169H250ZM2 171H3V170H2ZM11 171H12V170H11ZM11 171H10V172H11ZM17 171H20V170H17ZM46 171H47V170H46ZM63 171H65V170H63ZM84 171H86V170L84 169ZM87 171H88V170H87ZM93 171H92V172H93ZM96 171H97V170H96ZM122 171H124V169H123ZM142 171H143V170H142ZM151 171H152V170H151ZM188 171H189V170H188ZM188 171H187V172H188ZM190 171H192V170H190ZM190 171H189V172H190ZM194 171H196V170H194ZM197 171H198V170H197ZM203 171H204V170H203ZM233 171H234V170H233ZM239 171H240V170H239ZM239 171H238V172H239ZM22 172H23V171H22ZM28 172H30L29 169H28ZM37 172H38V171H37ZM57 172H59V170H58ZM60 172H62V171H60ZM66 172H67V170H66ZM68 172H69V170H68ZM90 172H91V171H90ZM90 172H89V173H90ZM94 172H95V171H94ZM102 172H104V171H102ZM112 172H113V171H112ZM116 172L119 173V171H116ZM120 172H121V170H120ZM127 172H128V169H127ZM127 172L125 171V173H127ZM135 172H136V171H135ZM135 172H134V173H135ZM137 172H138V171H137ZM137 172H136V173H137ZM179 172H181V171H179ZM183 172H185V171H183ZM222 172H223V171H222ZM228 172H229V171H228ZM242 172H243V171H242ZM252 172H255V169H254V171H252ZM25 173H26V172H25ZM38 173H39V172H38ZM40 173H41V172H40ZM53 173H54V172H53ZM63 173H64V172H62V174H63ZM86 173H87V172H86ZM86 173H85V174H86ZM121 173H123V172H121ZM121 173H120V174H121ZM125 173H123V174H125ZM131 173H133V172H131ZM142 173H143V172H142ZM171 173H173V172H171ZM177 173H178V172H177ZM185 173H186V172H185ZM191 173H193V172H191ZM199 173H201V172H199ZM199 173H198V174H199ZM230 173H231V171H230ZM246 173H247V172H246ZM261 173H263V172H261ZM261 173H260V174H261ZM11 174H12V172H11ZM14 174H15V173H14ZM64 174H65V173H64ZM64 174H63V175H64ZM101 174L103 175V173H100V175H101ZM115 174H117V173H115ZM115 174H114V176L116 177ZM123 174H122V175H123ZM140 174H141V173H140ZM140 174L138 175L139 178H140ZM146 174H147V172H146ZM168 174H169V173H168ZM196 174H197V172H196ZM196 174H195V175H196ZM198 174H197V176H196L197 178L200 176V175H198ZM221 174H222V173H221ZM226 174H227V173H226ZM243 174H244V173H243ZM1 175H2V174H1ZM30 175H31V174H30ZM34 175H35V174L33 173V176H34ZM37 175H38V174H37ZM66 175H68V173H67ZM66 175H65V176H66ZM77 175H78V174H77ZM90 175H91V174H90ZM118 175H119V174H118ZM135 175H136V174H134V176H132V175H131V176H132L133 178H135ZM141 175H142V174H141ZM170 175H172V174H170ZM175 175H176V174H175ZM177 175H178V174H177ZM180 175H183V174L180 173ZM186 175H187V174H186ZM223 175H224V174H223ZM229 175H230V174H229ZM263 175H264V173H263ZM10 176H11V175H10ZM31 176H32V175H31ZM35 176H36V175H35ZM35 176H34V177H35ZM38 176H41V175H38ZM38 176H37V177H38ZM75 176H76V175H75ZM88 176H89V174H88ZM95 176H96V175H95ZM98 176H99V173H98ZM124 176H125V175H124ZM127 176H128V175H127ZM136 176H137V175H136ZM138 176H137V179H139ZM146 176H147V175H146ZM184 176H185V174H184ZM187 176H189V175H187ZM190 176H192V175H190ZM193 176H194V175H193ZM193 176H192V177H193ZM261 176H262V174H261ZM37 177H36L35 179L38 180L39 177H38V178H37ZM67 177H68V176H67ZM77 177H78V176H77ZM85 177H86V176H85ZM93 177H94V176H93ZM101 177H102V176H101ZM101 177H98V178H101ZM103 177H104V175H103ZM110 177L113 178L112 176H110ZM110 177H107V179L110 178ZM118 177H119V176H118ZM121 177L125 179V177H123V176H121ZM132 177H131V178H132ZM142 177H144V176L142 175ZM156 177H157V175H156ZM159 177H161V175H160ZM171 177H174V176H171ZM175 177H177V176H175ZM175 177H174V178H175ZM192 177H191V179H192ZM196 177H195V180H197ZM13 178H14V177H12V179H13ZM40 178H41V177H40ZM56 178H58V177H56ZM62 178H63V177H62ZM64 178H65V177H64ZM70 178H71V176H70ZM70 178H68V179H70ZM83 178H84V177H83ZM83 178H82V179H83ZM91 178H92V177H91ZM96 178H97V176H96ZM96 178H95V180H96ZM104 178H105V177H104ZM122 178L119 177L118 180L121 181ZM128 178H129V177H128ZM128 178H126V179L128 180ZM131 178H130V179H131ZM144 178H145V177H144ZM144 178H143V179H144ZM152 178H154V177L152 176ZM152 178H151V180H152ZM174 178H172V179H174ZM181 178H182V176H181ZM181 178L179 177V179H181ZM185 178H186V177H185ZM187 178H188V177H187ZM199 178H200V177H199ZM220 178H221V177H220ZM262 178H264V176H263ZM20 179H21V177H20ZM20 179H18V180L21 181ZM28 179H31V178H28ZM33 179H34V178H32V180H33ZM58 179H60V178H58ZM68 179H67V181H68ZM72 179H73V178H72ZM76 179H77V178H76ZM76 179H75V180H76ZM116 179H117V178H116ZM116 179H115V180H116ZM130 179L128 180V183L130 182ZM137 179H136V181H137ZM207 179H209V178H207ZM1 180H2V179H1ZM15 180H17V179L15 178ZM37 180H35V181H37ZM40 180H41V179H40ZM47 180H48V179H47ZM49 180H50V179H49ZM60 180H61V179H60ZM100 180H101V179H100ZM105 180H106V179H104V181H105ZM109 180H110V179H109ZM115 180H113V181H115ZM118 180H117V181H118ZM139 180H141V179H139ZM139 180H138V181H139ZM144 180H145V179H144ZM144 180H142V181L145 182ZM155 180H156V178H155ZM159 180H161V178H159ZM168 180H170V177H169ZM176 180H178V179H176ZM186 180H187V179H186ZM186 180H185V182H187ZM189 180H190V179H189ZM192 180H193V179H192ZM205 180H206V179H205ZM226 180H227V178H226ZM232 180H233V182H234L235 179H232ZM257 180H259V182H260V179H257ZM263 180H264V179H263ZM8 181H9V180H8ZM28 181H29V180H28ZM33 181H34V180H33ZM45 181H46V180H45ZM64 181H65V180H64ZM106 181H107V180H106ZM122 181H123V180H122ZM122 181H121V182H122ZM142 181H141V182H142ZM152 181H154V180H152ZM152 181H151V182H152ZM178 181H179V180H178ZM193 181H194V180H193ZM255 181H256V180H255ZM261 181H262V180H261ZM4 182H5V181H4ZM23 182L25 183V180H24ZM23 182H22V183H23ZM26 182H27V181H26ZM30 182H31V180H30ZM38 182H40V181L38 180ZM47 182H48V181H47ZM47 182H44V183H47ZM74 182H75V181H74ZM85 182H86V181H85ZM88 182H89V181H88ZM166 182H167V179H166V181H165L164 184H166ZM171 182H174V181H171ZM182 182H184V181H182ZM185 182H184V183H185ZM190 182H191V180H190ZM205 182H206V181H205ZM207 182H210V183H211V181H207ZM213 182H214V181H213ZM228 182H230V181H228ZM245 182H246V180H245ZM6 183H7V182H6ZM10 183H11V181H10ZM18 183L20 184V182H18ZM24 183H23V184H20V185H21V186H24ZM34 183H35V182H34ZM34 183H33V185H34ZM40 183L42 184V182H40ZM70 183H72V182L70 181ZM90 183H91V182H90ZM107 183H110V182L107 181ZM114 183H116V182H114ZM123 183H124V181H123ZM123 183H121V184H123ZM130 183H131V182H130ZM130 183H129V184H130ZM138 183H139V182H138ZM152 183H153V182H152ZM152 183H151V184H152ZM188 183H189V182H188ZM8 184H9V183H8ZM65 184H66V183H65ZM68 184H69V181H68ZM88 184H89V183H88ZM105 184H106V182H105ZM124 184H125V183H124ZM140 184H142V183H140ZM140 184H139V185L134 184V187H136V186H140ZM151 184H149V185L151 186ZM181 184H182V183H181ZM201 184H202V183H201ZM226 184H227V183H226ZM259 184H260V183H259ZM0 185H1V184H0ZM69 185L71 186V184H69ZM111 185H112V184H111ZM115 185H116V184H115ZM115 185H112V187L115 186ZM132 185H133V183H132ZM132 185L130 184V186H129L130 189H131ZM135 185H136V186H135ZM142 185H143V184H142ZM142 185H141V186H142ZM156 185H158V184H156ZM156 185H155V186H156ZM188 185H189V184H188ZM227 185H228V187H229V184H227ZM227 185H225V186H227ZM1 186H2V189H4V188H3V185H1ZM6 186H7V185H6ZM6 186H4V187H6ZM8 186H9V185H8ZM8 186H7V187H8ZM46 186H47V185H46ZM70 186H69V188H70ZM99 186H100V185H99ZM127 186H128V185H127ZM147 186H148V184L146 185V187H147ZM165 186H166V185H165ZM165 186H163V188H164ZM167 186H168V185H167ZM231 186H232V185H231ZM258 186L260 187V185H258ZM25 187H26V186H25ZM38 187H39V186H38ZM42 187H43V186H42ZM50 187H52V186H50ZM91 187H92V186H91ZM134 187H133V188H134ZM148 187H149V186H148ZM151 187H152V186H151ZM151 187H149V188H151ZM160 187L162 188V186H160ZM172 187H173V186H172ZM180 187H181V186H180ZM203 187H204V185H203ZM217 187H218V186H217ZM222 187H224V186H222ZM228 187H227V188H228ZM21 188H22V187H21ZM21 188H20V189H21ZM40 188H41V186H40ZM46 188H47V187H46ZM46 188H45V189H46ZM64 188H65V187H64ZM79 188H80V187H79ZM81 188H82V186H81ZM85 188H86V186H85ZM117 188H118V187H117ZM117 188H115V189H117ZM149 188H147V189H149ZM166 188H167V187H165L164 189H166ZM190 188H191V187L189 186V188H187V189H190ZM199 188L201 189V187H199ZM227 188H226L225 190H227ZM261 188H262V187H261ZM261 188H260V189H261ZM263 188H264V187H263ZM5 189H6V191L9 190V188H8V189L5 188ZM5 189L2 190V191L5 192ZM32 189H33V188H32ZM43 189H44V187H43ZM57 189H58V186H57ZM62 189H63V188H62ZM65 189H66V188H65ZM90 189H91V188H90ZM93 189H95V188H93ZM98 189H100V187H99ZM109 189H110V188H109ZM109 189H108V190H109ZM111 189H112V188H111ZM121 189H122V188H121ZM134 189H135V190H138V189H136V188H134ZM134 189H133V190H134ZM147 189H146V190H147ZM152 189H153V187H152ZM152 189H151V191H152ZM168 189H170V188H168ZM185 189H186V188H185ZM187 189H186L185 191H187ZM202 189H203V188H202ZM221 189H222V188H221ZM16 190H17V188H16ZM23 190H24V189H23ZM23 190H22V191H23ZM27 190H30V189H27ZM80 190H82V189H80ZM88 190H89V189H88ZM101 190H102V189H101ZM177 190L179 191V189H177ZM197 190H198V189H197ZM206 190H207V189H206ZM210 190H212V189H210ZM33 191H34V190H33ZM36 191H37V189H36ZM39 191H40V190H39ZM46 191H47V190H46ZM48 191H49V190H48ZM48 191H47V192H48ZM56 191H57V190H56ZM58 191H59V190H58ZM62 191H63V190H62ZM68 191H70V190H68ZM84 191H85V190H84ZM113 191H114V190H113ZM117 191H118V190H117ZM127 191H128V189H127ZM129 191H130V190H129ZM148 191H149V190H148ZM148 191H147V192H148ZM156 191H157V190H156ZM160 191H161V190H160ZM185 191H184V192H185ZM193 191H194V190H193ZM212 191H213V190H212ZM214 191H215V190H214ZM216 191H217V190H216ZM262 191H263V190H262ZM9 192H10V191H9ZM15 192H17V191H15ZM26 192H28V191H26ZM29 192H31V191H29ZM29 192H28V193H29ZM72 192H73V191H72ZM75 192H76V191H75ZM81 192H82V191H81ZM85 192H86V191H85ZM85 192H84V193H85ZM90 192H91V191H90ZM97 192H98V190H97ZM101 192H102V191H101ZM107 192H108V191H107ZM122 192H123V191H122ZM125 192H126V191H125ZM125 192H123V193H125ZM135 192H136V191H135ZM135 192H134V193H135ZM139 192H140V191H139ZM165 192H167V191H165ZM173 192H174V191H173ZM184 192H183V193H184ZM199 192H200V191H198V193H199ZM204 192H205V191H204ZM209 192H210V191H209ZM218 192H219V191L216 192L217 194H216V196H215V197H217V200H218V196H217V195H218ZM223 192H224V191H223ZM2 193H3V192H2ZM6 193H7V192H6ZM12 193H13V192H12ZM12 193H11V194H12ZM21 193H22V192H21ZM31 193H32V192H31ZM31 193H30V195H31ZM44 193H45V192H44ZM50 193H51V192H50ZM55 193H56V192H55ZM59 193H60V192H59ZM70 193H71V192H70ZM113 193H115V192H113ZM118 193H119V192H118ZM143 193H144V192H143ZM148 193H149V192H148ZM151 193H152V192H151ZM161 193H162V191H161ZM170 193H171V192H170ZM183 193H182V191H181V194H183ZM190 193H191V192H190ZM219 193H220V192H219ZM65 194H66V193H65ZM65 194H64V195H65ZM67 194H68V193H67ZM67 194H66V195H67ZM73 194H74V192H73ZM120 194H121V193H120ZM131 194H132V193H131ZM131 194H130V195H131ZM137 194H138V192H137ZM163 194H164V193H163ZM168 194H169V193H167V195H168ZM195 194H197V191L195 192ZM199 194H200V193H199ZM203 194H204V193H203ZM206 194H209V193H206ZM212 194L214 195L215 193H211V196H212ZM1 195H2V194H1ZM3 195H4V194H3ZM7 195H8V193L6 194V196H7ZM9 195H10V194H9ZM12 195H14V194H12ZM32 195H34V194H32ZM45 195L48 196V194H45ZM45 195H44V196H45ZM49 195H50V194H49ZM64 195H63V196H64ZM74 195H75V194H74ZM93 195H94V194H93ZM107 195H108V194H107ZM115 195H117V194H115ZM123 195H124V194H123ZM130 195L128 194L127 196H130ZM138 195H139V194H138ZM150 195H152V194H150ZM153 195H154V194H153ZM155 195H156V194H155ZM165 195H166V194H165ZM169 195H170V194H169ZM169 195H168V196H169ZM185 195L187 196V194H185ZM192 195H193V197H195L194 194L191 193L190 196H192ZM220 195H221V194H220ZM223 195H224V197H225V193H224ZM239 195H240V194H239ZM262 195H263V194H262ZM10 196H11V195H10ZM16 196H17V195H16ZM35 196H36V195H35ZM55 196H56V195H55ZM131 196H132V195H131ZM133 196H134V195H133ZM143 196H144V195H143ZM177 196H178V195H177ZM186 196H185V198H187ZM198 196H199V195H198ZM198 196H196V198H198ZM206 196H207V195H206ZM227 196H228V195H227ZM251 196H252V195H251ZM4 197H5V195H4ZM12 197H13V196H12ZM24 197H25V196H24ZM24 197H23V198H24ZM27 197H28V196H27ZM36 197L40 198L38 195H37ZM36 197H35V198H36ZM42 197H43V196H42ZM42 197H41L40 199H42ZM56 197H58V195H57ZM69 197H70V196H69ZM73 197H74V196H73ZM91 197H93V196H91ZM114 197H115V196H114ZM117 197H119V196H117ZM150 197H151V196H150ZM152 197H153V196H152ZM152 197H151V198H152ZM154 197H155V196H154ZM178 197H179V196H178ZM181 197H182V196H181ZM201 197H202V195H201ZM203 197H204V196H203ZM215 197H211V199L214 198V199L216 200ZM222 197H223V196H222ZM233 197H234V196L232 195V196L229 197V198H231L230 200H232V201L234 202ZM0 198H2V197H0ZM5 198H6V197H5ZM30 198H31V196H30ZM46 198H47V197H46ZM60 198H61V197H60ZM88 198L90 199V197H88ZM112 198H113V197H112ZM121 198H123V197L121 196ZM129 198H130V197H129ZM136 198H137V196H136ZM136 198H135V199H136ZM139 198H140V197H139ZM157 198H158V197H157ZM179 198H180V197H179ZM183 198H184V195H183L182 199H183ZM225 198H226V197H225ZM225 198H224V200H225ZM17 199H18V198H17ZM17 199H16V200H17ZM21 199H22V198H21ZM47 199H48V198H47ZM51 199H52V198H51ZM51 199L49 198V200H51ZM58 199H59V198H57V200H58ZM61 199H62V198H61ZM63 199H65V198H63ZM91 199H92V198H91ZM117 199H118V198H117ZM135 199H134V202L136 203V200H135ZM219 199H220V198H219ZM12 200H13V199H12ZM16 200H15V201H16ZM29 200L32 201L31 199H29ZM34 200H35V199H34ZM45 200H46V199H45ZM45 200L42 199V201H45ZM49 200H48V201H49ZM74 200H78V199L75 198ZM80 200H81V199H80ZM80 200H79V201H80ZM87 200H88V199H87ZM95 200H96V199H95ZM97 200H99V199H97ZM113 200H114V199H113ZM122 200H123V199H122ZM125 200H127V199H125ZM125 200H124V201H125ZM147 200H148V199H147ZM150 200H151V199H150ZM150 200L148 201V204H147V205H149V203H150V204L152 203V202H150ZM155 200H156V198H155ZM173 200H175V198H174ZM179 200H181V199H179ZM193 200H194V198H193ZM206 200H207V199H206ZM212 200H213V199H212ZM217 200H216V201H217ZM226 200L228 201V199H226ZM230 200H229V201H230ZM3 201H4V199L2 200V202H3ZM17 201H18V200H17ZM19 201H20V200H19ZM24 201H25V200L23 199L22 202H24ZM39 201H40V200H39ZM42 201H41V202H42ZM58 201H60V200H58ZM63 201H64V200H63ZM84 201H86V200H84ZM92 201H94V200L92 199ZM114 201H115V200H114ZM117 201H118V200H117ZM117 201H116V202H117ZM130 201H132V198H131ZM130 201H129V202H130ZM137 201H138V200H137ZM175 201H176V202L178 201V200H177V197H176V200H175ZM182 201H183V200H182ZM182 201H181V203H182ZM194 201H195V200H194ZM203 201H204V200H202V202H203ZM213 201H214V200H213ZM218 201H219V200H218ZM229 201H228V202H229ZM232 201H231V202H232ZM7 202H8V201H7ZM22 202H20V203H22ZM34 202H35V201H34ZM51 202H52V201H51ZM61 202H62V201H60V203H61ZM69 202H70V201H69ZM71 202H72V201H71ZM80 202L82 203L83 201H80ZM88 202H89V201H86V203H88ZM90 202H91V201H90ZM103 202H104V201H103ZM105 202H106V200H105ZM107 202H108V201H107ZM126 202H127V201H126ZM138 202H139V201H138ZM144 202H145V201H144ZM191 202H192V201H191ZM200 202H201V200H200ZM209 202H211V200H210ZM219 202H221V200H220ZM231 202H230V203H231ZM238 202H239V201H238ZM261 202H262V201H261ZM18 203H19V202H18ZM26 203H27V202H26ZM28 203H29V201H28ZM35 203H36V202H35ZM35 203H34V204H35ZM57 203H58V202H57ZM91 203H93V202H91ZM97 203H98V202H97ZM97 203H95V204L97 205ZM114 203H115V202H114ZM131 203H132V202H131ZM135 203H133V204H135ZM156 203H157V201H156ZM185 203H186V202H185ZM195 203H196V202H195ZM204 203H206V202H204ZM214 203H216V202H214ZM222 203H223V202H222ZM225 203H226V202H225ZM235 203H236V202H235ZM235 203H233L234 206H235ZM10 204H11V203H10ZM12 204H13V203H12ZM12 204H11V206H12ZM16 204H17V203H16ZM22 204H24V203H22ZM32 204H33V203H32ZM111 204H112V203H111ZM115 204H116V203H115ZM124 204H125V203H124ZM126 204H129V203H126ZM140 204H141V203H140ZM142 204H143V203H142ZM142 204H141V205H142ZM167 204H168V203H167ZM167 204H166V205H167ZM219 204H220V203H219ZM228 204H229V203H228ZM236 204H238V203H236ZM19 205H21V204H18V206H19ZM60 205H61V204H60ZM63 205H64V203H63ZM77 205H78V202H77ZM89 205H90V204H89ZM91 205H92V204H91ZM113 205H114V204H113ZM119 205H120L121 207L123 206L122 203H120ZM141 205H140V206H141ZM147 205H146V206H147ZM151 205H152V204H151ZM179 205H180V203H179ZM179 205H174V207H175V206H179ZM196 205H197V204H196ZM198 205H200V204H198ZM198 205H197V206H198ZM201 205H202V204H201ZM207 205H209V204H207ZM210 205H211V204H210ZM210 205H209V206H210ZM213 205H214V204H213ZM223 205H224V206H227V204L225 205L224 203H223ZM231 205H232V204H231ZM231 205H230V206H231ZM6 206H7V205H6ZM29 206H31V205H29ZM29 206H28V207H29ZM32 206H33V205H32ZM35 206H36V205H35ZM38 206H39V205H38ZM38 206H36V208H37ZM61 206H62V205H61ZM79 206H80V205H79ZM85 206H86V205H85ZM92 206H93V205H92ZM101 206H102V205H101ZM103 206H104V203H103ZM129 206H130V205H129ZM129 206H128V208H129ZM134 206H135V205H134ZM137 206H138V205H137ZM142 206H145V205H142ZM146 206H145V208H146ZM171 206H172V205H171ZM186 206H187V204H186ZM188 206H189V205H188ZM203 206H204V204H203ZM203 206H201V207L203 208ZM209 206H207V207H209ZM217 206H219V205H217ZM230 206L228 205L227 208H228V207L230 208ZM8 207H10V206H8ZM19 207H22V206H19ZM63 207H64V206H63ZM89 207H90V206H89ZM113 207H114V206H113ZM113 207H112V208H113ZM115 207H116V206H115ZM138 207H139V206H138ZM162 207H164V206H162ZM193 207H194V206H193ZM195 207H196V206H195ZM198 207H199V206H198ZM212 207L214 208V206H212ZM231 207H232V208H231V210H232V209H233V205H232ZM10 208H12V207H10ZM25 208H27V207H25ZM67 208H68V207H67ZM91 208H92V207H91ZM93 208L95 209V211H96V209L98 210L97 207H93ZM93 208H92V209H93ZM118 208H119V207H116L115 209H118ZM124 208H125V206H124ZM131 208H132V206H131ZM131 208H130V209H131ZM133 208H135V207H133ZM133 208H132V209H133ZM141 208H142V207H141ZM145 208H144V210H145ZM149 208H150V210H151V206H150V207L148 206V209H149ZM155 208H156V207H155ZM177 208H178V207H176V210L180 209V208H178V209H177ZM181 208H183V207H181ZM184 208H185V207H184ZM186 208H187V207H186ZM196 208H197V207H196ZM199 208H200V207H199ZM210 208H211V206H210ZM219 208H220V207H219ZM227 208H226V209H227ZM236 208H239V207H236ZM0 209H2V207H0ZM3 209H4V208H3ZM14 209H15V206H14ZM14 209H12V210L14 211ZM38 209H39V208H38ZM65 209H66V207H65ZM65 209H64V211H65ZM70 209H71V208H70ZM85 209H88V208H85ZM94 209H93V210H94ZM121 209H123V208H121ZM130 209H128V210L130 211ZM132 209H131V210H132ZM146 209H147V208H146ZM163 209H164V208H163ZM174 209H175V208H174ZM174 209H173V210H174ZM187 209H188V208H187ZM242 209H243V207H242ZM242 209H241V210H242ZM4 210H5V209H4ZM8 210H11V209H8ZM21 210H22V209H21ZM32 210H33V209H32ZM32 210H31V211H32ZM81 210H82V209H81ZM112 210H114V208H113ZM112 210H111V211H112ZM123 210H124V209H123ZM125 210L128 211L127 209H125ZM154 210H155V209H154ZM165 210H166V209H165ZM199 210H200V209H199ZM209 210H210V209H209ZM218 210H219V209H218ZM218 210H217V211H218ZM223 210H225V209H223ZM229 210H230V209H229ZM236 210H237V209H236ZM258 210H259V209H258ZM0 211H2V210H0ZM35 211H36V209H35ZM35 211H34V212H35ZM64 211H62V212H64ZM73 211H74V210H73ZM79 211H80V210H78V212H79ZM100 211H101V210H100ZM100 211H99V212H100ZM148 211H149V210H148ZM152 211H153V210H152ZM152 211H151V212H152ZM168 211H169V210H168ZM168 211H167V212H168ZM180 211H181V209H180ZM183 211H187V210H184V209H183ZM183 211H182V212H183ZM188 211H190V210H188ZM188 211H187V212H188ZM191 211H192V210H191ZM191 211H190V213H188L189 215L191 214ZM195 211H196V210H194V212H195ZM206 211H207V210H206ZM225 211H226V210H225ZM232 211H233V210H232ZM234 211H235V210H234ZM234 211H233V212H234ZM237 211H238V210H237ZM237 211H235V212L237 213ZM247 211H248V210H247ZM3 212H4V211H3ZM26 212H27V211H26ZM32 212H33V211H32ZM34 212H33V213H34ZM38 212H39V211H38ZM51 212H52V211H51ZM62 212L57 213V214H61ZM74 212H75V211H74ZM86 212H87V210H86ZM86 212H85V213H86ZM101 212H102V211H101ZM124 212H125V211H124ZM145 212L148 214L147 211H145ZM145 212H142V213L145 214ZM149 212H150V211H149ZM153 212H154V211H153ZM155 212H156V211H155ZM159 212H160V210H159ZM177 212H178V211H177ZM213 212H214V210H213ZM213 212H212V213H213ZM218 212H219V211H218ZM218 212H217V213H218ZM220 212H221V211H220ZM228 212H229V211H228ZM242 212H243V211H242ZM242 212H241V213H242ZM258 212H260V211H258ZM1 213H2V212H1ZM8 213H10V212H8ZM16 213H17V212H16ZM16 213H15V215H16ZM39 213H40V212H39ZM55 213H56V212H55ZM65 213H67V211H65ZM116 213H117V211H116ZM127 213H128V212H127ZM198 213H199V212H198ZM205 213H206V212H205ZM223 213H224V211H223ZM236 213H235V214H236ZM245 213H246V212H245ZM245 213H244V214H245ZM247 213H248V212H247ZM3 214H5V213H3ZM11 214H12V213H11ZM11 214H10V215H11ZM35 214H36V212H35ZM67 214L70 215V213H67ZM72 214H73V212H72ZM94 214H96V213H94ZM121 214H122V213H121ZM149 214H150V213H149ZM165 214H167L166 211H165ZM169 214H171V213H169ZM185 214H186V213H184L183 215H185ZM213 214H214V213H213ZM213 214H212L211 216H213ZM54 215H55V214H54ZM101 215H102V214H101ZM101 215H100V216H101ZM123 215H124V213H123ZM133 215H134V214H133ZM135 215H136V214H135ZM135 215H134V216H135ZM154 215H155V213H154ZM154 215H152V217H154ZM181 215H182V214H181ZM181 215H180V216H181ZM193 215H194V214H193ZM231 215H232V214H230V216H231ZM239 215H240V214H239ZM242 215H243V214H242ZM248 215H249V214H248ZM248 215H247V216H248ZM5 216H6V215H5ZM16 216H17V215H16ZM16 216H14V217H16ZM36 216H37V215H36ZM36 216H35V217H36ZM57 216H58V215H57ZM59 216H61V215H59ZM92 216H93V215H92ZM103 216H105V214H104ZM103 216H102V217H103ZM125 216H126V214H125ZM143 216H145V215H143ZM147 216H148V215H147ZM147 216H146V217H147ZM164 216H165V215H164ZM169 216H170V215H169ZM187 216H188V215H187ZM187 216H186V217H187ZM196 216H197V215H196ZM215 216H216V214H215ZM235 216H236V215H235ZM255 216H256V215H255ZM0 217H1V216H0ZM6 217H7V216H6ZM6 217H5V221L7 220ZM8 217H10V216L8 215ZM12 217H13V216H12ZM12 217H11V218H12ZM39 217H40V216H39ZM39 217H38V218H39ZM43 217L45 218L46 216H43ZM53 217H55V216H53ZM53 217H52V218H53ZM90 217H91V216H90ZM114 217H115V216H114ZM121 217H122V216H121ZM135 217H136V216H135ZM155 217L158 219L157 216H155ZM155 217H154V218H155ZM162 217H163V216H162ZM171 217H173V216L171 215ZM171 217H169V218H171ZM191 217H192V216H191ZM191 217H190V218H191ZM197 217H199V216H197ZM205 217H206V216H205ZM233 217H234V216H233ZM233 217L231 216L230 218H233ZM242 217H243V216H242ZM70 218H71V217H70ZM72 218H73V217H72ZM105 218H106V217H105ZM117 218H120V216H119V217L117 216ZM133 218H134V217H133ZM147 218H148V217H147ZM156 218H155V219H156ZM165 218H167V217H165ZM165 218H163V219H165ZM182 218H183V217L181 216V219H180V220H182ZM206 218H207V217H206ZM206 218H205V220H206ZM214 218H215V217H213V219H214ZM221 218H222V217H221ZM225 218H226V217H225ZM243 218H244V217H243ZM261 218H262V217H261ZM0 219H1V218H0ZM8 219H9V218H8ZM12 219H13V218H12ZM14 219H15V218H14ZM39 219H40V218H39ZM39 219H38V220H39ZM49 219H50V218H49ZM54 219H55V218H54ZM68 219H69V218H68ZM68 219H67V221H68ZM114 219H115V220H114ZM121 219H122V218H121ZM121 219H120V221H121ZM135 219H136V218H135ZM150 219H151V218H150ZM159 219H160V217H159ZM167 219H168V218H167ZM178 219H179V218H178ZM183 219H184V218H183ZM191 219H192V218H191ZM209 219H210V218H207V220H209ZM262 219H264V217H263ZM36 220H37V219H34V221H36ZM51 220H52V219H51ZM56 220H57V219H56ZM113 220L116 221L117 219H116V218H113ZM113 220H112V221H113ZM118 220H119V219H118ZM124 220H125V219H124ZM132 220H134V219H132ZM152 220H153V219H152ZM186 220H187V219H186ZM198 220H199V219H198ZM210 220H212V219H210ZM246 220H248V219H246ZM2 221H3V220H2ZM5 221H4V223L7 222V221H6V222H5ZM9 221H10V220H9ZM9 221H8V222H9ZM14 221H15V220H14ZM44 221H46V220H44ZM95 221H97V219H95ZM102 221H103V220H102ZM105 221H106V220H105ZM134 221H135V220H134ZM144 221H145V217H144ZM144 221H141V222L144 224ZM147 221H148V219H147ZM153 221H154V220H153ZM159 221H160V220H159ZM164 221H165V220H164ZM164 221H162V223H163ZM168 221H169V220H168ZM184 221H185V219H184ZM216 221H217V220H216ZM10 222H11V221H10ZM40 222H41V220H40ZM56 222H57V221H56ZM60 222H61V221H60ZM106 222H108V220H107ZM110 222H111V220H110ZM149 222H150V221H149ZM157 222H158V220H157ZM157 222L155 221L154 223H151V224H154V225H155V223H157ZM173 222H174V221H173ZM175 222H176V221H175ZM181 222H182V221H181ZM190 222H191V221H190ZM190 222H189V223H190ZM205 222H206V221H205ZM214 222H215V220H214ZM217 222H218V221H217ZM219 222H220L219 224H222L221 221H219ZM2 223H3V222H2ZM33 223H35V222H33ZM65 223H67V222H65ZM68 223H69V222H68ZM95 223H96V222H95ZM102 223H105V222H102ZM111 223H112V222H111ZM111 223H110V224H111ZM114 223H115V222H114ZM114 223H113V224H114ZM185 223H187V222H185ZM223 223H224V222H223ZM227 223H228V221H227ZM227 223H226V224H227ZM11 224H12V223H11ZM11 224H10V228H11V227L13 228L14 225L11 226ZM30 224H31V223H30ZM35 224H39V223L36 222ZM58 224H59V223H58ZM61 224H62V223H61ZM61 224H60V225H61ZM80 224H81V223H80ZM106 224H107L108 227H109L110 224H108V223H106ZM118 224H119V223H118ZM143 224H142V225H143ZM146 224H147V223H146ZM146 224H144V225H146ZM149 224H150V223H149ZM151 224H150V226H151ZM157 224H160V222L157 223ZM165 224H166V223H165ZM170 224H171V221H170ZM175 224H177V222H176ZM181 224H182V223H181ZM187 224H188V223H187ZM196 224H197V223H196ZM201 224H202V221H201ZM203 224H205V223H203ZM5 225H6V224H5ZM45 225H47V224L45 223ZM49 225L52 226V224H49ZM55 225H56V224H55ZM55 225H53V226H55ZM60 225H59V226H60ZM64 225H65V224H64ZM71 225H72V224H71ZM96 225H97V224H96ZM99 225H100V223H99ZM99 225H98V226H99ZM104 225H105V224H104ZM144 225H143V228L145 227ZM163 225H164V223H163ZM171 225H172V224H171ZM182 225H183V224H182ZM215 225H216V223H215ZM231 225H232V224H231ZM235 225H237V224H235ZM0 226H1V225H0ZM3 226H4V224H3ZM43 226H44V225H43ZM61 226H62V225H61ZM77 226H78V225H77ZM100 226H101V225H100ZM100 226H99V227H100ZM111 226H115V227H116V225H111ZM131 226H132V225H131ZM133 226H134V225H133ZM135 226H136V225H135ZM140 226H141V225H140ZM146 226H147V225H146ZM158 226H159V225H158ZM168 226H169V224H168ZM173 226H174V223H173ZM175 226H176V225H175ZM185 226H186V224H185ZM187 226H188V225H187ZM198 226H199V225H198ZM204 226H205V225H204ZM28 227H29V226L26 227V230L28 229ZM36 227H37V226H36ZM56 227H57V225H56ZM85 227H86V226H85ZM91 227H92V226H91ZM91 227H89V228H91ZM96 227H97V226H96ZM105 227H107V226H105ZM105 227H102V228H105ZM115 227H114V229H115ZM148 227H149V226H148ZM148 227H146V228H148ZM154 227H155V226H153V228H154ZM176 227H177V226H176ZM190 227H191V225H190ZM190 227H189V228H190ZM194 227H195V225H194ZM202 227H203V226H202ZM202 227L200 226V228H202ZM207 227H210V226H207ZM223 227H226V226H224V224H223ZM237 227L239 228V226H237ZM256 227H257V226H256ZM4 228H5V227H4ZM6 228H7V229H6ZM6 228H5V230H9L8 227H7V225H6ZM12 228H11V229H12ZM16 228H17V227H16ZM29 228H30V227H29ZM31 228H32V227H31ZM34 228H35V226H34ZM54 228H55V227H54ZM112 228H113V227H112ZM129 228H130V227H129ZM159 228H160V227H159ZM173 228H175V227H173ZM182 228H183V227H182ZM195 228H197V227H195ZM200 228H199V231H200ZM220 228H221V227H220ZM220 228H219V229H220ZM231 228H232V226H231ZM252 228H253V227H252ZM261 228H262V227H261ZM37 229H38V228H37ZM66 229H67V228H66ZM81 229H82V228H81ZM86 229H87V228H86ZM94 229H97V228H94ZM94 229H93V230H94ZM130 229H131V228H130ZM133 229H134V227H133ZM133 229H131V230H133ZM135 229H136V228H135ZM138 229H139V228H138ZM140 229H141V227H140ZM163 229H164V228H163ZM171 229H172V228H171ZM205 229H206V226H205ZM210 229H211V228H210ZM221 229L223 230V228H221ZM221 229H220V230H221ZM249 229H251V228H249ZM5 230H4V231H5ZM15 230H16V229H15ZM30 230H31V229H30ZM39 230H41L40 227H39ZM39 230H38V231H39ZM83 230H84V229H83ZM100 230H101V229H100ZM103 230H104V232H105V229H103ZM103 230H102V231H103ZM108 230H110V229H108ZM143 230H144V229H143ZM149 230H150V228H149ZM158 230H159V229H158ZM167 230H168V229H166L165 232H167ZM172 230H174V229H172ZM172 230H171V232H169L170 230L168 231L169 234L172 233ZM191 230H192V229H191ZM201 230H202V229H201ZM212 230H213V229H212ZM215 230H216V229H215ZM215 230H214V231H215ZM226 230H228V229L225 228V231H226ZM231 230H232V229H231ZM236 230H237V229H236ZM253 230H254V229H253ZM255 230L257 231V228H256ZM263 230H264V229H263ZM41 231H42V230H41ZM71 231H72V230H71ZM75 231H76V230H75ZM75 231H74V232H75ZM77 231H78V230H77ZM88 231L91 233L90 230H88ZM102 231H99V232H102ZM106 231H107V229H106ZM111 231H113V230H111ZM146 231H148V230H146ZM151 231H152V230H151ZM155 231H156V230H155ZM183 231H184V230H183ZM189 231H190V230H189ZM204 231H205V230H204ZM5 232H6V231H5ZM17 232H18V231H17ZM29 232H30V231H29ZM32 232H34L33 229H32ZM43 232H45V231H43ZM43 232H42V233H43ZM57 232H58V231H57ZM80 232H81V231H80ZM108 232H109V231H108ZM139 232H140V231H139ZM160 232H161V231H160ZM162 232H163V231H162ZM165 232H164V233H165ZM180 232H181V230H180ZM209 232H210V231H209ZM227 232H228V231H227ZM227 232H225V234H226ZM238 232H239V231H238ZM238 232H237L236 235L239 234ZM247 232H248V231H247ZM247 232H246V233H247ZM249 232H250V231H249ZM257 232H259V230H258ZM260 232H261V231H260ZM260 232H259V234H260ZM262 232H263V231H262ZM262 232H261V233H262ZM25 233H28V232L25 231ZM39 233H40V231L37 232V234H39ZM90 233H89V234H90ZM129 233H130V231H129ZM135 233H137V230H136ZM148 233H149V232H148ZM157 233H158V235H160V234H159V231H158ZM184 233H185V232H184ZM184 233H183V234H184ZM187 233H188V232H187ZM197 233H198V232H197ZM205 233H206V232H205ZM215 233H216V232H215ZM229 233H230V232H229ZM242 233H243V232H242ZM255 233H256V232H255ZM263 233H264V232H263ZM1 234H2V233H1ZM13 234H15L14 231H13ZM20 234H22V233H20ZM28 234H30V233H28ZM68 234L70 235V232H69ZM76 234H77V233H76ZM87 234H88V233H87ZM93 234H94V232H93ZM93 234H91V235L93 236ZM97 234H98V233H97ZM102 234H103V233H102ZM104 234H105V233H104ZM107 234H108V233H107ZM107 234H106V235H107ZM132 234H133V233H132ZM139 234H140V233H139ZM141 234H142V233H141ZM145 234H146V233H145ZM152 234H153V233H152ZM152 234H151V235H152ZM154 234H155V233H154ZM162 234H163V233H162ZM181 234H182V233H181ZM185 234H186V233H185ZM195 234H196V233H195ZM206 234H207V233H206ZM209 234H210V233H209ZM231 234H232V233H231ZM234 234H235V233H234ZM240 234H241V233H240ZM249 234H250V233H249ZM3 235H4V233H3ZM7 235H8V234H7ZM10 235H11V234H10ZM15 235H16V234H15ZM15 235H14V236H15ZM40 235H41V234H40ZM43 235H44V234H43ZM98 235H99V234H98ZM100 235H101V234H100ZM108 235H110V234H108ZM111 235H112V234H111ZM135 235H136L135 237L139 236V235H137V234H135ZM143 235H144V233H143ZM163 235H164V234H163ZM186 235H187V234H186ZM188 235H189V234H188ZM191 235H192V234H191ZM201 235H202V234H201ZM204 235H205V234H204ZM211 235H213V234H211ZM246 235L248 236V234H246ZM18 236H19V235H18ZM20 236H21V238H23V237H22L23 235H20ZM29 236H31V235H29ZM38 236H39V235H37L36 238H37ZM41 236H42V235H41ZM44 236H45V235H44ZM48 236H49V235H48ZM48 236H47V237H48ZM55 236H56V235H55ZM57 236H58V235H57ZM72 236H73V235H72ZM77 236H78V234H77ZM77 236H76V237H77ZM87 236H88V235H87ZM112 236H113V235H112ZM126 236H127V235H126ZM145 236H147V235H145ZM148 236H150V233H149ZM152 236H153V235H152ZM170 236H171V234H170ZM170 236H168V237H170ZM177 236H179V235H177ZM192 236H193V235H192ZM192 236H191V237H192ZM198 236H199V234H198ZM218 236H219V235H218ZM249 236H250V235H249ZM251 236H255V234L253 233V235H251ZM11 237H12V236H11ZM11 237H10V238H11ZM15 237H16V236H15ZM52 237H53V236H52ZM59 237H60V235H59ZM94 237H95V236H94ZM101 237H102V236H101ZM101 237L97 238V236H96V239L99 240V239H101ZM103 237H104V236H103ZM139 237H140V236H139ZM154 237H155V236H154ZM164 237H165V236H164ZM183 237H184V236H183ZM189 237H190V236H189ZM203 237H204V236H203ZM206 237H207V235L205 236V238H206ZM211 237H212V236H211ZM237 237H238V236H237ZM237 237H236V238H237ZM245 237H246V236H245ZM245 237H244V238H245ZM256 237H257V236H256ZM4 238H5V237H4ZM19 238H20V237H19ZM38 238H39V237H38ZM48 238H50V237H48ZM73 238H74V237H73ZM82 238H83V237H82ZM87 238H88V237H87ZM144 238H145V237H144ZM157 238H158V237H157ZM187 238H188V237H187ZM209 238H210V237H209ZM223 238H224V237H223ZM242 238H243V237H242ZM242 238H241V240H242ZM251 238H252V237H251ZM251 238H249V239H251ZM260 238H262V237H260ZM260 238H259V239H260ZM14 239H15V238H14ZM42 239H43V238H42ZM53 239H54V238H53ZM60 239H61V237H60ZM91 239H92V238H91ZM110 239H111V238H110ZM126 239H127V238H126ZM126 239H125V240H126ZM142 239H143V238H142ZM154 239H155V238H154ZM159 239H160V238H159ZM168 239H169V238H168ZM177 239H178V238H177ZM184 239H186V237H185ZM189 239H190V238H189ZM192 239H193V238H192ZM203 239H204V238H203ZM211 239H212V238H211ZM234 239H235V238H234ZM245 239H246V238H245ZM245 239H244V241H245ZM247 239H248V238H247ZM249 239L247 240V242L250 241ZM252 239H253V238H252ZM252 239H251V240H252ZM254 239H255V237H254ZM257 239H258V238H256V240H257ZM9 240H10V239H9ZM11 240H12V239H11ZM24 240H25V238H24ZM66 240H67V239H66ZM66 240H65V241H66ZM70 240H72V239H70ZM84 240H85V239H83V241H84ZM92 240H93V239H92ZM103 240H104V239H103ZM108 240H109V237H108ZM112 240H113V237H112ZM125 240H124V241H125ZM128 240H129V239H127V241H128ZM145 240H146V238H145ZM147 240H148V239H147ZM147 240H146V241H147ZM149 240H150V239H149ZM155 240H157V239H155ZM170 240H171V238L169 239V241H170ZM173 240H174V239H173ZM205 240H206V239H205ZM238 240H240V239H238ZM261 240H262V239H261ZM16 241H17V240H16ZM16 241H15V242H16ZM25 241H26V240H25ZM39 241H40V240H39ZM44 241H46V240H44ZM51 241H52V240H51ZM65 241H64V242H65ZM94 241H95V243H96V240H94ZM99 241H100V240H99ZM138 241H139V239H138ZM142 241H143V240H141V242H142ZM161 241H163V240H161ZM198 241H200V238H199ZM207 241H209V240H207ZM258 241H260V240H258ZM258 241H257V242H258ZM11 242H13V241H11ZM11 242H10V243H11ZM30 242H31V241H30ZM30 242H29V244H30ZM36 242H37V241H36ZM67 242H68V241H67ZM84 242H85V241H84ZM84 242H83V243H84ZM118 242H119V241H118ZM143 242H144V241H143ZM148 242H149V241H148ZM155 242H156V241H155ZM170 242H172V241H170ZM184 242H185V241H184ZM213 242H215V241H213ZM252 242H254V240H252ZM252 242H251V244H252ZM257 242H255V244H257ZM3 243H4V242H3ZM6 243H7V242H6ZM10 243H9V244H10ZM19 243H20V242H19ZM23 243H24V242H23ZM23 243H21V244H23ZM44 243H46V242H44ZM60 243L63 244L62 242H60ZM60 243H59V244H60ZM65 243H66V242H65ZM74 243H75V242H74ZM91 243H94V242L92 241ZM91 243H89V244H91ZM126 243H127V242H126ZM129 243H130V242H129ZM145 243H146V242H145ZM156 243L159 244V242H156ZM162 243H163V242H162ZM167 243H168V242H167ZM167 243H166V244H167ZM173 243H174V242H173ZM199 243H200V242H199ZM204 243H205V242H204ZM209 243H210V242H209ZM211 243H212V242H211ZM236 243H237V241H236ZM240 243H241V242H240ZM242 243H243V242H242ZM0 244H1V242H0ZM9 244H7V245H9ZM13 244H14V243H13ZM26 244H27V242H26ZM72 244H73V243H72ZM77 244H79V243H77ZM80 244H82V243H80ZM89 244H88V245H89ZM105 244H106V243H105ZM116 244H117V243H116ZM119 244H120V243H119ZM143 244H144V243H143ZM146 244H147V243H146ZM196 244H197V243H196ZM229 244H230V243H229ZM245 244H246V243H245ZM247 244H250V243H247ZM5 245H6V244H5ZM5 245H4V246H5ZM11 245H12V244H11ZM39 245H40V244H39ZM47 245H48V244H47ZM51 245H52V244H51ZM64 245H65V244H64ZM69 245H70V244H69ZM88 245H87V246H88ZM92 245H94V244H92ZM109 245H110V244H109ZM120 245H121V244H120ZM128 245H129V244H128ZM131 245H133V242H132ZM140 245H141V244H140ZM144 245H145V244H144ZM159 245H160V244H159ZM167 245H168V244H167ZM170 245H171V244H170ZM170 245H169V246H170ZM179 245H180V243H179ZM192 245H194V244H192ZM206 245H207V244H206ZM214 245H216V244H214ZM237 245H238V244H237ZM237 245H236V246H237ZM2 246H3V245H2ZM4 246H3V247H4ZM12 246H13V245H12ZM56 246H57V245H56ZM133 246H134V245H133ZM152 246H153V245H152ZM160 246H161V245H160ZM164 246H165V244H164ZM164 246L162 245V247H164ZM169 246H168V248H169ZM172 246H173V245H172ZM182 246H183V245H182ZM194 246H197V245H194ZM226 246H228V244H227ZM230 246H231V244H230ZM241 246L243 247V245H241ZM241 246H240V247H241ZM253 246H254V244H253ZM46 247H47V246H46ZM48 247H49V246H48ZM48 247H47V248H48ZM51 247H52V246H51ZM58 247H59V246H58ZM84 247L86 248V246H84ZM96 247L99 248V246H97V245H96ZM113 247L116 248L115 246H113ZM127 247H128V246H127ZM145 247H146V246H145ZM189 247H190V246H189ZM189 247H188V248H189ZM197 247H198V246H197ZM231 247H235V245H234V246H231ZM43 248H44V249H47V248H45V247H43ZM43 248H40V249L42 250ZM53 248H54V247H53ZM85 248H84V249H85ZM93 248H95V247H93ZM98 248H97V249H98ZM129 248L131 249V247H129ZM139 248H140V246H139ZM143 248H144V247H143ZM149 248H150V246H149ZM172 248H173V247H172ZM172 248H171V249H172ZM176 248H177V247H176ZM188 248H187V249H188ZM191 248H192V247H191ZM191 248H189V249H191ZM194 248H195V247H194ZM238 248H239V246H238ZM245 248H246V247H245ZM258 248H259V247H258ZM262 248H263V246H262ZM2 249H3V248H2ZM8 249H9V248H8ZM44 249H43V250H44ZM58 249H59V248H58ZM65 249H67V248H65ZM73 249H75V248H73ZM130 249H129V251H130ZM135 249H136V248H135ZM151 249H152V248H151ZM155 249H156V248H155ZM162 249H164V248H162ZM173 249H174V248H173ZM178 249H179V248H178ZM181 249H182V247H181ZM195 249H196V248H195ZM224 249H225V248H224ZM224 249H223V250H224ZM231 249H233V248H231ZM240 249H241V248H240ZM14 250H15V249H14ZM16 250H17V249H16ZM50 250H52V249H50ZM59 250H61V249H59ZM62 250H63V249H62ZM81 250H83V249H81ZM91 250H92V249H91ZM118 250H119V249H118ZM121 250H122V249H121ZM131 250H132V249H131ZM137 250H138V249H137ZM160 250H161V249H160ZM185 250H186V249H185ZM185 250H184V252H186ZM196 250H197V249H196ZM205 250H206V249H205ZM245 250H246V249H245ZM258 250H259V249H258ZM4 251H6V250H4ZM4 251H3V252H4ZM10 251H11V250H10ZM23 251H24V250H23ZM23 251H22V253H23ZM29 251H30V250H29ZM55 251H56V250H55ZM71 251H72V250H71ZM71 251H70V252H71ZM115 251H116V250H115ZM126 251H127V250H126ZM138 251H139V250H138ZM138 251H136V252H138ZM143 251H144V250H143ZM154 251H155V250H154ZM161 251H162V250H161ZM181 251H182V250H181ZM197 251H198V250H197ZM202 251H203V250H202ZM234 251H235V250L233 249V251H232L233 254H234ZM0 252H1V251H0ZM3 252H2V253H3ZM8 252H9V251H8ZM17 252H18V251H17ZM31 252H32V251H31ZM58 252H59V251H58ZM72 252H74V251H72ZM101 252H102V251H101ZM117 252H120V251H116V253H117ZM130 252H131V251H130ZM150 252H151V251H150ZM157 252H159V251H157ZM169 252H170V251H168V253H169ZM182 252H183V251H182ZM189 252H190V251H189ZM194 252H195V251H194ZM223 252H224V251H223ZM225 252H226V251H225ZM238 252H240V251H238ZM252 252H254V251H252ZM259 252H260V250H259ZM6 253H7V252H6ZM27 253H29V252H27ZM44 253H45V251L43 252V254H44ZM50 253H52V252H50ZM50 253H49L48 255H50ZM75 253H76V252H75ZM82 253H83V252H82ZM90 253H91V252H90ZM116 253H115V254H116ZM123 253H124V252H123ZM132 253H133V252H132ZM140 253H141V251H140ZM152 253H154V252H152ZM159 253H160V252H159ZM199 253H200V252H199ZM199 253H198V254H199ZM207 253H210V252H207ZM207 253L205 252V254H207ZM226 253H228V252H226ZM240 253H241V252H240ZM249 253L251 254V252H249ZM257 253H258V252H257ZM3 254L5 255V252H4ZM3 254H2V255H3ZM18 254H19V253H18ZM38 254H39V253H38ZM54 254H55V253H54ZM69 254H70V253H69ZM107 254H108V253H107ZM133 254H134V253H133ZM138 254H139V252H138ZM138 254H137V255H138ZM150 254H151V253H150ZM157 254H158V253H157ZM161 254H162V252H161ZM183 254H184V253H183ZM186 254H188V252H187ZM190 254H191V253H190ZM205 254H203V255H205ZM250 254H249V255L247 254V255L250 256ZM252 254H254V253H252ZM260 254H261V253H260ZM7 255H8V254H7ZM14 255H16V252H15ZM23 255H24V254H23ZM44 255H45V254H44ZM48 255H47L46 257H48ZM63 255H64V254H63ZM77 255H78V254H77ZM80 255H81V254H80ZM80 255H78V258H79ZM113 255H114V254H113ZM116 255H118V253H117ZM130 255H131V253H130ZM152 255H153V254H152ZM155 255H156V254H155ZM169 255H170V254H169ZM199 255H200V254H199ZM199 255H198V256H199ZM209 255L211 256L212 254H209ZM214 255H215V253H214ZM214 255H213V256H214ZM244 255H245V254H244ZM257 255H258V254H257ZM262 255H263V254H262ZM10 256H11V255H10ZM19 256H20V259H21V254H19ZM19 256H18V257H19ZM41 256H42V255H41ZM53 256H54V255H53ZM53 256H52V257H53ZM56 256H57V255H56ZM87 256L89 257V255H87ZM124 256H125V255H124ZM131 256H132V255H131ZM160 256H162V255H160ZM164 256H165V255H164ZM179 256H180V255H179ZM205 256H206V255H205ZM228 256H229V255H228ZM232 256H233V255H232ZM251 256H252V255H251ZM254 256H255V255H254ZM1 257H2V256H1ZM23 257H24V256H23ZM23 257H22V258H23ZM42 257H43V256H42ZM54 257H55V256H54ZM54 257H53V258H54ZM61 257H62V256H61ZM119 257H120V256H119ZM119 257H118V258H119ZM126 257H127V255H126ZM137 257L139 258V256H137ZM143 257H144V256H143ZM143 257H141V258L143 259ZM146 257H147V256H146ZM148 257H149V256H148ZM153 257H154V256H153ZM169 257H170V256H169ZM174 257H175V256H174ZM185 257H186V256H185ZM200 257H202V255H200ZM203 257H204V256H203ZM216 257H217V256H216ZM220 257H221V256H220ZM220 257H219V258H220ZM230 257H231V256H230ZM237 257H238V256H237ZM262 257H263V256H262ZM262 257H261V258H262ZM3 258H4V257H3ZM33 258H35V257H33ZM40 258H41V257H40ZM43 258H44V257H43ZM64 258H65V257H64ZM76 258H77V257H76ZM84 258H85V256H84ZM94 258H95V257H94ZM132 258H134V257L132 256ZM138 258H136V259H138ZM158 258H159V257H158ZM158 258H157V259H158ZM161 258H162V257H161ZM191 258H192V256H191ZM194 258H195V257H194ZM227 258H228V257H227ZM234 258H235V257H234ZM255 258H256V257H255ZM261 258H260V259H261ZM0 259H1V258H0ZM11 259H13V258H11ZM17 259H18V258H17ZM37 259H38V258H37ZM61 259H62V258H61ZM65 259H66V258H65ZM80 259H81V258H80ZM86 259H87V258H86ZM92 259H93V258H92ZM97 259H98V258H97ZM97 259H96V261H97ZM112 259H113V258H112ZM115 259H116V258H115ZM120 259H122V258H120ZM139 259H140V258H139ZM148 259L150 260V258H148ZM169 259H170V258H169ZM174 259H175V258H174ZM195 259H196V258H195ZM197 259H198V258H197ZM211 259H212V258H211ZM213 259H214V257H213ZM225 259H226V257H225ZM239 259H240V258H239ZM256 259H257V261L259 262L260 259H259V258H256ZM1 260H2V259H1ZM8 260H9V259H8ZM21 260H22V259H21ZM47 260H48V259H47ZM50 260H52V259H50ZM66 260H67V259H66ZM90 260H91V259H90ZM98 260H99V259H98ZM100 260H101V258H100ZM106 260H107V259H106ZM116 260L118 261V259H116ZM116 260H113L112 262H114V261H116ZM126 260H128V259H126ZM131 260H132V259H131ZM134 260H135V259H134ZM170 260L172 261L173 259H170ZM176 260H177V259H176ZM191 260H192V259H191ZM233 260H235V259H232V260H230V261H233ZM254 260H255V259H254ZM2 261H3V260H2ZM16 261H18V260H16ZM19 261H20V260H19ZM30 261H31V260H30ZM35 261H36V259H35ZM39 261H40V260H38V262H39ZM41 261H43V260L41 259ZM72 261L74 262L75 260H72ZM88 261H89V260H88ZM119 261H120V260H119ZM138 261H139V260H138ZM145 261H146V260H145ZM150 261H151V260H150ZM157 261H158V260H157ZM184 261H185V260H184ZM196 261H197V260H196ZM199 261H201V259H199ZM217 261H218V259H217ZM217 261H216V262H217ZM235 261H236V260H235ZM237 261H238V259H237ZM245 261H246V260H245ZM251 261H252V258H251ZM251 261H250V262H251ZM11 262H12V261H11ZM13 262H14V261H13ZM48 262H49V261H48ZM73 262H72V263H73ZM76 262H77V261H76ZM98 262H99V261H98ZM101 262H104V261H101ZM124 262H125V261H124ZM129 262H130V260H129ZM131 262H132V261H131ZM134 262H135V261H134ZM151 262H152V261H151ZM153 262H154V261H153ZM169 262H170V261H169ZM174 262H176V261H174ZM190 262H191V261H190ZM206 262H207V260H206ZM219 262H220V261H219ZM227 262H228V260H227ZM250 262H248V263H249V264H252V263H250ZM262 262L264 263V259H263ZM19 263H20V262H19ZM24 263H25V262H24ZM28 263H29V262H28ZM35 263H36V262H35ZM42 263H43V262H42ZM62 263H64V262H62ZM88 263H89V262H88ZM141 263L143 264L142 261H141ZM163 263H164V262H163ZM167 263H168V262H167ZM167 263H166V264H167ZM170 263H171V262H170ZM180 263H181V262H180ZM212 263H213V262H211V264H212ZM224 263H225V262H224ZM224 263H223V264H224ZM243 263H244V262H243ZM263 263H262V264H263ZM2 264H3V263H2ZM5 264H6V263H5ZM16 264H18V263H16ZM25 264H27V263H25ZM31 264H33V263H31ZM98 264H101V263H98ZM103 264H104V263H103ZM106 264H107V263H106ZM115 264H116V263H115ZM156 264H157V263H156ZM185 264H186V262H185ZM198 264H199V263H198ZM220 264H221V263H220ZM229 264H231V263H229ZM257 264H260V263H257Z\"/></svg>", "mask_w": 264, "mask_h": 264}]
</instances>
